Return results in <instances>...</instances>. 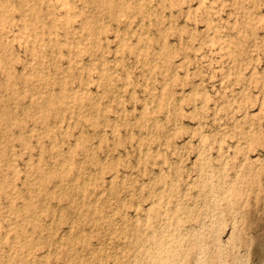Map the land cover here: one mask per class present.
<instances>
[{
	"label": "rangeland",
	"instance_id": "1",
	"mask_svg": "<svg viewBox=\"0 0 264 264\" xmlns=\"http://www.w3.org/2000/svg\"><path fill=\"white\" fill-rule=\"evenodd\" d=\"M16 1V2H15ZM26 1H28V2H25L24 0H20V2H19V0L17 1V0H9V2H10V4H11V8H12V6H13V8L9 11V13L7 14L8 16L6 17V19H4L2 22H3V25H1L0 26V32H1V30L3 31V33H1L0 34V42H2L3 41V43H0L2 46H0V48H2V49H0L1 51H0V64L1 63H3V64H1V66H3L2 67V69H1V67H0V81L3 79V80H5V81H7V82H5V81H1L0 82V90H1V92H0V107L2 108V107H4L3 109H7L8 108V110H9V113H8V111L6 110V112L5 111H2V113H1V108H0V116H2L3 115V118L2 117H0V118H2V120L0 119V124H2V125H0V127H2V128H0V150L2 151V152H5L4 154L0 151V157L2 158H0V161L2 162H0L1 163V168H0V177H1V179H0V206H3L4 204V206H3V208L1 207L0 208V217H2V218H0V239H2L3 240V238L5 239V240H3V241H1L0 240V245L3 243V248H2V245L0 246V251L4 254V257L2 258V253L0 252V263H2V264H14L15 262L17 263V264H23V261H24V264H26V262L28 261V263L30 264H67V262H68V264H74L75 262V264H87V263H85V262H88V264L91 262V264H105L106 262V264H111V262L113 263V264H127V260H128V264H136L137 262H135V261H138V263L137 264H150V263H148V262H150V259H151V261H152V263L151 264H163L164 263V261L167 263V264H171V263H173V264H177L178 262V264H181L180 262H181V260L179 259L181 256V259H182V262L185 260L184 258L186 257V259L188 258V260H185L184 262V264H193L194 262V264H214V262H215V264H227V263H229V264H232L233 262H234V264L235 263H237V264H264V64H262V63H264V7H263V2L264 1H262V0H255V2H254V0H244L243 2H242V0H241V2H238V0L237 1H235V0H232V2H233V4H231V0H185V3H184V0L182 1V0H179L180 2H177L178 0H172V2H170L169 0H162L163 2H164V5H163V2L160 0H155V1H153V0H124V2H123V0H105V1H103V0H100V1H96V0H91V2H92V4H90L91 2H90V0H79V2H78V0H46L45 2H44V0H41V1H39V0H26ZM38 1L40 2V4L38 3ZM50 1V2H49ZM58 1V2H57ZM74 1H76V2H74ZM83 1V2H82ZM89 1V2H88ZM118 1V2H117ZM145 1H147L146 3H145ZM149 1V2H148ZM177 2V3H174V2ZM182 1V2H181ZM189 1L191 2V3H189ZM240 1V0H239ZM250 1V2H249ZM257 1V2H256ZM17 2H18V4H17ZM31 4H30V3ZM34 2V3H33ZM51 2H52V4H51ZM99 2L101 3L100 5H99ZM104 2H106V3H104ZM143 4H142V3ZM151 2H153V3H151ZM155 2V3H154ZM162 2V3H161ZM167 2H169L172 6L174 5V8L173 7H171V5L169 4V3H167ZM208 3V4H206V3ZM220 2H221V4H220ZM224 2L226 3V4H224ZM236 2V3H235ZM238 2V3H237ZM253 2V3H252ZM24 5H23V4ZM26 3L28 4V5H26ZM43 3V4H42ZM48 3H50L48 6L46 5V4H48ZM58 3V4H57ZM84 3H86L85 5H83ZM96 3H97V5H96ZM118 3V4H117ZM151 3V4H150ZM182 3H184V4H181ZM188 3V4H187ZM213 3V4H212ZM235 3V4H234ZM252 3V4H251ZM261 3V4H260ZM19 4H22V5H20V7H21V9L23 10H20V11H18L19 9H20V7H18L17 5H19ZM29 4H30V7H29ZM33 4V5H32ZM56 4V5H55ZM60 4V6H58ZM78 4V5H77ZM113 5V7H112V5ZM149 6H148V5ZM176 4H179V5H181L180 7H178ZM193 4V5H192ZM201 4V5H200ZM203 4H206L205 5V9H203L204 7V5ZM210 4V5H209ZM218 4V5H217ZM228 4V5H227ZM232 6H231V5ZM241 4H243V6H240V7H242V9L239 7V5H241ZM251 4V5H250ZM256 4V5H255ZM36 5V6H35ZM40 5V6H39ZM41 5H42V10H45L46 11V9L45 8H47V11H46V13H45V11H42V10H40L41 9ZM90 5H91V7H90ZM92 5H96V6H92ZM106 7H105V6ZM116 7H115V6ZM167 6V8L166 7H164V6ZM200 5V6H199ZM216 7H215V6ZM219 5H220V9H219ZM223 5H225L224 7H223ZM262 5V6H261ZM26 6H28L27 8H26ZM45 6V7H44ZM63 6V7H62ZM64 6H66L65 8H64ZM70 6L71 7H73V8H70ZM74 6L75 7H77V8H74ZM109 6V7H108ZM140 6H141V8H140ZM168 6H169V9H168ZM228 6H231V7H228ZM234 6L236 7V6H238L237 7V9L239 8L240 9V11L239 10H237L236 8H234ZM259 6H260V8H259ZM32 7H33V9H32ZM36 7V8H35ZM51 7H53L52 9L53 10H51ZM84 7H85V9H86V11L84 10ZM94 7V8H93ZM97 7H99V9L97 8ZM102 7H104L103 8V11L106 9L107 11H104V13H102ZM243 7H244V9H243ZM246 7V8H245ZM19 8V9H18ZM25 8H26V10H25ZM35 8V9H34ZM40 8V9H39ZM58 8H60V9H58ZM89 8V9H88ZM92 10H91V9ZM97 8V9H96ZM108 8H115V10L114 9H111V10H109ZM157 8V9H156ZM161 10L162 8H166L165 10L164 9H162L161 11L159 10V9ZM172 8V9H171ZM176 8H178V9H176ZM179 8L183 11V12H185V10H186V8H188L186 11L187 12H185V14L182 12V11H180L179 10ZM228 8H229V10H228ZM258 8V9H257ZM263 8V9H262ZM16 9V10H15ZM56 9V10H55ZM129 11H128V10ZM133 9V10H132ZM135 9V10H134ZM144 9L146 10V12L144 11ZM154 9H156V10H154ZM212 9V10H211ZM215 9V10H214ZM223 9V10H222ZM225 9V10H224ZM235 9H236V12H235ZM14 10V11H13ZM30 10V12H28L27 13V11H29ZM36 10V11H35ZM49 10V11H48ZM70 10H72V11H70ZM74 10V11H73ZM78 10V11H77ZM80 10V11H79ZM81 10H82V12H81ZM91 10V11H90ZM97 10V11H96ZM100 10V11H99ZM139 10V11H141V12H137V11ZM171 10H173V11H171ZM198 10V11H197ZM210 10L212 11V13L210 14ZM213 10H214V12H213ZM228 10V11H227ZM245 10V11H244ZM252 10V11H251ZM32 11H34L35 12V16L36 15H38V17L36 16V18H35V16H34V12H32ZM40 11H42L43 13H45V14H42V13H40ZM57 11V12H56ZM75 11H77V12H75ZM83 11H84V13H83ZM88 11V12H87ZM94 11V12H93ZM111 11V12H110ZM113 11H115V13H113ZM133 11V12H132ZM157 11V12H156ZM179 11V12H178ZM219 11H220V13H219ZM21 12V13H20ZM38 12V13H37ZM58 12H59V14H58ZM61 12V13H60ZM107 12V13H106ZM111 13V14H115V17H112L113 15H111V14H109V13ZM158 12H161V13H159L158 14ZM167 12V13H166ZM197 12H199V13H197ZM202 12H205V13H202ZM206 12H208V14H206ZM224 12V13H223ZM227 12V13H226ZM228 12H229V14H228ZM232 12H233V14H232ZM13 13H15V14H13ZM20 13V14H19ZM32 14L31 16L33 17H31L30 16V14ZM98 14V15H100V17L98 16V15H96V14ZM101 13V14H100ZM131 13V14H130ZM169 13V14H168ZM200 13H201V15H200ZM216 13H217V16H216ZM11 14H12V16H11ZM18 14V15H17ZM41 14V15H40ZM54 14V15H53ZM55 14H56V17H55ZM84 14V15H83ZM90 14V15H89ZM104 14H108V16H106V15H104ZM117 14H118V18H117ZM146 14L148 15V16H146ZM152 14H154V15H152ZM179 14V15H178ZM204 14V15H203ZM206 14V15H205ZM210 14V15H209ZM222 14V15H221ZM228 16H227V15ZM231 14V15H230ZM243 14L246 16H243ZM14 15H16L15 17H14ZM23 15V16H22ZM46 15L49 17H46ZM52 15V16H51ZM92 15V16H91ZM111 15V16H110ZM157 15L159 16H161V17H159V20L157 19ZM189 15V16H188ZM195 15V16H194ZM198 15H200V16H202V17H199ZM208 15V16H207ZM227 17H226V16ZM230 15V16H229ZM232 15H233V19H232ZM238 15V16H237ZM239 15H241V16H239ZM252 15V16H251ZM40 16V17H39ZM81 16V17H80ZM85 16V17H84ZM110 16V17H109ZM169 18H168V17ZM172 16H173V19H174V21H173V19H172ZM182 16V17H181ZM185 16H187L188 18H190V19H187V18H185ZM205 16V17H204ZM216 17L215 19H213L214 17ZM243 16V17H242ZM26 17V18H25ZM27 17H28V19H27ZM30 17L32 18L31 20H30ZM58 17V18H57ZM76 17H78V18H76ZM84 19H83V18ZM90 17V18H89ZM94 17H96L97 18V20L94 18ZM105 17V18H104ZM120 17H122L121 18V22L122 23H120ZM156 17V18H155ZM166 17V18H165ZM178 19H177V18ZM183 17H184V19H183ZM213 17V18H212ZM230 19H229V18ZM242 19H240V18ZM9 18V19H8ZM11 18H12V20H11ZM40 20H39V19ZM46 18V19H45ZM48 18V19H47ZM51 18V19H50ZM56 18V19H55ZM64 18V19H63ZM93 18V19H92ZM109 20H108V19ZM112 18H114L116 21H114V20H112ZM164 20H162V19ZM179 18H181V19H179ZM222 18H223V20H225V21H223L222 22ZM239 18V19H238ZM8 19V20H7ZM17 19V20H16ZM38 19V20H37ZM62 19V20H61ZM76 20V22L75 21H73V20ZM83 19V20H82ZM89 19V20H88ZM90 19H92V20H90ZM96 20V24L94 23L95 22V20ZM119 19V20H118ZM125 19H127V20H125ZM137 19V20H136ZM138 19H140V20H138ZM148 19V20H147ZM156 19H157V21L159 22L160 21V23H156ZM161 19V20H160ZM186 19V20H185ZM204 19H205V21L206 22H204ZM221 19V20H220ZM230 21H229V20ZM244 19V20H243ZM25 20H27V22H29V24L25 21ZM37 20V23H35V21ZM46 22H45V21ZM49 20V21H48ZM50 20H51V22H50ZM52 20H53V23H52ZM58 20V21H57ZM60 20V21H59ZM79 22H78V21ZM118 20V21H117ZM167 20V21H166ZM179 20V21H178ZM191 20V21H190ZM199 20V21H198ZM226 20H227V22H229V24H227L226 23ZM246 20H248L247 21V23H246ZM254 20V21H253ZM257 20V21H256ZM41 21V22H40ZM63 21H64V23H63ZM65 21H66V26H65ZM71 21V22H70ZM110 21V22H109ZM154 21H155V23H154ZM167 22V24H166V22ZM169 21V22H168ZM176 21V22H175ZM185 21V22H184ZM194 21H195V23H194ZM204 23H203V22ZM217 21V22H216ZM238 21V22H237ZM253 21V22H252ZM259 21H260V23L262 24V25H260V23H259ZM11 22V23H10ZM30 22H32L31 23V25L33 24V29H31L32 27H31V25H30ZM39 22V23H38ZM90 22H91V26L90 25H87V24H90ZM98 22V23H97ZM100 22H103V23H100ZM151 22V23H150ZM156 25V26H158L157 28H156V26L153 24V23ZM173 22H175L176 23V25L174 26L173 24ZM189 22H190V24H189ZM200 22H202V23H200ZM212 22H214V23H212ZM240 22V23H239ZM245 22V23H244ZM258 22V23H257ZM7 23V24H6ZM10 23V26H8V24ZM13 23V24H12ZM15 23V24H14ZM22 23V24H21ZM41 23V24H40ZM60 23H62L61 25H60ZM113 23V24H112ZM118 23H120V24H118ZM127 23V24H126ZM184 23H185V25H184ZM232 24V26H231V24ZM236 23L238 24V26L236 25ZM242 23V24H241ZM243 23L244 24H246V26H244L243 25ZM255 23V24H254ZM5 24H6V26H5ZM51 24L53 25V26H51ZM72 25V27H71V25ZM78 26H77V25ZM115 24V25H114ZM140 24V25H139ZM169 24V25H168ZM183 24V25H182ZM195 24V25H194ZM204 24V25H203ZM206 24H207V26H208V28L210 27V29L212 30H210L209 29V31L207 30V26H206ZM220 24V25H219ZM223 24V25H222ZM241 24V25H240ZM247 24H249V26L247 25ZM257 24H258V27H257ZM11 25H13L12 27H11ZM21 25H22V27H21ZM43 25H44V28H43ZM62 26L63 25V28L62 27H60V26ZM79 25H80V27H79ZM86 25V26H85ZM93 25V26H92ZM110 25V26H109ZM123 25H125V26H123ZM127 25H128V27L129 28H127ZM134 25V26H133ZM194 25V26H193ZM225 25H229V26H225ZM250 25L251 26H254V28H250ZM255 25H256V28H255ZM26 26V27H25ZM46 26V27H45ZM59 26V27H58ZM67 26H68V28H67ZM74 26V27H73ZM120 26H121V28H120ZM152 26V27H151ZM171 26V27H170ZM180 26V27H179ZM206 26V27H205ZM231 26V27H230ZM234 26H236V27H234ZM5 27H6V29H5ZM13 27H14V29H13ZM64 27H65V29H64ZM83 27L85 28V29H83ZM111 27V30L113 31H111L110 29H107V28H110ZM186 27H187V29H186ZM228 27H229V30L232 28V29H234L233 31L232 30H228ZM237 27H240V28H237ZM247 27L249 28V29H247ZM10 28H12V29H10ZM30 28V29H29ZM39 28V29H38ZM40 28H41V31H40ZM52 30H51V29ZM72 28V29H71ZM140 28V30H138ZM167 28H169V29H167ZM177 29V30H175V29ZM191 28V29H190ZM196 28V29H195ZM201 28V29H200ZM204 28H206V29H204ZM216 29V31H215V29ZM221 28H223V29H221ZM236 28V29H235ZM36 29V30H35ZM38 29V30H37ZM70 29V30H69ZM130 29V30H129ZM204 29V30H203ZM253 29V30H252ZM4 30H7V31H5L4 32ZM10 30H12V31H10ZM17 30H18V35H17ZM46 32H45V31ZM50 30V31H49ZM54 30V31H53ZM57 30H58V32H57ZM66 30V31H65ZM69 30V31H68ZM77 30H79L78 32H77ZM84 30V31H83ZM99 30H101V31H99ZM102 30H104V32L102 31ZM105 30H107V31H105ZM109 30V31H108ZM129 30V31H128ZM143 30V31H142ZM153 30V31H152ZM175 32L174 34H173V32ZM186 31V32H183V31ZM196 30L198 31L197 33H196ZM202 30V31H201ZM228 30V31H227ZM247 30V31H246ZM250 30H252V31H250ZM255 30H257V31H255ZM22 31V32H21ZM26 31V32H25ZM27 31H28V33H27ZM34 31V32H33ZM39 31V32H38ZM61 31V32H60ZM64 31H65V33H64ZM71 31H72V33H73V35H72V33H71ZM82 31V32H81ZM134 31L136 32L134 35H131V34H133L134 33ZM169 31V32H168ZM189 31V32H188ZM194 31V32H193ZM201 31V32H200ZM208 31V32H207ZM223 31V32H222ZM235 31V32H234ZM256 33H254V32ZM10 34H9V33ZM12 32H14L13 33V35H12ZM20 32V33H19ZM41 32V33H40ZM47 32H48V37L46 36V34H47ZM75 32H77V33H75ZM84 32H85V34H84ZM95 32V33H94ZM101 32H102V34H101ZM107 32V33H106ZM112 32V33H111ZM118 32H120V33H118ZM122 32V33H121ZM161 33L160 35H161V37H163V38H161V37H159V36H156V35H159V33ZM167 32H168V37H167ZM177 32V33H176ZM193 32V33H192ZM204 32V33H203ZM220 32V33H219ZM226 32V33H225ZM231 32V33H230ZM233 32V33H232ZM247 34H246V33ZM259 32V33H258ZM261 32V33H260ZM24 33H26V35L24 34ZM32 33H34V34H32ZM44 33H46V34H44ZM61 33H63V34H61ZM67 33V34H66ZM75 33V34H74ZM81 33V34H80ZM104 33V34H103ZM113 33H114V36H113ZM131 33V34H130ZM170 33V34H169ZM173 35H172V34ZM179 33V34H178ZM189 35V37L187 36V34ZM201 34V35H198V36H196V35H194V34ZM207 33V34H206ZM217 33V34H216ZM236 33V34H235ZM242 33H244V34H242ZM41 34H44L43 36H45L46 37V40H45V37H43L42 38V35ZM66 34V35H65ZM107 34V35H106ZM120 34V35H119ZM155 34V35H154ZM176 34V35H175ZM182 34V35H181ZM206 34V35H205ZM223 34H224V36H223ZM240 34V35H239ZM252 34V35H251ZM253 34H254V36H253ZM6 35V36H5ZM15 35V36H14ZM28 35V36H27ZM33 35H34V37H33ZM37 35H40L41 37H39V36H37ZM56 35H59V37L58 36H56ZM61 35H63V36H61ZM83 37H82V36ZM124 35V36H123ZM142 35L144 36V37H142ZM145 35H146V39H144L145 38ZM175 35V36H174ZM184 35V36H183ZM250 35H251V37H250ZM3 36V37H2ZM4 36H5V38H4ZM9 36V37H8ZM13 36V37H12ZM19 36V37H18ZM54 38H53V37ZM70 37V38H68V37ZM75 37V39H74V37ZM77 36H81L80 38H82L81 40H80V38L79 37H77ZM92 36H94L95 38L93 39V37ZM97 36V37H96ZM109 36V37H108ZM112 36V37H111ZM131 36H133V37H131ZM154 36V37H153ZM156 36V37H155ZM182 37V39L184 40L185 39V41H182V39L180 40V38L179 37ZM194 38H193V37ZM202 36L203 37H205V38H203L202 39ZM237 36V37H236ZM240 36V37H239ZM248 36V37H247ZM253 36V37H252ZM260 36V37H259ZM30 39H28V38ZM36 37L38 38V39H36ZM52 37V38H51ZM57 37V38H56ZM74 39V42L72 41L73 39ZM77 37V38H76ZM92 37V38H91ZM108 37V38H107ZM135 37H137V38H135ZM160 39H159V38ZM178 37V38H177ZM187 37V38H186ZM207 37V38H206ZM239 37V38H238ZM243 37V38H242ZM248 38V39H246L245 40V38ZM1 38H3L2 40H1ZM16 38V39H15ZM49 40H48V39ZM55 38H56V40H55ZM66 39V41L64 40V39ZM78 38H79V40H78ZM84 38V39H83ZM114 38H116L115 40H114V42H112L111 40L112 39H114ZM132 40H131V39ZM154 38V40H152ZM191 39V41H193V42H191L190 41V39ZM196 38V39H195ZM262 38V39H261ZM6 39V40H5ZM19 39V40H18ZM35 39L37 40V41H35ZM91 39H93V40H95V43H94V41H91ZM97 39H99L98 41H97ZM102 39V40H101ZM111 39V40H110ZM117 39H118V41H117ZM134 39V40H133ZM136 39V40H135ZM165 39V40H164ZM199 39H200V41H199ZM214 39H216V42H215V40ZM233 39H235L237 42H235V40L233 41ZM9 40V41H8ZM21 40V41H20ZM68 40H69V43H68ZM71 40V41H70ZM75 40H76V42H75ZM83 40V41H82ZM149 42H148V41ZM160 41V43H159V41ZM166 40H167V42H166ZM179 40V41H178ZM195 40V41H194ZM223 41V43H222V41ZM239 40V41H238ZM241 40H242V43H241ZM244 40V41H243ZM248 40V41H247ZM262 40V41H261ZM7 41V42H6ZM14 41V42H13ZM23 41V42H22ZM31 43H30V42ZM47 41V42H46ZM53 41V42H52ZM86 41H87V43H86ZM89 41V42H88ZM132 41V42H131ZM155 41H157V42H155ZM161 41H162V43H161ZM180 41H181V43H180ZM188 41V42H187ZM202 41V42H201ZM9 42V43H8ZM10 42H11V44H10ZM19 42V43H18ZM37 42H39V46L37 45ZM41 42V43H40ZM50 42H51V44H50ZM91 42V43H90ZM93 42V43H92ZM100 42V43H99ZM107 42V43H106ZM129 42V43H128ZM142 42V43H141ZM152 42V43H151ZM184 44H183V43ZM191 42V43H190ZM201 42V43H200ZM210 42V43H209ZM244 42H245V44H244ZM259 42V43H258ZM260 42H262V44L260 43ZM5 43H8V44H6L7 46L8 45H11V47H12V45H13V50L15 51V53H13L12 52V49H11V47L9 48V50L6 48V45L4 46L3 44H5ZM15 43V44H14ZM21 43V44H20ZM24 43H26V44H24ZM46 43V44H45ZM56 43V44H55ZM58 43V44H57ZM85 43H86V45H85ZM104 43H106L105 45H104ZM110 43V44H109ZM138 43V44H137ZM151 43V44H150ZM175 43H176V45H175ZM179 43V44H178ZM190 43V44H189ZM193 43V45H191ZM204 43V45H202ZM220 43V44H219ZM233 45H235L236 47H237V49L235 50V46H233ZM250 43H251V45H250ZM21 46V47H19V45ZM30 44H31V46H30ZM35 44L38 46H35ZM73 44L77 47H74L73 46ZM98 44H99V46H98ZM115 44V45H114ZM140 44V45H139ZM153 44V45H152ZM159 44V45H158ZM161 44V45H160ZM189 44V45H188ZM206 44V45H205ZM209 44V45H208ZM210 44H211V46L212 47H209L210 46ZM216 44V45H215ZM239 44V45H238ZM49 45V46H48ZM54 45H56V47H54ZM62 45V46H61ZM66 45H67V47H66ZM70 45L72 46V47H70ZM88 45H89V47H91L90 45H93L92 47H91V49L88 47ZM95 45H97V47L95 46ZM133 45H135L136 47H134ZM139 45V46H138ZM156 45V46H155ZM168 45H169V47H168ZM184 45V48L182 47V46ZM192 47H191V46ZM223 45V46H222ZM241 45V47H239ZM244 45H248L247 47L246 46H244ZM25 46H27V47H25ZM84 46V47H83ZM87 46V48H85ZM106 46L109 48V51H108V48H107V50H106ZM114 46V47H113ZM128 46V48H127V50H125L124 49V47L126 48ZM157 46H159V47H157ZM186 46H187V48H186ZM189 46V47H188ZM200 46L202 47V50H201V48H200ZM231 46H233V47H231ZM260 46V47H259ZM261 46H262V52H261V50H259V48L261 49ZM40 47V48H39ZM53 47V48H52ZM57 47H58V49H57ZM63 47V48H62ZM81 47H82V49H81ZM160 47H161V49H160ZM170 47H171V50H170ZM175 47H176V49H175ZM181 47H182V49H181ZM197 47H198V49H197ZM244 47V48H243ZM251 47V48H250ZM256 47H257V50H256ZM18 48V49H17ZM19 48H20V50H22V51H20L19 50ZM24 48L26 49V50H24ZM29 48V51L31 52V55H30V53H29V51L27 50ZM31 48V49H30ZM39 50H37V49ZM43 48H47L46 50L48 51H46V50H44ZM72 50H71V49ZM76 48V49H75ZM85 48V49H84ZM94 48V49H93ZM99 48V49H98ZM165 48H166V51H165ZM167 48L169 49L168 51H167ZM179 50H178V49ZM205 48V49H204ZM206 48H208V49H206ZM209 48H210V50H209ZM213 48L215 49V50H213ZM218 48V49H217ZM240 48V49H239ZM247 48V49H246ZM254 50H253V49ZM7 49V50H6ZM16 49V50H15ZM50 49H52V50H50ZM75 49V50H74ZM96 49H98V50H96ZM105 49V50H104ZM135 49V50H134ZM151 49V50H150ZM174 49V50H173ZM183 49H190V50H183ZM193 49V50H192ZM204 49V50H203ZM224 49H226V50H224ZM239 49V50H238ZM244 49V50H243ZM246 49V50H245ZM4 50H5V52H4ZM55 50V51H54ZM68 50V51H67ZM89 50V53L87 52ZM91 50V51H90ZM94 50V51H93ZM114 50V51H113ZM151 51V53H150V51ZM155 50V51H154ZM165 52H164V51ZM173 50V51H172ZM175 50H178V51H175ZM182 50V51H181ZM192 50V51H191ZM220 50V51H219ZM250 50V51H249ZM255 50H256V52H255ZM259 50V51H258ZM9 51V52H8ZM21 53H20V52ZM25 51V52H24ZM27 51V52H26ZM44 51H46V52H44ZM55 53H54V52ZM64 52V54H63V52ZM68 52V53H66V52ZM98 51V52H97ZM119 51H121V53H119ZM133 52V51H135V52H133L132 54H130L129 53V55H128V52ZM159 51V52H158ZM170 51H171V55H173V57H171L170 56ZM191 52V53H187V52ZM194 51V52H193ZM204 51V52H203ZM212 51H214V52H212ZM216 51H218V52H216ZM223 51H227V53H223ZM242 52V53H240V52ZM247 51H248V53H247ZM2 52H3V54H2ZM7 52V53H6ZM10 52H12V53H10ZM17 52V53H16ZM24 52V53H23ZM35 52V53H34ZM92 52H93V54H92ZM113 53V55H112V53ZM125 52H127V54L125 53ZM140 52H141V54H140ZM144 52V53H143ZM145 52H147V54H148V52L150 53V54H148V56H147V54L145 53ZM174 52H176L175 53V55H174ZM178 52V53H177ZM183 54H182V53ZM185 52H186V54H185ZM200 54H199V53ZM204 53V55H203V53ZM206 52V53H205ZM212 52V53H211ZM216 52V53H215ZM222 52V53H221ZM250 52V53H249ZM253 52V53H252ZM6 53V54H5ZM9 53H10V55H9ZM27 53H28V55H27ZM51 53V54H50ZM54 53V54H53ZM86 53V54H85ZM95 53V54H94ZM97 53H98V55H97ZM110 53V54H109ZM114 53L116 54L115 56H114ZM120 55H119V54ZM153 53V54H152ZM155 53V54H154ZM165 53V54H164ZM169 55V57H167V54ZM194 53V54H193ZM251 54V56H246L247 54ZM255 53V54H254ZM12 54V55H11ZM14 54V55H13ZM18 54V55H17ZM22 54V55H21ZM37 54V56H35ZM38 54L41 56H38ZM49 55V57H48V55ZM52 54H53V56H52ZM70 54H72V56H70ZM88 54H89V56H88ZM126 54V55H125ZM136 56H135V55ZM140 54V55H139ZM144 54V55H143ZM160 54L162 55V56H160ZM212 54V55H211ZM216 54V55H215ZM227 55V54H229V56H231V58L229 57V56H227V58H226V56L225 55ZM3 57H2V56ZM47 55V56H46ZM55 55V56H54ZM62 55V57H59V56H61ZM87 55V56H86ZM97 55V57H99L98 59H96L97 57H95ZM106 55H108V57L106 56ZM110 55H111V57H110ZM150 55H155V56H150ZM177 55H179V56H177ZM188 57H187V56ZM193 55V56H192ZM210 55V56H209ZM215 55V56H214ZM238 55V56H237ZM243 55V56H242ZM5 56V57H4ZM59 58H58V57ZM64 56V57H63ZM74 56V57H73ZM75 56H78V57H75ZM113 56V57H112ZM119 56V57H118ZM150 56V57H149ZM160 56V57H159ZM167 58H166V57ZM181 56H183V57H181ZM205 56V57H204ZM209 58H208V57ZM222 56H223V59H220V58H222ZM237 56V57H236ZM6 57H9L8 58V60H6L7 58ZM18 58V59H16V58ZM31 57V58H30ZM40 57V58H39ZM47 57V58H46ZM68 57H69V59H68ZM71 57V58H70ZM86 57V58H85ZM89 57V58H88ZM95 57V58H94ZM118 57V58H117ZM137 57V58H136ZM140 57H142V58H139ZM144 57V58H143ZM154 57V58H153ZM165 57V58H164ZM191 57V58H190ZM193 57H194V59H193ZM202 57V58H201ZM213 57H214V59L215 60H213ZM217 57V58H216ZM262 57V58H261ZM4 58H6V59H4ZM13 58V59H12ZM15 58V59H14ZM23 58H24V60H23ZM29 58H30V60H29ZM39 60H38V59ZM48 58H52L51 60H49ZM61 58V59H60ZM75 58V59H74ZM136 60H135V59ZM160 58V59H159ZM195 58H197V59H195ZM200 58V59H199ZM203 58H205V59H203ZM206 58H207V60H206ZM230 58V59H229ZM239 58H241V59H239ZM254 58H256V60L254 59ZM26 59V60H25ZM37 59V60H36ZM43 59H44V61H43ZM58 59V60H57ZM64 59V60H63ZM110 61H109V60ZM135 61H134V60ZM142 59H143V61H142ZM147 59V60H146ZM159 59V60H158ZM168 60L169 62H167V64L166 63H164V61L165 60ZM174 59V61L172 62V60ZM178 59V60H177ZM184 59V60H183ZM187 59H189V61H187ZM195 60L194 62H192L191 63V61H193V60ZM201 59H202V61H201ZM218 59H220V61H218ZM10 60H13V62H14V65H16L17 67L19 66V68H17L16 66H14L13 64H11V63H13L12 61H11V63L9 64L8 63V61L10 62ZM56 60V61H55ZM60 60V61H59ZM62 60V61H61ZM133 60V62H131ZM141 60V61H140ZM166 60V61H167ZM184 62H183V61ZM206 60V61H205ZM224 62H222V61ZM254 60V61H253ZM259 60H261V61H259ZM4 61V62H3ZM6 61V62H5ZM17 61V62H16ZM21 61H24V62H21ZM37 61V62H36ZM39 61V62H38ZM45 61H46V63H45ZM52 61H55L54 63L52 62ZM72 61H74L73 62V64L71 65V63H72ZM96 61H99L98 63L96 62ZM127 61V62H126ZM145 61V62H144ZM162 61V62H161ZM165 61V62H166ZM252 61V62H251ZM257 61H259V62H257ZM32 62H33V64H32ZM110 62V63H109ZM113 62V63H112ZM123 62V63H122ZM140 62H141V65H143V66H141L140 65ZM158 62V63H157ZM171 62H172V64H171ZM197 62V63H196ZM198 62H199V64H198ZM200 62H202V63H200ZM226 62V63H225ZM248 62L250 63V64H248ZM262 62V63H261ZM19 63V64H18ZM24 63V64H23ZM27 63V64H26ZM42 63H43V66H41L42 65ZM59 64V66H58V64ZM60 63H61V67H60ZM64 63V64H63ZM77 63H79V64H77ZM97 63V64H96ZM118 63H119V65H118ZM139 63V64H138ZM177 63V64H176ZM178 63H180V65H178ZM184 63V64H183ZM196 63V64H195ZM205 63V64H204ZM217 63H218V65H217ZM244 63H245V65H244ZM257 63V64H256ZM260 63V64H259ZM6 64H7V68H6ZM32 64V65H31ZM35 64H36V66H35ZM46 64V65H45ZM56 64V65H55ZM70 64V65H69ZM76 64H77V66H78V68L76 67ZM106 64H107V66H106ZM110 66H109V65ZM128 64L130 65V66H128ZM132 64V65H131ZM136 65V67H135V65ZM161 64H162V66H161ZM166 64V65H165ZM181 64H183V66L181 65ZM190 64V65H189ZM194 64V65H193ZM198 64V65H197ZM204 64V65H203ZM217 65V67H216V65ZM221 64V65H220ZM225 64H228V65H226V66H224ZM230 64H231V66H230ZM262 64V65H261ZM9 65H12V67L11 66H9ZM26 65H27V67H26ZM34 65V66H33ZM39 65V66H38ZM75 65V66H74ZM80 65H81V67H80ZM97 65H98V67H97ZM100 65V66H99ZM114 65H116V66H114ZM117 65H118V67H117ZM120 65H122V66H120ZM148 65V66H147ZM149 65H151V66H149ZM159 65V66H158ZM163 65H164V67H163ZM173 65V67H170V66H172ZM191 65H193V66H191ZM200 65V68H198V66ZM208 65H209V67H208ZM211 65H213V66H211ZM240 65L242 66V68L240 67ZM252 65V66H251ZM258 65V66H257ZM14 66V67H13ZM22 66H23V68H22ZM41 66V67H40ZM92 66H93V68H92ZM166 66H168V67H166ZM248 68H247V67ZM6 69H5V68ZM31 67V68H30ZM49 67H50V69H49ZM53 67V68H52ZM54 67H56L57 69H55ZM72 67L73 68H75V69H72ZM121 67H123V68H121ZM132 67H134V69L132 68ZM143 67V68H142ZM159 67V68H158ZM185 67H186V70H185ZM191 67V68H190ZM205 67H207V68H205ZM246 67V68H245ZM258 67V68H257ZM12 68V69H11ZM22 68V69H21ZM33 68V69H32ZM39 68H41V69H39ZM44 68H45V70H44ZM69 68V69H68ZM100 68V69H99ZM121 68V69H120ZM136 68H137V70H136ZM139 68H141V70H139ZM144 68H147V69H144ZM171 68V69H170ZM184 68V69H183ZM197 68V69H196ZM213 68V69H212ZM215 68V69H214ZM228 68V69H227ZM237 68V69H236ZM244 68H245V71H244ZM260 68V69H259ZM27 69H28V71H27ZM35 69V70H34ZM39 69V70H38ZM59 69V70H58ZM72 69V71H70ZM78 69V70H77ZM93 69L94 70H96L95 72L93 71ZM125 69V70H124ZM157 71H156V70ZM161 69V71H159ZM169 69V70H168ZM179 69V70H178ZM182 69V70H181ZM205 69V70H204ZM225 69V70H224ZM6 70H11V71H14V72H12L11 73V71H10V74H9V76H11L12 74H16L17 75V77L16 76H12L13 78H11L10 79V77L8 76V73H9V71H4ZM16 70H18V71H16ZM20 70V71H19ZM24 70V71H23ZM58 70V71H57ZM66 70H68L69 72H68V74H67V71ZM74 70L76 71V74H75V72H74ZM84 70L86 71L87 70V73H84ZM92 70V71H91ZM122 70H124V71H122ZM131 70V71H130ZM139 70V71H138ZM148 70V71H147ZM196 70V73L194 72ZM206 70H208V71H206ZM214 70H216V71H214ZM223 70V71H222ZM247 70V71H246ZM262 70V71H261ZM34 71H36V74L34 75ZM37 71L39 72V73H37ZM46 71V72H45ZM57 71V72H56ZM60 71V72H59ZM61 71H62V73H61ZM78 71V72H77ZM112 71V72H111ZM137 71H138V73H137ZM141 71V72H140ZM198 71V72H197ZM220 71H222L221 73H220ZM239 71V72H238ZM244 71V72H243ZM18 72V73H17ZM21 72V74H20V76H23V77H25V78H23L22 79V77H21V79H19L20 77H19V73ZM44 72V73H43ZM51 72V73H50ZM111 72V73H110ZM131 72H133V73H131ZM154 72L157 74H155L154 75ZM161 72H163V75H162V73ZM168 72H169V74H168ZM179 72V73H178ZM184 72V73H183ZM194 72V73H193ZM225 72V73H224ZM242 72H243V74H242ZM4 73V74H3ZM22 73H24V74H22ZM47 73H49V74H47ZM53 73V74H52ZM55 73H57V74H55ZM92 73V74H91ZM95 73V74H94ZM102 73V74H101ZM105 73V74H104ZM106 73H108V75H106ZM121 73H123V74H121ZM198 73V74H197ZM203 73H204V75H203ZM216 75H215V74ZM3 74V75H2ZM30 75V77L28 76V75ZM37 74H38V76L39 77H37ZM42 74L43 75V81H42V75L40 76V75ZM54 74H55V76L57 77H55L54 78V80H53V77H54ZM61 74H62V81H60L61 80ZM82 74L85 76H82ZM88 74V76L86 77V75ZM98 74V75H97ZM120 74V75H119ZM171 74V75H170ZM191 74V75H190ZM194 76H193V75ZM197 74V75H196ZM206 74V75H205ZM208 74V75H207ZM210 74V75H209ZM240 74V75H239ZM255 74V75H254ZM256 74H259L260 76H261V78H260V76L259 75H256ZM6 75H7V78H9V79H5V77H6ZM25 75V76H24ZM44 75H46L48 78H49V76H51V78L50 79H47L46 78V76H44ZM49 75V76H48ZM52 75H53V77H52ZM72 77H74V76H78L77 78H72ZM93 75V76H92ZM96 75V76H95ZM151 75V76H150ZM201 75V76H200ZM218 75H220L221 77H218ZM245 77V79L243 78V76ZM254 76V79L255 80H253V77L252 76ZM5 76V77H4ZM26 76H28V79L27 80H29L28 81V83H27V81H26ZM34 76H35V78H34ZM80 76V77H79ZM115 76V77H114ZM117 76H118V79H116L117 78ZM121 76H122V78H121ZM136 76V77H135ZM141 76H142V78H141ZM145 76V77H144ZM150 76V77H149ZM163 76V77H162ZM168 76V77H167ZM181 76V77H180ZM184 76H186V77H184ZM187 76H189V79H185V78H188ZM199 76H200V78H199ZM208 76H209V79H208ZM237 76V77H236ZM241 76H242V78L243 79H241ZM256 76H258V78H256ZM16 77V78H15ZM32 77V78H31ZM40 80H37V78ZM90 77V78H89ZM110 78V81H109V78ZM134 77H135V80H134ZM140 78V80H139V78ZM162 77V78H161ZM167 77V78H166ZM183 77H184V79H183ZM193 77V78H192ZM213 77H214V80H213ZM240 77V78H239ZM250 77H251V79L252 80H250ZM15 78V79H14ZM31 78V79H30ZM59 78H60V80H59ZM64 78V79H63ZM92 78H93V80H92ZM104 78V80H102ZM138 78V79H137ZM149 78H150V80H149ZM161 78V79H160ZM170 78V79H169ZM173 78H174V81L175 80H178V81H176L177 83H175L174 81H173ZM182 78V80H180ZM205 78V79H204ZM212 80H211V79ZM221 78V79H220ZM225 78V79H224ZM260 78V79H259ZM20 81H19V80ZM47 79V80H46ZM55 79H57V80H55ZM67 79V80H66ZM75 81H73V80ZM76 79V80H75ZM78 79V80H77ZM115 79H116V81L120 84H118L116 81H115ZM121 79V80H120ZM122 79H123V82H122ZM142 79V80H141ZM163 79V80H162ZM191 79H193V80H191ZM204 79V80H203ZM208 79V80H207ZM241 79V80H240ZM256 79H257V81H256ZM10 80V81H9ZM16 80V81H15ZM32 82H31V81ZM34 80V81H33ZM52 80V81H51ZM63 80H64V83H63ZM71 80V82H69ZM82 80V81H81ZM106 80H107V82H106ZM131 80V81H130ZM149 80V81H148ZM162 80V81H161ZM170 80H171V82H170ZM190 80V81H189ZM208 82H207V81ZM218 80V81H217ZM233 80H234V82H233ZM239 80V81H238ZM245 80V81H244ZM250 80V81H249ZM259 80H262V81H259ZM37 81V82H36ZM38 81H39V88L38 87H36L37 85H38ZM55 81H57V82H55ZM86 81V82H85ZM88 81V82H87ZM93 81H95V82H93ZM105 81V82H104ZM161 81V82H160ZM181 83H180V82ZM185 81H187L186 82V84H185ZM189 81V82H188ZM192 81V83H190ZM201 81V84H202V86H201V84L199 83V85H198V82H200ZM217 82V84L215 83V82ZM226 82V84H225V82ZM241 81V82H240ZM253 81V82H252ZM254 81L256 82V83H254ZM8 82H11V83H9V85H7L6 83H8ZM15 82V83H14ZM18 82V83H17ZM36 82V83H35ZM53 82H54V84L55 85H53ZM67 82V83H66ZM78 82V83H77ZM81 82V83H80ZM84 82V83H83ZM92 82H93V85H92ZM136 82H137V85H136ZM140 82H142V83H140ZM160 82V83H159ZM169 82V83H168ZM172 82H174V83H172ZM179 82V83H178ZM208 84H207V83ZM219 82L221 83V84H219ZM236 82L237 83H239V84H236ZM34 85H33V84ZM41 83V84H40ZM46 83H47V85H46ZM50 84V86H49V84ZM59 83H60V85H59ZM69 84V85H66L65 87L63 86V84ZM101 83H102V85H101ZM105 83H106V85H105ZM114 83H116L117 84V86H116V84L114 85ZM121 83H122V86H121ZM171 83H172V85H171ZM227 83H228V85H227ZM231 83V84H230ZM234 83H235V85H234ZM252 83V84H251ZM259 83H261V85L259 84ZM6 84V85H5ZM10 84H11V87H12V90H11V87H10ZM16 84H17V86H16ZM20 84V85H19ZM22 84H23V86H22ZM26 86H25V85ZM37 84V85H36ZM57 84V85H56ZM62 84V85H61ZM76 84V85H75ZM101 86H100V85ZM110 84V85H109ZM132 84V85H131ZM134 84H135V86H134ZM152 84V85H151ZM174 84V85H173ZM184 84V85H183ZM190 84V85H189ZM223 84V85H222ZM241 84V85H240ZM258 84V85H257ZM1 85L2 86H4V87H1ZM29 85V86H28ZM36 85V86H35ZM44 85V86H43ZM79 85H80V87H79ZM83 85V86H82ZM114 85V86H113ZM130 85V86H129ZM138 85L140 86V88L138 87ZM157 85V86H156ZM181 85V86H180ZM186 85V86H185ZM188 85V86H187ZM221 85V86H220ZM240 85V86H239ZM256 86L255 88L253 87V86ZM6 86H7V88H6ZM10 88H9V87ZM13 86H14V89H13ZM31 86V87H30ZM34 86V88H32ZM46 86H47V88H46ZM68 86H70L69 88H67ZM74 86V87H73ZM81 86L83 87V88H81ZM86 86V87H85ZM90 86V87H89ZM95 86H97V87H95ZM107 88H106V87ZM108 86H110V88L108 87ZM121 86V87H120ZM129 86V87H128ZM132 86V87H131ZM142 86V87H141ZM156 86V87H155ZM166 86H168L169 87V89H167L166 88ZM174 86V87H173ZM176 86V87H175ZM185 86V87H184ZM191 86V87H190ZM199 86V87H198ZM226 86V87H225ZM228 86V87H227ZM259 86V87H258ZM17 87V88H16ZM20 87V88H19ZM28 87H29V91H31V92H29L27 89H28ZM41 87V88H40ZM54 87V88H53ZM62 87V88H61ZM102 87V88H101ZM113 87V88H112ZM114 87L116 88V90L114 89ZM122 87H123V90H122ZM125 87V88H124ZM145 88V92L147 93H145L144 92V88ZM155 87V88H154ZM170 87H171V89H172V87H173V92L172 91H170L171 89H170ZM180 87H183V88H180ZM200 89H198V88ZM213 89H212V88ZM3 88H6V90L4 91L3 90ZM36 88H38V90H36ZM42 88H46V89H42ZM50 88V89H49ZM59 88H61V89H59ZM90 88V89H89ZM96 88H98L97 90H96ZM109 88V89H108ZM118 88V89H117ZM129 88V89H128ZM131 88V89H130ZM158 88V89H157ZM187 88V89H186ZM203 88V89H202ZM216 88V89H215ZM221 88V89H220ZM256 88H258V89H256ZM17 89V90H16ZM24 89H26V90H24ZM33 89H35V90H33ZM41 89H42V91H41ZM48 89V90H47ZM67 91H66V90ZM95 89V90H94ZM110 89H112V90H110ZM125 89V90H124ZM138 89H139V91H138ZM166 89H167V91H168V95H166ZM220 89V91H218ZM252 89V90H251ZM257 91H256V90ZM262 89V90H261ZM3 90V91H2ZM46 91V92H43V91ZM49 90L52 92V93H54V96H56L58 99H56V97H54L55 98V100H57L58 101V103H57V101L55 102V100H54V98H53V94L51 93V92H49ZM53 90V91H52ZM59 90V91H58ZM61 90H64V92H66L65 94L63 93V91H61ZM77 90V91H76ZM102 92H101V91ZM109 90V91H108ZM113 90H115V91H113ZM127 90V91H126ZM148 90V91H147ZM211 90V91H210ZM11 91V92H10ZM18 93H17V92ZM20 91H21V93H20ZM24 91H27V92H24ZM33 91V92H32ZM38 91V92H37ZM108 91V92H107ZM122 91V92H121ZM156 91H157V93H156ZM160 92V95H159V92ZM170 91V92H169ZM256 91V92H255ZM7 92L9 93V94H7ZM35 92V93H34ZM48 92L50 93V94H48ZM55 92H56V94H55ZM59 92V93H58ZM69 92V93H68ZM71 92H72V94H71ZM109 93V94H107V93ZM112 92V93H111ZM124 92H125V95H124ZM165 92V93H164ZM172 92V93H171ZM176 92H177V94H176ZM215 92H217V93H215ZM231 92V93H230ZM237 92V93H236ZM239 92V93H238ZM243 92H244V94H243ZM263 92V93H262ZM1 93L3 94V95H1ZM15 93H16V95H15ZM20 93V94H19ZM27 93V94H26ZM38 93H40V94H38ZM44 93H46L45 95H48V96H50V98H52V100L50 101V99L48 98V96H46L45 97V95H44ZM61 93H63V95L61 94ZM67 93L69 94V95H67ZM76 93H78V94H76ZM84 93H86V95H84ZM95 93V95H93ZM105 93V94H104ZM116 93L118 94L117 96H116ZM139 93V94H138ZM143 93H145V94H143ZM151 95H150V94ZM182 94V95H179V94ZM219 93V94H218ZM241 93V94H240ZM249 93H251V94H249ZM23 94V95H22ZM44 95V97H43V95ZM58 94H60V96L58 95ZM88 94V95H87ZM90 94V95H89ZM100 94H102V95H105V96H103L102 97V95L100 96ZM108 96H107V95ZM113 94V95H112ZM126 94H127V96H126ZM136 94H137V96H139V97H137L136 98ZM152 94H154L153 96H152ZM166 95V97H165V95ZM215 94V95H214ZM252 94H255V95H253V96H255L254 98H253V96H252ZM259 94H262L261 96L259 95ZM24 96V97H26L25 99H22V98H24V97H22V96ZM37 95H38V97H37ZM73 95V97L71 98V96ZM76 95V96H75ZM92 95H93V97H92ZM99 95V96H98ZM109 95H110V97H109ZM111 95H112V97H111ZM151 96L150 98H148V96ZM157 95V96H156ZM169 95H170V97H169ZM189 95V96H188ZM193 96V97H191V96ZM197 95V96H196ZM199 95V96H198ZM208 95V96H207ZM221 95V96H220ZM241 95H242V97H241ZM245 95V96H244ZM4 96H6V97H8L9 99H7L6 97H4ZM15 98H14V97ZM18 96V97H17ZM22 98H21V97ZM31 96V97H30ZM63 96V97H62ZM85 96V97H84ZM130 96V97H129ZM143 96V97H142ZM156 96V97H155ZM162 96V97H161ZM174 96H175V98H174ZM201 96H202V98H201ZM215 96H217L218 97V99L216 100V98H215ZM247 96H248V99L250 98V100H248L247 99ZM259 96V97H258ZM16 97H17V99H16ZM34 97V98H33ZM37 99H36V98ZM43 98V100H46V102L47 103H45V101H43L42 100V98ZM61 97V98H60ZM66 97H68V98H66ZM77 97V98H76ZM89 97V98H88ZM115 97H117V98H115ZM135 97V98H134ZM163 97H164V99H163ZM187 99H189V100H187V104L186 103H183V102H186V98ZM227 97V98H226ZM231 97H232V99H231ZM2 98H3V100H2ZM11 98H13V100L11 99ZM35 99V100H37L36 102H34L33 101V99ZM45 98V99H44ZM101 98H103L102 100H101ZM106 98V99H105ZM126 98H127V100H126ZM128 98H130V99H128ZM139 98V99H138ZM155 98H156V100H155ZM185 98V99H184ZM197 98V99H196ZM201 98V99H200ZM226 98V99H225ZM6 99V100H5ZM20 99H22V100H20ZM28 99V100H27ZM30 99V100H29ZM41 99V100H40ZM62 99H65V100H63L62 101ZM73 99V100H72ZM77 99H79V101L77 100ZM83 99H84V101H83ZM86 99V100H85ZM115 101H114V100ZM140 100V101H138V100ZM147 99V100H146ZM169 99H171V100H173L172 102H171V100H169ZM192 99V100H191ZM197 100V102H195L196 100ZM198 99H199V101H198ZM209 99H211V101L209 100ZM239 99V100H238ZM256 99V100H255ZM4 100L6 101L5 102V104H4ZM25 100V101H24ZM32 100V101H31ZM60 100V101H59ZM68 100V101H67ZM75 100V101H74ZM82 100V102H80ZM87 100H88V102H87ZM89 100H90V102H89ZM93 100V101H92ZM95 100V101H94ZM105 100V101H104ZM107 100V101H106ZM117 100V101H116ZM136 100V101H135ZM149 100V101H148ZM215 100V102H213V101ZM225 100H227L226 102H225ZM242 100V101H241ZM244 100V101H243ZM246 100H248V101H246ZM11 104H9L8 102ZM16 101V102H15ZM27 101V102H26ZM40 101V102H39ZM50 101V102H49ZM53 101V102H52ZM65 101V102H64ZM74 101V102H73ZM101 101H102V104H101ZM104 101V102H103ZM132 101V102H131ZM155 101V102H154ZM165 103H164V102ZM174 101H175V103H176V105L174 104ZM209 101V102H208ZM233 101L235 102V103H233ZM252 103H251V102ZM260 101V102H259ZM13 102H15V103H18V104H15V103H13ZM22 102H24V103H22ZM31 102H33V104L34 103H36V105L34 106L33 104H30ZM42 102H43V104H42ZM59 102H61L62 104H60L61 105V109H59V107H60V105H59ZM64 102V103H63ZM76 102H78L77 104H75ZM88 104H87V103ZM116 102H118L117 103V105H119V106H117V105H115L116 104ZM130 102V103H129ZM193 102V103H192ZM218 102V103H217ZM242 102V103H241ZM249 102H250V105H249ZM3 103V104H2ZM13 103V104H12ZM21 103V104H20ZM49 103H50V106H49ZM51 103L55 106V104H56V106H59V107H55V108H52V110L50 109L51 107H54V106H51ZM68 103H71V104H69L68 105ZM84 103V104H83ZM100 103V104H99ZM106 103V104H105ZM132 103V104H131ZM143 103V104H142ZM163 103H164V107H162V105H163ZM168 103H170V104H168ZM183 103V104H182ZM188 103H190V105L188 104ZM212 103V104H211ZM242 104L243 105V103H244V107L242 106V105H238V104ZM247 103V104H246ZM254 103V104H253ZM9 104V107L7 106ZM39 104V105H38ZM42 104V105H41ZM44 104H46L47 106H45ZM64 104L67 106V108H66V106H64ZM72 104H74L75 106H73ZM112 104V105H111ZM122 105V107H121V105ZM186 104V105H185ZM207 104H208V107H207ZM227 104V105H226ZM251 104H253L252 106H251ZM15 105H17V106H15ZM34 107H33V106ZM77 105V106H76ZM94 106V109H93V107H90V106ZM97 105V106H96ZM100 105V106H99ZM115 105V106H114ZM127 105V106H126ZM130 105V106H129ZM141 105V106H140ZM160 105H161V107L162 108H165V109H162L161 110V108H160ZM167 105H169V106H167ZM175 105V106H174ZM182 105H184V106H182ZM199 105V106H198ZM217 105V106H216ZM225 105V106H224ZM235 105H237V107L235 106ZM7 106V107H6ZM12 106V107H11ZM14 106V107H13ZM21 106V107H20ZM23 106V107H22ZM36 106H38V107H36ZM44 107V108H40V107ZM95 106H96V108H95ZM99 106V107H98ZM101 106H102V109H101ZM114 106V107H113ZM140 106V107H139ZM226 106H228V107H226ZM240 106V107H239ZM255 106V107H254ZM16 107H17V109H16ZM24 107H25V110H24ZM65 109H64V108ZM86 109H85V108ZM98 107V108H97ZM118 107H120V108H118ZM148 107H150V108H148ZM156 107L158 108V109H160L158 112H156ZM169 107V108H168ZM212 107V108H211ZM238 107H239V109H238ZM246 107V108H245ZM252 107V108H251ZM12 108L14 109V110H12ZM31 109V111H30V109ZM51 110V111H48L49 109ZM69 108H71V109H69ZM85 109V111H84V109ZM100 108V109H99ZM113 108V109H112ZM117 108V109H116ZM138 108V109H137ZM152 108V109H151ZM172 108V109H171ZM191 108V109H190ZM205 108H206V110H205ZM214 108V109H213ZM225 110V111H223V109ZM228 108H229V110H228ZM232 108V109H231ZM242 108H244V109H242ZM249 108V109H248ZM256 108V109H255ZM11 109V110H10ZM19 109H20V111H19ZM28 109V110H27ZM43 109V110H42ZM58 110V111H54V110ZM76 111H75V110ZM110 109H112V111L110 110ZM220 109H221V112H220ZM227 109V110H226ZM236 109L238 110V111H236ZM258 109V110H257ZM24 111V115H23V111ZM41 110H42V112L43 113H41ZM60 110V111H59ZM67 110V111H66ZM68 110H69V114H68ZM73 110V111H72ZM88 110H89V112H88ZM90 110H91V112H92V114H90L91 112H90ZM94 110V111H93ZM98 112V110H100L99 111V115L97 114L96 116H95V113H97L96 111ZM102 110V111H101ZM104 110V111H103ZM106 110H108V111H106ZM110 110V111H109ZM131 110H134L135 111V113L133 112V111H131ZM141 110V111H140ZM173 110H174V112H175V115H172V114H174V112H173ZM179 110H181V111H179ZM183 110V111H182ZM202 110V111H201ZM203 110H204V112H205V114H204V112H203ZM211 110V111H210ZM216 110V111H215ZM240 110V111H239ZM242 110V111H241ZM10 111H12L11 113H10ZM14 111V112H13ZM18 111V112H17ZM29 111V112H28ZM48 111V112H47ZM53 111V113H51ZM79 111V112H78ZM115 111V112H114ZM139 111H140V113H139ZM162 111H166L165 113L164 112H161ZM178 111L179 112H181V115H182V117H181V115H180V113H178ZM229 111V112H228ZM230 111H231V113H230ZM4 112V113H3ZM17 112V113H16ZM19 112L21 113V114H19ZM32 114H31V113ZM34 112V113H33ZM36 112V113H35ZM57 112H59V116L57 115ZM89 113V116L91 117V119H93L92 120V122H91V119H90V117L88 116V114L87 113ZM103 112H104V115H103ZM108 112V113H107ZM114 112V113H113ZM121 112H123L124 114L122 115V117H121ZM126 112H128L130 115H126V114H128V113H126ZM133 114H132V113ZM150 112V113H149ZM160 112V113H159ZM173 112V113H172ZM184 112V113H183ZM211 112H212V114H211ZM241 113L242 115H240V114H238V113ZM243 112V113H242ZM7 113V115H5ZM14 115H13V114ZM28 113V114H27ZM31 115H30V114ZM41 113V115H43L44 116V118H43V116L41 117V115H38V114H40ZM45 113H46V115H45ZM56 113V114H55ZM73 113V114H72ZM100 113H101V115L103 116H101L100 115ZM136 113H138V114H136ZM154 115H153V114ZM156 113L158 114V115H156ZM190 115H189V114ZM195 113H196V115H195ZM226 113V114H225ZM228 113V114H227ZM10 114V115H9ZM12 114V115H11ZM17 114V115H16ZM18 114H19V116H20V118H21V120H22V122L20 121L19 122V116H18ZM48 114H50V115H48ZM52 114V115H51ZM64 114H66V115H64ZM77 114V115H76ZM83 114H84V116H83ZM86 114V115H85ZM109 114V115H108ZM119 114V115H118ZM131 114H132V116H131ZM152 114V115H151ZM169 114V115H168ZM178 114V115H177ZM185 114H186V116H185ZM192 114V115H191ZM230 114V115H229ZM231 114H233V116L231 117ZM246 114V115H245ZM257 114H258V116H257ZM29 115V116H28ZM36 116V118L34 119V118H32V116ZM57 116V119H55L56 118V116ZM72 115V116H71ZM82 115V117H80ZM105 115H108L107 117L105 116ZM117 117H116V116ZM134 115V116H133ZM139 115H141L142 116V120H140V117H139ZM146 115H149V116H151V117H153L154 116V118L152 119L151 117H149V116H146ZM187 115H189L188 117H187ZM226 115H228V117H229V119H228V117L226 116ZM263 115V116H262ZM5 116H6V119H5ZM9 116H10V118H9ZM11 116H13V117H11ZM23 116V117H22ZM26 116H28V117H26ZM31 116V117H30ZM33 116V117H34ZM37 116H39V117H37ZM47 116V117H46ZM53 116V117H52ZM55 116V117H54ZM61 116V117H60ZM64 116V117H63ZM73 116H74V118H73ZM92 116H94V117H92ZM99 116H100V118H99ZM119 116V117H118ZM126 117V121H125V119H123V117ZM163 116V117H162ZM176 116V117H175ZM177 116H179V117H181V118H178ZM191 116L195 119H193V118H191ZM199 116V117H198ZM225 116H226V118H225ZM246 116V117H245ZM248 116V117H247ZM251 116V117H250ZM8 117V118H7ZM15 117V118H14ZM19 119H18V118ZM65 117H67V119L65 118ZM71 117H72V119H71ZM76 117V118H75ZM77 117H78V120H77ZM87 117H88V120H87ZM96 117V119H94ZM161 118V120H160V118ZM216 117V118H215ZM234 117V118H233ZM263 117V118H262ZM25 118H26V120H25ZM27 118H28V120H27ZM40 120H39V119ZM44 120H43V119ZM48 118V119H47ZM54 118V119H53ZM61 118V119H60ZM63 118H65V119H63ZM86 118V121L84 120ZM99 118V121L97 120ZM102 118H103V120H102ZM106 118H107V120H106ZM129 118H131V119H129ZM170 118H173V120L172 119H170ZM182 118H183V120H182ZM208 120H207V119ZM209 118H210V120H209ZM215 118V119H214ZM241 118V119H240ZM245 118V119H244ZM258 118V119H257ZM18 119V121H16ZM36 119H37V121H36ZM49 119H50V121H49ZM100 119H101V121H100ZM168 120V122L166 121V120ZM180 119V120H179ZM225 119V120H224ZM231 119V120H230ZM235 119V120H234ZM244 119V120H243ZM248 120V122H247V120ZM254 119V120H253ZM6 120V121H5ZM25 122H24V121ZM33 120H35L36 122H33ZM54 120V121H53ZM64 120H65V123H64ZM70 120V121H69ZM79 120H82V121H80L79 122ZM95 120H97V123H96V121ZM121 120V121H120ZM128 120V121H127ZM136 120V121H135ZM148 120H150L149 122H148ZM151 120H153V122L151 121ZM188 122H187V121ZM194 120V121H193ZM205 120V121H204ZM218 120H220L219 121V124L217 123V121ZM229 120V121H228ZM233 120V121H232ZM251 120V121H250ZM257 120V122H255ZM262 120V121H261ZM6 123H5V122ZM11 121V122H10ZM13 121V122H12ZM27 121V122H26ZM39 121H40V123H39ZM43 121H47V123L45 122V123H43ZM76 121V122H75ZM109 123H108V122ZM112 121H113V123H112ZM174 122V124H173V122ZM197 121V122H196ZM222 121V122H221ZM235 121H237V122H235ZM260 121V122H259ZM8 122V123H7ZM54 122V123H53ZM63 122V123H62ZM75 122V123H74ZM83 122H84V124H83ZM105 122H107V123H105ZM119 122H121V124L119 123ZM144 122H146V124H144ZM151 122V123H150ZM162 122V123H161ZM167 124H166V123ZM172 122V123H171ZM194 122H195V124H194ZM215 122V123H214ZM245 122V123H244ZM247 122V123H246ZM261 122H263V123H261ZM5 123V125L3 126V124ZM17 123V124H16ZM26 123V125H28V128L30 129H28L24 124ZM29 123V124H28ZM35 125V126H32L33 124ZM44 124L45 125V128H44V125H41V124ZM49 123V124H48ZM78 123V124H77ZM88 123V124H87ZM135 123H138V124H135ZM140 123V124H139ZM149 123V124H148ZM210 123V124H209ZM212 123H214V124H212ZM227 123H229V124H227ZM242 123V124H241ZM244 123V124H243ZM6 124H8V125H6ZM54 124V125H53ZM66 124V125H65ZM69 124H71V125H69ZM74 126H73V125ZM76 124V125H75ZM92 124H94L95 126L93 127V125ZM100 124V125H99ZM102 124V125H101ZM109 124V126H107V125ZM124 124V125H123ZM134 124L136 125V126H134ZM144 125L143 127L141 126V125ZM148 124V125H147ZM156 124V125H155ZM160 124V125H159ZM169 124V125H168ZM203 124V125H202ZM217 124L219 125V126H217ZM231 124V125H230ZM259 126V127H257V125ZM14 125V126H13ZM18 125V127H15V126H17ZM23 127H21V126ZM29 125H31V126H29ZM59 125H60V127H59ZM79 125H80V127H79ZM112 126V128H110L111 126ZM122 125V126H121ZM129 125V126H128ZM131 125H132V127H131ZM137 125H139V126H137ZM167 125V126H166ZM8 127V128H11V130L10 129H8V128H4V127ZM20 126V127H19ZM41 126L43 127V128H41ZM47 126V127H46ZM58 126V127H57ZM63 126V127H62ZM65 126H66V129H69L70 131H71V127L73 126V128L72 129H74V130H72L71 131V134H70V131H66V129H65ZM90 126H92L93 128H90ZM97 126H98V128H97ZM119 126H121V128L119 127ZM124 126H125V130H126V132H125V130H124ZM147 127V128H144V127ZM153 126H155V128L153 127ZM162 126H163V129H162ZM185 128H184V127ZM187 126V127H186ZM191 126V127H190ZM198 126H199V128H198ZM203 126H207L206 128L204 127L203 128ZM210 126V127H209ZM229 126H230V128H229ZM243 126V127H242ZM25 127V128H24ZM55 128V129H53V131H50L49 130V128ZM69 127V128H68ZM77 127V128H76ZM83 127V128H82ZM86 127H88V128H86ZM101 127V128H100ZM103 127V128H102ZM137 127V128H136ZM139 127V128H138ZM165 127H166V131H165ZM193 127V128H192ZM221 127L223 128L222 130H221ZM232 127H234V128H232ZM240 127H241V129H243V131H241V129H240ZM247 127V128H246ZM4 128V129H3ZM18 128H20V131H19V129ZM34 128H36L35 130H34ZM39 128H41V129H39ZM63 130V132H65L67 135H65V133H63L61 130ZM79 128V129H78ZM85 128V129H84ZM100 128V129H99ZM119 128H120V130H119ZM128 128V129H127ZM144 128V129H143ZM226 128V129H225ZM229 128V129H228ZM236 128V129H235ZM6 129V130H5ZM9 131H8V130ZM18 129V130H17ZM22 129H24V130H22ZM25 129H26V132H25ZM39 129V130H38ZM43 129V130H42ZM83 129V130H82ZM90 129H92V131L90 130ZM95 129V130H94ZM110 129V130H109ZM111 129H112V131H113V133H112V131H111ZM137 129V130H136ZM141 129V130H140ZM149 129V130H148ZM158 129H159V131H158ZM203 129V130H202ZM206 129V130H205ZM224 129H225V131H224ZM1 130H4V131H1ZM13 130V131H12ZM16 130V131H15ZM41 130V131H40ZM47 130H48V132H47ZM59 130V131H58ZM78 130V131H77ZM94 130V131H93ZM97 130V131H96ZM100 130V131H99ZM129 130V131H128ZM134 130H136V131H134ZM148 130V131H147ZM182 130V131H181ZM185 130H189L188 131V133H187V131H186V133H184L185 132ZM192 130V131H191ZM247 130V131H246ZM25 132L24 134L22 133V132ZM29 131V132H28ZM32 131V132H31ZM35 131H38V133H36ZM40 131V132H39ZM42 131H44L45 132V134L42 132ZM95 131H96V133H95ZM117 131V132H116ZM155 131V132H154ZM162 131V132H161ZM178 131V133H176ZM179 131H180V133H179ZM196 131V133H194ZM197 131H199V132H197ZM241 132V133H239V132ZM2 132L4 133V134H2ZM21 132V133H20ZM46 132H47V135H49V137L51 138V140H50V138L48 137V136H46ZM52 132V133H51ZM74 132H75V134H74ZM78 132V133H77ZM83 132V133H82ZM98 132V133H97ZM142 132V133H141ZM145 132H148V134H146ZM154 132V133H153ZM157 132V133H156ZM160 132V133H159ZM174 132V133H173ZM183 132V133H182ZM218 132H220L219 134H218ZM232 132H233V134H232ZM13 133V134H12ZM32 133L34 134V135H32ZM41 133V134H40ZM91 133H94L93 135L91 134ZM102 133V134H101ZM115 133H116V136H115ZM119 133H121V135L119 134ZM127 133V134H126ZM165 133V134H164ZM198 133V134H197ZM7 135V137L9 136V137H12V138H14V139H10L9 137V139L6 137V135ZM38 136H37V135ZM53 136H52V135ZM59 134V135H58ZM72 134H73V137H75V139L74 138H72ZM81 134V135H80ZM83 134V135H82ZM85 134V135H84ZM92 135V136H90V135ZM108 134V135H107ZM125 134V135H124ZM150 134H152L151 136H150ZM159 134V135H158ZM162 134H164V137H162L163 135ZM183 134V135H182ZM194 134V135H193ZM209 134V135H208ZM216 134V135H215ZM255 134V137L253 136ZM260 136H259V135ZM263 134V136L261 137V135ZM3 135L5 136V138L3 137ZM12 135V136H11ZM14 135H17V138H16V136H14ZM29 135V136H28ZM44 135V136H43ZM51 135V136H50ZM70 135V136H69ZM79 135V136H78ZM86 135H88V136H86ZM94 135H95V137H94ZM103 135H105V137H104V141H102L103 140ZM124 135V136H123ZM145 135V136H144ZM155 135H156V137H157V139H156V141H155ZM162 135V136H161ZM176 135H178V137L176 136ZM193 137H192V136ZM199 135V136H198ZM208 135V136H207ZM228 135V136H227ZM14 136V137H13ZM24 136V137H23ZM27 136V138H25ZM38 138H37V137ZM62 136H64V139H62L63 137ZM68 136V137H67ZM85 136V137H84ZM97 136H98V140H96V138H97ZM110 136H112L111 138H110ZM118 136V140H117V137ZM119 136H120V138H119ZM137 136V137H136ZM150 136V137H149ZM183 136V137H182ZM196 136V137H195ZM233 136L234 137H236V139L235 138H233ZM241 136H243V139L242 138H240ZM256 136H258L257 137V139H256ZM20 137H21V139H20ZM34 137V138H33ZM43 137V139H41ZM44 137H46V138H44ZM48 137V138H47ZM53 137V138H52ZM91 137V138H90ZM123 137V138H122ZM125 137V138H124ZM128 137V138H127ZM141 137V138H140ZM143 137V138H142ZM148 137V138H147ZM159 137V138H158ZM174 137V138H173ZM185 137V138H184ZM245 137V138H244ZM253 137V138H252ZM260 137V138H259ZM6 138H7V140H6ZM32 139V141L30 140V139ZM59 138H61V140L59 139ZM81 138V139H80ZM93 138V139H92ZM105 138H107V140L105 139ZM133 138V139H132ZM137 138H139V139H136ZM147 138V139H146ZM151 138H152V140H151ZM160 138L162 139V141L160 140ZM183 138V139H182ZM198 138L200 139V141L198 140ZM210 138H211V140H210ZM259 138V139H258ZM3 139H5V140H3ZM16 139V140H15ZM26 139V140H25ZM36 139V140H35ZM49 139V140H48ZM68 139V141H66ZM71 139V140H70ZM78 139H80L81 141H79ZM87 139V140H86ZM91 139V140H90ZM110 139V140H109ZM123 139H125V140H123ZM135 139V140H134ZM148 139H150V140H148ZM164 139V140H163ZM173 139V140H172ZM182 139V141H180ZM206 139V140H205ZM228 139V140H227ZM234 141L233 143H232V140ZM3 140V141H2ZM20 140V141H19ZM29 140H30V142H29ZM34 140V141H33ZM37 140H38V144H37ZM85 140V141H84ZM88 140H90V141H88ZM93 140V141H92ZM122 142V143H125V144H122V143H120L119 144V142L120 141ZM128 140H130V141H128ZM158 140H159V142H160V144H159V142H158ZM167 140V141H166ZM256 140H259V141H256ZM8 141V142H7ZM22 141V143H20ZM36 141V142H35ZM40 141H41V143H40ZM48 141V142H47ZM50 141V142H49ZM56 141H58V143L60 142V141H62L61 142V144H60V146H59V144L56 142ZM65 143H64V142ZM88 143H87V142ZM110 143H109V142ZM113 141V142H112ZM118 141V142H117ZM125 141V142H124ZM128 141V142H127ZM144 141H146V142H144ZM150 141H152V142H150ZM169 141V142H168ZM172 141H173V143H172ZM180 143H179V142ZM209 141V142H208ZM213 141V142H212ZM239 141V142H238ZM257 143H256V142ZM260 141H262V142H260ZM10 142V143H9ZM12 142H13V144H12ZM26 142V143H25ZM54 142H55V144H54ZM67 142V143H66ZM78 142H79V144H78ZM80 142H86L85 143V145L86 146H84L83 145V143H81L80 144ZM94 142V143H93ZM132 142V143H131ZM142 142H144V143H142ZM154 142V143H153ZM187 142V143H186ZM200 142V143H199ZM205 142V143H204ZM14 143H17V144H14ZM18 143H19V145H22V144H24V147H25V149L24 150H22L24 147L23 146H18ZM29 143V145L27 146V144ZM30 143H32L33 145H31ZM49 143V144H48ZM62 143H63V145H62ZM89 143H90V145H89ZM99 143H101V147H100V145H99ZM115 143L117 144V146H118V149L116 148V147H114V145H115ZM151 143V144H150ZM154 145H153V144ZM195 143H197V144H195ZM208 143V144H207ZM214 143V144H213ZM223 143H224V145H223ZM226 143V144H225ZM256 143V144H255ZM258 143L261 145H259L258 146ZM1 144H2V146H1ZM4 144H8L9 146H10V148H9V146H7V148H8V151L6 150L7 148H6V145H4ZM35 144V145H34ZM40 144H41V146H40ZM78 144V145H77ZM98 144V147H99V149H98V147H96V148H94L96 145ZM106 144H107V147H106ZM110 144V145H109ZM142 144H145V146L143 147V146H141ZM207 146H206V145ZM213 144V145H212ZM13 145V146H12ZM45 145V146H44ZM50 145V146H49ZM51 145H53V146H51ZM61 145L64 147H61ZM82 146V147H79L78 148V146ZM90 146V148H88V146ZM105 147H104V146ZM123 145H125V146H123ZM157 145V146H156ZM162 145V146H161ZM163 145H165L164 147H163ZM171 145V146H170ZM178 145V146H177ZM190 147H188V146ZM223 145V146H222ZM255 145L256 146H258V147H255ZM26 146L28 147V149L26 148ZM43 146V147H42ZM55 146H56V148H55ZM58 146H59V148H58ZM116 146V145H115ZM123 146V147H122ZM155 146V147H154ZM184 146V147H183ZM193 146H197L195 149H193L192 147ZM200 146V147H199ZM214 146V147H213ZM216 146V147H215ZM224 146H226V147H224ZM5 147V148H4ZM14 147V148H13ZM47 147V148H46ZM52 147V148H51ZM112 147H114V148H112ZM132 147V148H131ZM139 149H138V148ZM146 147V148H145ZM154 147V148H153ZM159 147H161V149L159 148ZM186 147V148H185ZM218 147V148H217ZM221 147H223L222 149H221ZM249 147H250V151H249ZM32 148H34V149H32ZM44 148H45V151H43L44 150ZM52 150H51V149ZM53 148H55V149H53ZM61 148V149H60ZM68 148V149H67ZM77 148V149H76ZM84 148V149H83ZM102 148H103V150H102ZM107 148V149H106ZM124 148H126V149H124ZM153 148V149H152ZM188 148H189V150H188ZM215 148V149H214ZM239 148V149H238ZM252 148V149H251ZM254 148H255V150H254ZM263 148V149H262ZM43 149V150H42ZM50 149V151H47V150H49ZM59 149V151H57ZM67 149V150H66ZM74 149H76L75 151H74ZM106 151H105V150ZM133 149H134V151H133ZM137 149V150H136ZM144 151H143V150ZM167 149V150H166ZM168 149H170V150H168ZM172 149V150H171ZM191 149V150H190ZM217 149V150H216ZM230 149V150H229ZM235 149V150H234ZM238 149V150H237ZM11 150V152H9ZM15 150V151H14ZM21 151L20 153L22 154L23 153V155H21L20 153H18V151ZM29 150V151H28ZM39 150V151H38ZM63 151L64 150V152L63 153H61V151ZM78 150V151H77ZM82 150H84V151H82ZM90 150V151H89ZM101 150H102V153H104V155L101 153ZM116 152H115V151ZM130 150V151H129ZM139 150V151H138ZM156 150H157V153H156ZM176 150V151H175ZM197 152H196V151ZM218 150H219V152H222L223 150H225V151H223L222 153H219L218 152ZM222 150V151H221ZM237 150V151H236ZM248 151V152H246V151ZM253 150H254V152H253ZM12 151H13V154H12ZM28 151V152H27ZM36 151V152H35ZM42 151V152H41ZM54 151L57 153V154H55L54 153ZM69 151V154L67 153ZM82 151V152H81ZM86 151V152H85ZM99 151V152H98ZM112 151V152H111ZM114 151V152H113ZM135 151H137L138 153H135ZM151 151V152H150ZM154 151V152H153ZM163 151V152H162ZM171 151V152H170ZM178 152L177 154H175V152ZM190 151V152H189ZM17 152V153H16ZM30 152V153H29ZM39 152V153H38ZM43 152H45L44 154H43ZM46 152H47V154H46ZM54 154V156H53V154ZM59 152V153H58ZM75 152V153H74ZM87 153V155L85 154V153ZM126 152V153H125ZM143 154V156H142V154ZM162 152V153H161ZM167 152H169V154L167 155ZM219 154H218V153ZM227 152V153H226ZM231 152H232V154H231ZM238 152V153H237ZM240 152H244V153H240ZM250 152V153H249ZM7 153V154H6ZM9 153H10V156H9ZM24 153H26L25 155H24ZM31 155V157L30 156H28L29 154ZM35 153V154H34ZM36 153H37V155H36ZM62 155H61V154ZM65 153V154H64ZM72 153V154H71ZM74 153V154H73ZM78 153V154H77ZM79 153H81V154H79ZM83 153V154H82ZM91 153V154H90ZM96 154V156H95V154ZM115 155H114V154ZM125 153V154H124ZM133 153V154H132ZM147 153H148V156H147ZM150 153V154H149ZM153 153V154H152ZM155 153H156V156H155ZM173 155H172V154ZM186 153V154H185ZM198 153V154H197ZM12 154V155H11ZM21 155V156H18V155ZM41 154H43V155H41ZM66 154L68 155V156H66ZM71 154V156H69ZM77 154V155H76ZM152 154V155H151ZM159 154L160 155H162L163 157H161V156H159ZM184 154V155H183ZM188 154V155H187ZM205 154V155H204ZM225 154H227V155H225ZM237 154H239V157H238V155ZM241 154H243V155H241ZM259 154V155H258ZM2 155H4V156H2ZM49 155V156H48ZM63 155H65V156H63ZM73 155H74V157H73ZM80 157H79V156ZM93 155L95 156V158H96V161H95V158L93 157ZM98 155V156H97ZM99 155H101V156H99ZM110 155H111V158H110ZM133 155H134V157H133ZM157 155H158V159H156L157 158ZM177 155V156H176ZM191 155V156H190ZM237 157H236V156ZM253 155V156H252ZM7 156V157H6ZM38 157V158H36V157ZM39 156H40V158H39ZM52 156V157H51ZM56 156H58L57 158H56ZM82 156H83V158H82ZM86 156H87V159H86ZM91 156H92V160H93V162L91 161ZM112 156H114L113 158H112ZM129 156V157H128ZM150 156H152V158L150 157ZM173 156H174V158H173ZM205 158H204V157ZM222 156V157H221ZM249 156V157H248ZM6 159H5V158ZM19 159H17V158ZM27 157V158H26ZM34 157V158H33ZM56 159H55V158ZM62 157H63V159H62ZM79 157V158H78ZM90 157V158H89ZM100 157V158H99ZM102 157V158H101ZM122 157H126L125 159L124 158H122ZM132 159H131V158ZM142 157H143V160H142ZM148 157V158H147ZM169 157H171V160H170V158ZM185 157V158H184ZM187 157V158H186ZM213 159H212V158ZM224 157V160L223 159H221V161H220V158H223ZM242 157H243V159H242ZM12 159V162L13 161H15L14 162V164L17 162V164H15V166H14V164L11 162V159ZM42 158V159H41ZM52 158V159H51ZM61 158V160H58V159H60ZM74 158V159H73ZM76 158V159H75ZM118 158L119 159H121V160H118ZM137 158V159H136ZM149 158H151V159H149ZM167 158V159H166ZM175 158H176V160H175ZM189 158V159H188ZM217 158V161L215 160ZM235 158H237V159H235ZM262 158V159H261ZM4 159V160H3ZM7 159L9 160V162L7 161ZM34 160L32 163H30V161L31 160ZM38 159H40L41 160V163H40V165L38 164V162H40ZM44 159V160H43ZM72 159H73V161H72ZM86 159V160H85ZM98 159V160H97ZM107 159V160H106ZM109 159L111 160V165H109V164H106L105 163V161L106 162H110L109 161ZM129 161H128V160ZM152 159H153V161H152ZM163 159H164V161H163ZM169 159V160H168ZM183 159V160H182ZM185 159V160H184ZM193 159V161H191ZM195 159L197 160L196 162H198L199 164H197L196 162H195ZM211 159H212V161H211ZM233 159H235L234 160V162L235 163H232L233 162ZM240 161H239V160ZM252 159H253V161H252ZM7 161V163L9 164V167H7L8 166V164L6 163V161ZM18 160V161H17ZM26 160H29V161H26ZM49 160H50V162H49ZM57 160V164H58V166L60 167V169L58 170V168H57V164H53V163H56L55 161ZM75 160H76V162H75ZM115 160H117V162H115V164H117L116 166L114 165V161ZM136 160V161H135ZM157 162H156V161ZM162 160V161H161ZM190 160V161H189ZM199 160V161H198ZM230 160H232V161H230ZM250 160V161H249ZM42 161H44V163L42 162ZM54 161V162H53ZM70 161L72 162V163H70ZM91 163H90V162ZM99 161V162H98ZM118 161H120V164L118 163ZM135 161V163H133ZM140 161H141V163H140ZM150 161V162H149ZM177 161V162H176ZM186 161V162H185ZM210 161V162H209ZM229 161V162H228ZM258 161H259V163H258ZM4 162V163H3ZM51 163V164H49V163ZM88 162V163H87ZM95 162H97V165L99 164V166H100V168H99V166H96V164H95ZM137 162V163H136ZM154 162H155V165H154ZM173 162V163H172ZM183 164H182V163ZM185 162V163H184ZM190 162V163H189ZM207 162H208V164H207ZM216 163V164H213V163ZM244 162H246L245 164H247L248 163V165H246L247 167H245V164H244ZM6 163V164H5ZM12 165H11V164ZM23 163H24V165H23ZM26 163V164H25ZM43 163V164H42ZM46 163H48L47 165H46ZM77 163V164H76ZM85 163H86V165H85ZM122 163V164H121ZM125 163V164H124ZM129 164V165H127V164ZM182 165H181V164ZM189 163V164H188ZM218 163V164H217ZM229 163L230 164H232V167H231V165H229ZM237 163H238V165H237ZM2 164H3V166H2ZM28 164L30 165V166H32V165H34V166H32V167H28ZM74 164H76V166L74 165ZM80 164V166L78 167V165ZM81 164H82V166H81ZM88 164V165H87ZM106 164V165H105ZM145 164H148V166L147 165H145ZM23 165V166H22ZM37 165H39L38 166V168H37ZM54 165V166H53ZM64 165H67V166H64ZM72 165H73V167H72ZM83 165H85V166H83ZM94 165V166H93ZM103 165H105L106 166V168H105V166H103ZM110 167H109V166ZM113 165V166H112ZM118 165H119V167H118ZM127 165V166H126ZM137 165V166H136ZM154 167H153V166ZM208 165V166H207ZM213 165V166H212ZM227 167H226V166ZM236 165L238 166V167H236ZM250 165V166H249ZM24 166H25V168H24ZM50 166V167H49ZM98 168H96V167ZM108 166V167H107ZM124 167L125 168V166L127 167V168H122V167ZM132 166V167H131ZM141 166V167H140ZM157 166V167H156ZM159 166V167H158ZM168 168H167V167ZM174 166V167H173ZM199 168H198V167ZM229 166V167H228ZM242 166H243V168H242ZM7 167V168H6ZM12 167H14V168H12ZM20 167V168H19ZM22 167L24 168V170L22 169ZM40 167V168H39ZM56 168V169H54V168ZM61 167H62V169H61ZM68 167L70 168H73L72 170H70L69 171V169H68ZM95 167V168H94ZM105 169H104V168ZM130 167V168H129ZM171 167V168H170ZM176 167V168H175ZM197 167V168H196ZM205 167V168H204ZM215 169H214V168ZM250 167V168H249ZM3 168L5 169V170H3ZM34 170V172L32 173V170ZM45 168V169H44ZM47 168V169H46ZM76 168V169H75ZM84 168V169H83ZM92 168V169H91ZM111 168V169H110ZM133 168V169H132ZM134 168H136V169H134ZM143 168H144V170H143ZM149 168H151V169H149ZM154 168H157V169H154ZM174 168L176 169V171L177 172H175V170H174ZM210 168V169H209ZM228 168V169H227ZM239 168H240V170H239ZM2 169V170H1ZM9 169H10V171H9ZM27 169H29L28 171H27ZM36 169V170H35ZM44 169V170H43ZM67 169H68V171H67ZM78 169H81V170H78ZM109 169V170H108ZM112 169H114V171H112ZM131 171H130V170ZM139 171H138V170ZM158 169H159V172H158ZM185 169V170H184ZM197 169H198V171H197ZM206 169V170H205ZM229 169H230V171H229ZM233 169V170H232ZM245 170V171H242V170ZM247 169V170H246ZM254 169H255V171H254ZM6 170H8V172H7V175L8 176H6V173H4ZM39 170L41 171L40 172V174H39ZM43 170V171H42ZM49 170V171H48ZM52 172H54V173H52ZM54 170H56V171H60L59 172V175L60 176H56V174H58V172L56 173V171H54ZM64 170H65V172H64ZM83 170H85V171H83ZM95 170V171H94ZM105 170V171H104ZM111 173H107L108 171ZM116 170V171H115ZM126 172H125V171ZM137 170V171H136ZM170 170H172L171 172H170ZM180 170H181V172H180ZM193 170H196L197 172H195V171H193ZM216 170V171H215ZM222 170V171H221ZM225 170V171H224ZM235 170V171H234ZM248 170H250L249 172H247ZM2 171H4V172H2ZM26 171V172H25ZM31 171V172H30ZM36 171V172H35ZM47 171V172H46ZM62 171V172H61ZM66 171H67V173H66ZM73 171V172H72ZM81 171H83V172H81ZM121 171H122V174H121ZM133 171H135V172H133ZM147 171V172H146ZM227 171H229L228 173H227ZM241 171H242V173H241ZM11 172H12V174H13V177H12V174H11ZM43 172V173H42ZM44 172H46V173H44ZM68 172H70V174L68 173ZM76 172V173H75ZM79 172V173H78ZM87 172H89V174H87ZM118 172H120V173H118ZM131 172V173H130ZM148 172H150V174L148 173ZM220 172H222V173H220ZM240 172V173H239ZM251 172V173H250ZM6 176V177H8V179H11V178H9V177H12V179L11 180H9L8 181V179L3 175V174ZM30 173V174H29ZM35 173L37 174V176L35 175ZM51 173V174H50ZM62 173V174H61ZM65 173V177L63 176V174ZM73 173H75V174H73ZM81 173V174H80ZM104 173V174H103ZM142 173V175H140ZM153 173V174H152ZM171 173V174H170ZM175 173V174H174ZM184 173V174H183ZM186 173V174H185ZM187 173H189V174H187ZM194 173V174H193ZM204 173V174H203ZM209 173V174H208ZM232 173V174H231ZM233 173H235L234 175H233ZM239 173V174H238ZM17 174H18V176L20 175V176H22V177H20V179H19V177L17 176ZM41 175L42 177H44V179L42 178V177H40L39 175ZM43 174H44V176H43ZM50 174V175H49ZM73 174V175H72ZM84 174L86 175V176H84ZM101 174H102V176H101ZM117 174V175H116ZM139 174V175H138ZM146 174L147 175H149V176H146ZM155 174V175H154ZM159 174V175H158ZM219 174H221V175H219ZM228 174V175H227ZM245 174H247V175H245ZM2 175V176H1ZM24 175V176H23ZM27 175V176H26ZM28 175H30V176H28ZM33 175H35V176H33ZM46 175H48V176H50V177H47ZM67 175V176H66ZM76 175V176H75ZM88 175V176H87ZM90 175V176H89ZM93 175V177H91ZM103 175H105V176H103ZM128 175H129V177H128ZM132 175H134L135 177H131ZM153 175V176H152ZM157 175L159 176V178L157 177ZM183 175V176H182ZM186 175V176H185ZM240 175V176H239ZM249 175V176H248ZM63 176V178H61ZM69 176V177H68ZM73 176V177H72ZM77 176H78V178H77ZM81 176H82V178H83V176H84V178L82 179L81 178ZM97 176H100V178L98 177L97 178ZM121 176V177H120ZM140 176V177H139ZM145 176H146V178H145ZM156 176V177H155ZM183 177V178H180V177ZM190 176V178L188 179V177ZM204 176H206V177H204ZM231 176V177H230ZM5 177V179H7L6 181H5V179H3ZM15 177H16V180H14L15 179ZM26 177V178H25ZM27 177H28V179H27ZM34 177V178H33ZM53 179H52V178ZM56 177V178H55ZM58 177H60L61 178V181H60V178H58ZM67 177V178H66ZM73 178V179H71V178ZM82 179H80V178ZM86 177V178H85ZM92 179L93 180V182H92V180H91V182H90V179ZM106 177V178H105ZM128 177V178H127ZM169 177V178H168ZM222 177V178H221ZM228 177V178H227ZM230 177V178H229ZM234 177H235V179H234ZM237 177H238V179H237ZM240 177H242V178H240ZM25 178V179H24ZM37 178V179H36ZM47 178V179H46ZM51 178V179H50ZM55 178V179H54ZM66 178V179H65ZM144 178V179H143ZM154 178L156 179V181L153 183V181H154ZM166 178H167V180L168 181H166ZM184 178H186V179H184ZM199 178V179H198ZM218 178V179H217ZM3 179V180H2ZM19 179V180H18ZM31 179H33V181H35V182H37V184L35 183H33V181L31 180ZM38 179L40 180L39 182H38ZM69 181H68V180ZM102 179V180H101ZM106 180V183L104 182L105 180ZM118 179V180H117ZM121 180V182H120V180ZM132 179V180H131ZM134 179V180H133ZM137 179H140V180H137ZM182 179V180H181ZM200 179H201V181H200ZM214 179V180H213ZM220 179V180H219ZM222 179V180H221ZM225 179H227V180H225ZM230 181H229V180ZM21 180V181H20ZM25 181V184H24V181ZM31 180V181H30ZM53 180V181H52ZM55 180H56V182H55ZM60 181V182H58V181ZM62 180H63V183H61L62 182ZM68 182V183H66V181ZM99 180V181H98ZM125 180V181H124ZM136 180H137V183H136ZM162 180V181H161ZM217 180V181H216ZM236 180H237V182H236ZM239 180V181H238ZM240 180H241V182H240ZM243 180V181H242ZM4 181V182H3ZM15 181H16V183H15ZM44 181V182H43ZM48 181H50L49 183H48ZM53 183H52V182ZM77 183V185H76V183ZM79 181H81L82 183H81V185H79L80 184V182ZM98 181V182H97ZM103 182V184H102V182ZM117 181V182H116ZM123 181L124 182H128V183H123ZM133 181V182H132ZM196 183H195V182ZM198 181V182H197ZM209 181V182H208ZM228 181V182H227ZM246 181V182H245ZM1 182H3V183H1ZM9 182H11V184L9 183ZM19 184H18V183ZM40 182H43V183H40ZM65 182V183H64ZM70 182V183H69ZM74 182V183H73ZM78 182H79V184H78ZM89 182V183H88ZM95 182H97L98 184H96ZM101 182V183H100ZM116 182V183H115ZM130 182H132V183H130ZM139 182V183H138ZM163 183V185L161 184V186H160V184L159 183ZM166 182V183H165ZM170 182V183H169ZM180 182H181V184H183V185H181L180 184ZM206 182V183H205ZM220 182V183H219ZM222 182V183H221ZM233 182H234V185H235V187H234V185H233ZM6 183H8L7 184V186H6ZM23 185H22V184ZM27 183V184H26ZM32 183V184H31ZM45 183H47V185L46 186H48V187H46L45 185H43V184H45ZM59 183H61V185L59 184ZM95 183V184H94ZM122 183V186L120 185ZM197 183H198V186H197ZM5 184V185H4ZM21 184V185H20ZM30 184V185H29ZM34 184V185H33ZM59 184V185H58ZM65 186L64 188H61V187H63V185ZM67 184H68V188H66L67 187ZM70 184V185H69ZM105 184V185H104ZM108 186H107V185ZM124 184H125V186H124ZM133 184V185H132ZM140 184V185H139ZM146 184H148V185H146ZM155 184V185H154ZM199 184H201L200 186H199ZM206 184L208 185V186H210V188L208 187V186H206ZM221 184V185H220ZM248 184H249V186H248ZM43 185V186H42ZM54 185V186H53ZM89 185V186H88ZM94 185V186H93ZM101 185V186H100ZM110 185H112V187L110 186ZM119 185V186H118ZM129 185H131V186H129ZM156 185H157V187H156ZM191 185V186H190ZM196 187V189H195V187ZM221 187H220V186ZM3 186H4V188L6 189L7 188V190H3L4 188H3ZM6 186V187H5ZM26 186H27V188H26ZM73 186H75V188L73 187ZM77 186V187H76ZM80 186V187H79ZM92 186H93V188H92ZM97 186L99 187L98 189H97ZM126 186H128L127 188H124V187H126ZM133 186V188H131ZM136 186H138V189L136 188ZM148 187V190H147V187ZM155 188H154V187ZM160 186V187H159ZM166 186H167V189H166ZM213 186H214V188H213ZM225 186V187H224ZM239 187V189H236V188H238ZM11 187V188H10ZM18 188V190H20L19 192H18V190H17V188ZM19 187H21V188H19ZM31 187V188H30ZM36 189H35V188ZM42 187V188H41ZM43 187H45L46 189H44ZM59 188V190L57 189V188ZM72 187V189H69V188H71ZM87 187V188H86ZM101 187H103V188H101ZM108 187H109V189H108ZM121 187H122V189L124 190L125 189V192L122 190V192L120 191L119 192V190L121 189ZM130 187V188H129ZM134 187H135V190H134ZM139 187L140 188H144V190H141V192L139 191L140 189H139ZM146 187V188H145ZM159 187V188H158ZM164 187H165V189H164ZM173 187V188H172ZM181 187H183V188H181ZM193 187H194V189H193ZM201 187V188H200ZM206 187H208V188H206ZM217 187V188H216ZM218 187H219V189H218ZM17 190H15V189ZM48 188V189H47ZM50 188V189H49ZM90 188V189H89ZM95 188H96V190H95ZM114 188V189H113ZM142 188V189H143ZM154 188V189H153ZM221 188H224V189H222L221 190ZM234 188L236 189V192H235V190H234ZM10 189V190H9ZM26 189V190H25ZM30 189V190H29ZM56 189V191H54ZM61 189H62V191L63 190H65V191H61ZM77 189V190H76ZM79 189V190H78ZM80 189H81V191H80ZM92 189V190H91ZM101 189V190H100ZM107 189H108V193L106 192L107 191ZM111 189V190H110ZM117 189V190H116ZM119 189V190H118ZM127 189H129L128 191V193H129V195H128V193H127ZM132 189V190H131ZM181 189V190H180ZM191 189H193V190H191ZM201 189V190H200ZM206 189H208V191H205ZM226 189V190H225ZM28 190V191H27ZM33 190H34V192H33ZM37 190H39V192L40 193H42V194H40ZM42 190H44V191H42ZM51 191V193L49 194V192ZM67 190V191H66ZM73 190V191H72ZM88 192H87V191ZM95 190V191H94ZM114 190V191H113ZM151 190H152V192H151ZM153 190H154V192H153ZM171 190H176V192H174V191H171ZM182 190H183V192H182ZM232 190V191H231ZM6 191V192H5ZM27 191V193H29L31 196H28V194L27 193H25ZM49 191V192H48ZM72 191V192H71ZM99 191V192H98ZM103 191H105V192H103ZM143 191H144V195L143 194H141V193H143ZM148 191V192H147ZM165 191V192H164ZM179 191V192H178ZM186 191V192H185ZM187 191H189V192H187ZM192 191V192H191ZM209 191H211V192H209ZM215 191V192H214ZM218 191H220V192H218ZM225 191V192H224ZM240 191V192H239ZM22 192H24V193H22ZM36 192V193H35ZM46 192V193H45ZM70 194H69V193ZM76 192H77V194H76ZM80 192V193H79ZM94 192V193H93ZM95 192H98V194L97 193H95ZM139 192H140V194H141V196H140V194H139ZM147 192V193H146ZM156 192V193H155ZM173 192V193H172ZM181 192V193H180ZM190 192H191V194H190ZM203 192V194H201ZM207 192V193H206ZM228 192V193H227ZM233 192V193H232ZM5 195H7L8 196V198L9 199H7V196H5ZM7 193V194H6ZM17 193H18V195H17ZM21 193H22V196H20L21 195ZM38 193H39V195H38ZM59 193V194H58ZM64 194V196H63V194ZM72 193H73V195H72ZM113 193H115L114 195H113ZM116 193H117V195H116ZM119 193V194H118ZM121 193V194H120ZM153 193V194H152ZM158 193V194H157ZM179 193H180V195H179ZM188 193V194H187ZM200 195H199V194ZM206 193V194H205ZM226 193L228 194V196L226 195ZM230 193L232 194L231 195V198H230ZM238 193H240V195H242V197H240L239 195H238ZM23 194H24V196H23ZM26 194V195H25ZM36 196H35V195ZM51 194H58V195H52L51 196ZM93 194V195H92ZM100 194V195H99ZM148 194V195H147ZM149 194H150V196L151 195H153V197H150L149 196ZM174 194V195H173ZM175 194H176V196H175ZM178 194V195H177ZM206 196H205V195ZM218 194V195H217ZM234 194H235V196H238L237 198L234 196ZM237 194V195H236ZM15 197H14V196ZM69 195V196H68ZM78 195H80V196H78ZM95 195V196H94ZM102 195H103V197H102ZM139 195V196H138ZM146 195H147V197H146ZM157 195V196H156ZM211 195V196H210ZM217 195V196H216ZM10 196V197H9ZM17 196V197H16ZM21 198H20V197ZM47 196L49 197L50 196V198H47ZM61 196H63V198H64V200H63V198H62V200H61V198L59 199V197H61ZM66 196H67V199L71 196L72 197V199H71V197L67 200L66 199ZM73 196H75V197H73ZM87 198H86V197ZM105 196H107V197H105ZM113 196V197H112ZM132 196H134L135 198L137 197V200H135V198L133 197L132 198ZM149 196V197H148ZM183 196H185V197H183ZM188 196H190V197H188ZM204 197V199L202 200V198ZM36 197H38L37 198V200H35V198ZM77 197V198H76ZM79 197V198H78ZM82 197V198H81ZM85 197V198H84ZM91 197V198H90ZM102 197V198H101ZM105 197V198H104ZM139 197H141L140 199H139ZM142 197H144V198H146V200L145 201H142V200H144V198H142ZM173 197V198H172ZM193 198V200H191V199H189V198ZM214 197L216 198V199H214ZM225 197V200L223 199ZM240 197V198H239ZM5 198V199H4ZM18 199V202H17V199ZM30 198V199H29ZM42 198V199H41ZM53 198V199H52ZM55 198H57L58 200H61V201H59V202H57V199H55ZM81 198V199H80ZM84 198V199H83ZM109 198V199H108ZM127 198H130V199H127ZM150 198V199H149ZM163 198H164V200H163ZM170 198H172L171 199V201H169V199ZM175 198V199H174ZM185 198V199H184ZM200 200H199V199ZM209 198V199H208ZM4 199V200H3ZM14 199H16V201L14 200ZM23 200V202H22V200ZM39 199V200H38ZM51 201H50V200ZM65 199H66V201H65ZM73 199H76V200H74L73 201ZM89 199V200H88ZM104 199V200H103ZM112 199V200H111ZM132 199H133V201L135 202H133L132 201ZM148 199V200H147ZM174 199V200H173ZM188 199V200H187ZM206 199V200H205ZM230 199V200H229ZM235 199H238V200H235ZM3 200V201H2ZM5 200L7 201L6 203H5ZM9 200V201H8ZM26 200H27V202H26ZM28 200L30 201L29 203H28ZM55 200V201H54ZM85 200V201H84ZM98 200H99V204H98ZM103 200V201H102ZM125 200H127V201H125ZM130 200H131V202H130ZM138 200H141V202L140 201H138ZM150 200V201H149ZM172 200H173V202H172ZM187 200V201H186ZM191 200V201H190ZM223 200H224V204H223ZM233 200H235V201H233ZM239 200H241V202L239 201ZM242 200H243V203H242ZM41 201V203L42 202H45V203H42V204H40L39 202ZM67 201H69V203H70V205H69V203L67 202ZM78 201H80V202H77ZM87 201V202H86ZM153 201V202H152ZM166 201H168V202H166ZM175 201V202H174ZM198 201V202H197ZM200 201H205V202H201L200 203ZM206 201H208V202H206ZM211 201V202H210ZM222 201V202H221ZM227 203H226V202ZM232 201V202H231ZM240 203H239V202ZM2 202V203H1ZM16 202V203H15ZM32 202V203H31ZM36 202H38V204H40V205H37V203ZM48 202H49V206H48ZM56 202H57V204H56ZM73 202V203H72ZM82 202V203H81ZM84 202V203H83ZM116 204H115V203ZM134 203V205H133V203ZM210 202V203H209ZM15 205H14V204ZM24 203V204H23ZM37 206H35L34 204ZM54 203V204H53ZM131 203V204H130ZM143 204V205H141V204ZM149 203V204H148ZM182 203V204H181ZM213 203V204H212ZM217 203V204H216ZM228 203L231 205V207H230V205H229V207H228ZM234 203V204H233ZM235 203H236V205H235ZM238 203V204H237ZM242 203V204H241ZM9 204H11L12 205V207H11V205H9ZM18 204H19V207H18ZM21 204V205H20ZM32 206H31V205ZM45 204V205H44ZM72 204V205H71ZM74 204V205H73ZM77 204V205H76ZM78 204H80V205H78ZM83 204V205H82ZM91 204V205H90ZM146 204V205H145ZM169 206H168V205ZM174 204V205H173ZM198 204H200V206L198 205ZM201 204H203V205H201ZM211 204H212V208H211ZM41 205H43V206H41ZM64 205V206H63ZM68 207H67V206ZM85 205V206H84ZM98 205V206H97ZM105 205V206H104ZM110 206V209H109V206ZM129 205V206H128ZM165 205V206H164ZM181 205V206H180ZM206 205V206H205ZM238 206L237 207V209H235L234 208V206ZM8 206V207H7ZM18 208H17V207ZM23 206H25V207H27L26 208V210H25V208H23ZM28 206H31L30 208L31 209H29V207ZM33 206H35L34 208H33ZM65 206H66V208H65ZM70 206H72V208L70 207ZM77 206H79L78 208H75V207H77ZM83 206V207H82ZM87 206H88V213H87ZM101 206L103 207V208H101ZM111 206H112V211H111ZM124 206H126V207H124ZM131 206V207H130ZM138 206H139V208H138ZM140 206L142 207V209H140ZM157 206V207H156ZM160 206V207H159ZM173 206V207H172ZM184 206H185V208H184ZM193 206V207H192ZM199 206V207H198ZM222 206H224V208L222 207ZM227 206V207H226ZM240 206H242L241 208H240ZM6 207L7 208H9L8 210L6 209ZM10 207H11V209H10ZM21 207L23 208V209H21ZM39 207V208H38ZM49 207V208H48ZM52 207V208H51ZM57 209H56V208ZM59 207V208H58ZM90 207V208H89ZM92 207V208H91ZM94 207V208H93ZM101 208V209H99V208ZM122 207V208H121ZM134 207V208H133ZM206 207V208H205ZM215 207V208H214ZM221 207V208H220ZM13 208H16V209H14V211L12 210ZM32 208H33V210H32ZM40 208H41V211H40ZM51 208V209H50ZM69 208V209H68ZM83 210H82V209ZM98 208V209H97ZM106 208V209H105ZM119 208V209H118ZM130 208V209H129ZM138 208V209H137ZM145 208V209H144ZM157 208V209H156ZM165 210H164V209ZM170 208V209H169ZM180 208H181V210H180ZM188 208V209H187ZM197 208V209H196ZM199 208V209H198ZM226 208H228V209H226ZM4 211H3V210ZM36 209H37V211H36ZM47 209H49V210H47ZM77 209V210H76ZM91 209H92V212H91ZM108 209V210H107ZM121 209V210H120ZM126 209V210H125ZM134 209H136L135 211H134ZM192 209H193V211H192ZM218 209H219V211H218ZM233 209V210H232ZM22 212H20V211ZM24 210V211H23ZM50 210H51V212L53 213H51L50 212ZM55 210H56V212H57V210H59L57 213L55 212ZM72 210V211H71ZM76 210V211H75ZM79 210V211H78ZM96 210H98V211H96ZM105 210H107V211H105ZM129 210V211H128ZM154 210H155V212H154ZM160 210V211H159ZM162 210V211H161ZM185 210H187V211H185ZM188 210H190V212L188 211ZM198 210V211H197ZM201 210H203V211H201ZM227 210V211H226ZM239 210V211H238ZM241 210V211H240ZM3 211V212H2ZM13 211V212H12ZM25 211H32L31 212V215L29 214L28 215V212L26 213ZM49 212V213H51V214H49V216L47 215V214H45L44 212ZM68 211V212H67ZM80 211H81V213H80ZM94 211V212H93ZM103 211V212H102ZM121 211V212H120ZM142 211V212H141ZM145 211V212H144ZM151 211V212H150ZM215 211H217V212H215ZM236 213H235V212ZM2 212V213H1ZM19 212V213H18ZM34 212V213H33ZM40 212H41V214H40ZM46 212V213H47ZM62 212H64V215H65V218H67L68 216L70 217H68L67 218V220L65 219L64 220V216L63 215H61V214H63ZM66 212V213H65ZM86 212V213H85ZM98 212V213H97ZM112 212V213H111ZM117 213V215H116V213ZM130 212V213H129ZM169 212H170V215H169ZM193 212H196V213H193ZM228 212H230V213H228ZM233 212V213H232ZM239 212V213H238ZM8 215V216H6V214ZM13 213V214H12ZM19 215H18V214ZM26 213V214H25ZM30 213V212H29ZM35 214V215H33V214ZM44 213V214H43ZM57 214V216H56V214ZM68 213H70V214H68ZM74 213V214H73ZM75 213H76V216H75ZM78 213H80V214H78ZM84 213L85 214H87V215H84ZM95 213V214H94ZM102 213V214H101ZM112 215H111V214ZM127 213V214H126ZM133 213H135V215L133 214ZM141 215H140V214ZM143 213V214H142ZM153 213V214H152ZM176 213V214H175ZM189 215H188V214ZM190 213H191V215H190ZM211 213V214H210ZM229 214V216L227 215V214ZM241 213H243V215L241 214ZM10 214V215H9ZM22 214V215H21ZM37 214H39V216H37ZM71 214H73V216H70ZM99 214V215H98ZM102 215V217H101V215ZM119 214H120V216L123 218V217H125L124 219H122L121 217H119ZM145 214V215H144ZM155 214V215H154ZM164 216H163V215ZM173 214L176 216V217H174L173 216ZM193 214H195V215H193ZM197 214V215H196ZM234 214H236V215H234ZM239 214H241V215H239ZM32 215L34 216V217H32ZM47 215V217H44V216H46ZM52 215V216H51ZM92 215H93V219L95 220V221H93L92 220ZM96 215V216H95ZM127 215H128V217H131L130 219L127 217ZM153 215V216H152ZM156 215H157V218H156ZM159 215H161L160 217L162 218H160L161 219V221H160V219H159ZM168 215V216H167ZM181 215V216H180ZM188 215V216H187ZM199 215L201 216V217H199ZM231 215V216H230ZM238 215H239V217H238ZM10 216V217H9ZM13 216H15V218H13ZM22 216V219L20 218V217ZM30 216V217H29ZM36 216V217H35ZM55 216V217H54ZM59 216V217H58ZM62 216H63V218H62ZM78 216H79V218L81 219L80 220V222L78 223V222H76L75 220H77V221H79V218H78ZM91 217L90 219H89V221H88V219L86 218V220H83V218L84 217ZM95 216V217H94ZM99 216V217H98ZM155 216V217H154ZM203 216V217H202ZM216 216H218V217H216ZM226 216V217H225ZM244 216V217H243ZM7 217V218H6ZM13 219H12V218ZM50 217V218H49ZM53 217H54V219H53ZM56 217H57V219H56ZM77 217V218H76ZM82 217V218H81ZM101 217V218H100ZM110 217V218H109ZM111 217L113 218L112 220H111ZM118 217V218H117ZM142 217V218H141ZM173 217H174V222H173ZM181 217H183V218H181ZM185 217V218H184ZM192 217H193V219H195V217H196V221L195 220H193L192 219ZM199 217V218H198ZM220 217V218H219ZM221 217H223V218H221ZM228 217H229V219L231 220V219H233V220H228ZM232 217V218H231ZM238 217V219H236ZM5 218H6V220H5ZM12 219V221H11V219ZM18 218V220L15 222V220ZM24 218V219H23ZM29 218V219H28ZM49 218V219H48ZM61 218V220L64 222V223H62V221L61 220H59ZM100 218V219H99ZM116 218V219H115ZM155 218V219H154ZM165 218V219H164ZM200 218H201V220H200ZM213 218H214V220H215V222H213L212 220H213ZM239 218H240V220H239ZM2 219V220H1ZM27 219V220H26ZM32 219H33V221H32ZM38 219V222L36 221ZM41 219H44V220H41ZM70 219V220H69ZM106 219V221L104 222V220ZM110 219V220H109ZM118 219V220H117ZM120 219V220H119ZM134 219V220H133ZM142 219H143V221H142ZM152 219V220H151ZM187 219V220H186ZM189 219H190V224L191 225H189ZM209 219V220H208ZM222 219V220H221ZM5 220V221H4ZM26 222H25V221ZM31 220V221H30ZM48 220V221H47ZM54 222H53V221ZM101 220L103 221V223L101 224ZM124 220V221H123ZM127 220V221H126ZM130 220V221H129ZM132 220V221H131ZM167 220H168V222L169 223H167L166 224V222H167ZM176 220V221H175ZM186 220V221H185ZM199 220V221H198ZM204 220H205V222H204ZM219 220V222L217 223V221ZM239 220V221H241V222H237V221ZM242 220H243V223H242ZM4 221V222H3ZM7 221L9 222V223H7ZM23 222V223H21V224H19V222ZM34 221H36V223L34 222ZM41 221H43V222H45V223H43V222H41ZM60 221H61V224H60ZM69 223H68V222ZM82 221H84V222H82ZM94 223L95 222V224H93L92 225V222ZM98 221H100V222H98ZM117 221V222H116ZM134 221V222H133ZM141 221H142V223H141ZM155 221L159 224L158 226H157V224L155 223ZM195 221V222H194ZM211 221V222H210ZM27 222H28V224H27ZM34 222V223H33ZM40 222H41V225H39L40 224ZM50 222V223H49ZM58 222V223H57ZM67 222V223H66ZM87 222L89 223L88 225H87ZM109 222H110V224H111V226L112 227H114V228H112L111 226H110V224H109ZM114 222H116V224L114 223ZM119 222H121L120 224H119ZM128 222H129V224H128ZM135 222H136V224H135ZM143 222H144V224H143ZM188 222V223H187ZM208 222V223H207ZM210 222V223H209ZM221 222H223V223H221ZM230 222V223H229ZM236 222V223H235ZM6 223V224H5ZM16 223H17V225H16ZM30 223V224H29ZM31 223H32V225H31ZM38 223V224H37ZM48 223V224H47ZM55 223H57V224H59L60 225V229H56L57 228V226L59 227V225H57V224H55ZM66 223V224H65ZM81 223H85L86 224V226L83 224V227L82 226H78V225H81ZM100 223V224H99ZM123 223V224H122ZM127 223V224H126ZM130 223L133 225V227H135V229H134V231H133V227H132V225H130ZM150 223V224H149ZM182 223V224H181ZM183 223H185L184 225H183ZM186 223H187V225L188 226H186ZM206 223V224H205ZM213 223V225H211ZM216 225H215V224ZM220 223V224H219ZM227 223H228V225H227ZM241 223V224H240ZM36 224H37V226H41L40 228L39 227H37L36 226ZM45 224L47 225V227H45ZM52 224V225H51ZM64 224V225H63ZM74 224V225H73ZM77 224V225H76ZM97 224V225H96ZM114 226H113V225ZM119 224V225H118ZM140 224V225H139ZM142 224V225H141ZM155 224V225H154ZM176 224H178V226L176 227ZM231 224V225H230ZM233 224V225H232ZM234 224H236L235 226H234ZM11 225H13L12 227H11ZM24 225V226H23ZM32 226V230L30 229L31 228V226ZM33 225H34V227H33ZM44 225V226H43ZM109 225V226H108ZM122 225V226H121ZM164 225V226H163ZM199 225V226H198ZM210 225V226H209ZM214 225H215V227L217 228V226L219 227V229L217 228H215L214 227ZM222 225V227H220ZM225 225H226V227H225ZM238 225V226H237ZM244 225V226H243ZM16 226V227H15ZM17 226H18V229L20 228V230H17ZM26 226H28V227H26ZM43 226V227H42ZM51 227L50 229L48 228V227ZM53 226H55V228L53 227ZM78 227V229H77V227ZM97 226V227H96ZM100 228H99V227ZM105 226H107V227H105ZM116 226V227H115ZM119 226H120V228H119ZM129 228H128V227ZM140 226V227H139ZM142 226V227H141ZM148 226H149V229H148ZM151 226V227H150ZM155 226H157V228L155 227ZM169 226H172V227H169ZM181 226V227H180ZM201 226H202V228H201ZM207 226H208V229H210V231L211 230H213V229H215V232H214V230L213 231H211V233H210V231L207 229ZM229 226V227H228ZM233 226V227H232ZM243 228H242V227ZM10 227V230H12V232H13V234L12 233H10L11 231L10 230H8V228ZM24 229L25 228V230H26V232H27V234H26V232H24L25 230H23L22 228ZM35 227H37V228H35ZM64 227V228H63ZM66 227V228H65ZM69 227V228H68ZM74 227V228H73ZM85 227H86V229H85ZM89 227V228H88ZM93 227V228H92ZM105 227V228H104ZM118 227V228H117ZM137 227H139L138 229H137ZM162 227V228H161ZM182 227H184L183 229H182ZM210 227V228H209ZM213 227V229H211ZM223 227L224 228H226V230H224L223 229ZM231 227V228H230ZM236 227V228H235ZM16 228V229H15ZM28 228V229H27ZM40 229V232H42V233H40L39 232V229ZM84 228V229H83ZM88 228V229H87ZM103 228V229H102ZM130 228H131V230H130ZM204 228H206V229H204ZM228 228H229V230H228ZM239 228V229H238ZM242 228V229H241ZM3 229H5V230H3ZM7 229V230H6ZM36 231H35V230ZM42 229V230H41ZM44 229V230H43ZM45 229H46V231H45ZM47 229H49V230H47ZM66 229H68V230H66ZM79 229H80V231H79ZM93 229V230H92ZM102 229V230H101ZM106 229V230H105ZM126 229H128L127 231H126ZM143 229H144V231H143ZM152 229V230H151ZM160 229V231L158 232V230ZM201 229V230H200ZM234 229H236V231L234 230ZM241 229V230H240ZM246 229V230H245ZM16 230V231H15ZM21 230H23V232L21 231ZM51 230H53V232L51 231ZM72 230V231H71ZM76 232H75V231ZM91 230V231H90ZM115 230V231H114ZM117 230V231H116ZM140 230V231H139ZM157 230V231H156ZM168 230V231H167ZM192 230H193V232H192ZM202 230H203V232H202ZM234 230V231H233ZM34 231V232H33ZM38 231V232H37ZM47 231H48V233H47ZM49 231H51V233L49 232ZM55 231V232H54ZM60 231V232H59ZM65 231V232H64ZM66 231H67V233H66ZM87 231V232H86ZM93 231V232H92ZM97 231H99V232H97ZM100 231H101V234H100ZM109 231V232H108ZM146 231H147V233H146ZM156 231V232H155ZM180 231V232H179ZM200 231H201V233H200ZM207 233H206V232ZM209 231V232H208ZM218 231V232H217ZM220 231V232H219ZM223 231V232H222ZM225 231V232H224ZM230 233H229V232ZM240 231H242V234H241V232ZM246 231V232H245ZM19 232H22L21 234H19ZM73 232V233H72ZM81 232V233H80ZM105 232H106V234H105ZM115 232H116V234H115ZM119 232V233H118ZM123 232V233H122ZM130 232H132L131 234H129ZM139 232V233H138ZM191 232V233H190ZM196 232V233H195ZM199 232V233H198ZM235 232V233H234ZM238 232V233H237ZM3 233V234H2ZM31 235H30V234ZM47 233V234H46ZM58 235H57V234ZM70 233V234H69ZM76 233V234H75ZM82 233H83V235H82ZM88 233H90V234H92V235H89ZM94 233V234H93ZM103 233V234H102ZM109 235H108V234ZM117 233H118V238H117ZM135 233V234H134ZM137 233V234H136ZM209 233V234H208ZM214 233V235H215V237H213L214 235H211V234H213ZM216 233V234H215ZM228 233V234H227ZM240 233V234H239ZM247 233V234H246ZM14 234H15V237H14ZM23 234H25V235H23ZM42 234H43V236H42ZM54 234V235H53ZM60 234V235H59ZM67 234V235H66ZM78 234H80V235H78ZM85 234V235H84ZM87 234V235H86ZM95 234H96V236L98 237L97 239H95L96 238V236H95ZM114 236H113V235ZM139 234V235H138ZM148 234V235H147ZM189 234H191V235H189ZM199 235V237H198V235ZM202 234V238L200 237V235ZM204 234V235H203ZM207 234L209 235V238L207 237ZM220 234H222V235H220ZM245 234V235H244ZM3 235V236H2ZM9 235L11 236V238L9 239L8 237H9ZM22 235H23V238H20V240H19V237L21 236L22 237ZM44 235H48L47 237L46 236H44ZM54 237H53V236ZM56 235V236H55ZM71 237H70V236ZM103 235H104V237H103ZM119 235H121V236H119ZM134 235H136V236H134ZM146 235V236H145ZM189 235V236H188ZM217 235H219V236H217ZM236 235V236H235ZM239 235V237L238 238H236L237 236ZM241 235V236H240ZM243 235H244V238H243ZM13 236V237H12ZM50 236H52V237H50ZM73 236H75V237H73ZM78 236V237H77ZM79 236H80V238H79ZM83 236V237H82ZM90 236V237H89ZM100 236H102L101 238H100ZM123 236H125V237H123ZM128 236V237H127ZM138 236V237H137ZM143 236H145L146 238H142ZM153 236H154V240H152L153 239ZM193 236H195L196 237V239H195V237H193ZM205 237V239H204V237ZM217 236V237H216ZM228 236V237H227ZM232 236V238H231V240H230V237ZM234 236V237H233ZM246 236V237H245ZM44 237H46V238H44ZM51 238V240H50V238ZM60 237V238H59ZM68 239H67V238ZM84 237H86V238H84ZM87 237H89L88 239H87ZM108 237V239L106 240V238ZM109 237H111V239L109 238ZM114 237H116V238H114ZM133 237L135 238V239H133ZM163 237H165V238H163ZM198 237V238H197ZM223 237V238H222ZM225 237H226V239H225ZM16 239V241H14L15 239ZM26 240H25V239ZM49 238V239H48ZM56 239V238H58V239H61L60 241L58 240V239H56V240H54V239ZM64 238V239H63ZM66 238V239H65ZM73 238V239H72ZM82 238V239H81ZM120 238V239H119ZM123 238L125 239V240H123ZM130 238V241L128 240ZM149 238V239H148ZM152 238V239H151ZM163 238V239H162ZM170 238V239H169ZM192 238H194V239H192ZM208 238V239H207ZM214 238H217V239H214ZM237 240H235V239ZM9 240V241H7V240ZM11 239H12V241H11ZM14 239V240H13ZM22 239H24V240H22ZM44 239V240H43ZM53 239V240H52ZM71 239V240H70ZM75 239V240H74ZM79 239H81V240H79ZM86 239L88 240V241H92V242H89L88 243V241L86 242ZM100 239L102 240V239H105L104 241L102 240V241H100ZM118 239V240H117ZM122 239V240H121ZM132 239V240H131ZM146 239V240H145ZM155 239H156V241H155ZM180 239V240H179ZM198 239H199V241H201V243H199V242H197L198 241ZM212 241H211V240ZM214 239V240H213ZM222 239V240H221ZM229 239V240H228ZM241 239V240H240ZM38 240H40V242H38ZM68 240V241H67ZM112 240V241H111ZM137 240V241H136ZM144 240V241H143ZM151 240V242H149ZM178 240L180 241L179 243H178ZM196 240V241H195ZM206 240H209V243H208V241H206ZM226 240V241H225ZM11 241V242H10ZM25 243H24V242ZM52 241H54V242H52ZM64 243H63V242ZM66 241H67V243H66ZM70 241V243H72V246L70 245V243L68 244V242ZM116 243V245H115V243ZM117 241V242H116ZM120 241V242H119ZM156 243H155V242ZM189 241V242H188ZM217 244V245H215V243ZM217 241H219V243H220V245H219V243L217 242ZM231 241V242H230ZM242 241V242H241ZM4 242H5V244H4ZM28 242V243H27ZM32 242H34V243H32ZM60 242V243H59ZM75 242V243H74ZM80 242V243H79ZM83 242H84V244H83ZM94 242L96 243L95 245H94ZM102 242V243H101ZM107 242V243H106ZM109 242V243H108ZM112 244H114V246L113 245H111V243ZM126 242H127V244L129 245H126ZM135 242V243H134ZM139 242V243H138ZM152 242H154L153 243V245H152ZM184 243V245L182 244V243ZM190 242H192V243H190ZM199 243L198 244V246L195 244V243ZM206 242V243H205ZM210 242H212V244H214L213 246H212V244L210 245ZM230 242V243H229ZM237 244H236V243ZM240 242V243H239ZM12 243V244H11ZM16 243V244H15ZM32 243V245H34V247L32 246V245H30ZM42 243H44V245H42ZM48 243V244H47ZM52 243H54V244H52ZM85 243H87L86 244V247H84V245H85ZM133 244V248H132V244ZM142 243V244H141ZM160 243H164L163 245L162 244H160ZM169 243V244H168ZM171 243H173L174 244V246H173V244H171ZM177 243H178V246H177ZM183 245L182 247H181V244ZM232 243V244H231ZM8 244L10 245V246H8ZM14 244L16 245V246H14ZM37 244V245H36ZM48 246H46V245ZM68 244V247L66 246ZM75 244V245H74ZM76 244H78V245H76ZM102 244H104V246L102 245ZM136 245V247H135V245ZM157 244V245H156ZM176 244V245H175ZM180 244V245H179ZM186 244V245H185ZM194 244H195V246H194ZM204 245V248H203V245ZM227 244V245H226ZM229 244V245H228ZM234 244V245H233ZM240 246H239V245ZM11 245L13 246V248L15 249V250H17V251H13L14 249L11 247ZM27 247H26V246ZM40 245V247H38ZM83 245V246H82ZM92 247H91V246ZM99 246V249H98V246ZM111 245V246H110ZM125 245V246H124ZM142 245H144V247H142ZM154 245H155V247H154ZM158 245H160V246H158ZM165 245V246H164ZM170 245H171V247H170ZM189 245H191V246H194L195 248H193L192 247V249H191V246H190V248H189ZM202 245V246H201ZM207 245H209L210 247H208V249L206 250L205 248L207 247ZM222 245V246H221ZM224 245H225V247H224ZM233 247H232V246ZM6 246H7V249H6ZM18 246H20V247H18ZM23 246H25L26 247V251H24L25 250V247L23 248ZM30 246V247H29ZM43 246H44V249H43ZM50 246H51V249H50ZM62 246V247H61ZM66 246V247H65ZM74 246V247H73ZM82 248H81V247ZM96 248H95V247ZM108 246H110V247H108ZM123 246V248H121ZM156 246H158V248L156 247ZM180 246V248L182 249V251H183V253H182V251L180 250V252H178L179 250H178V247ZM217 246V247H216ZM221 246V247H220ZM228 246H229V248H228ZM231 246V247H230ZM32 247V248H31ZM54 247V248H53ZM67 249L68 248V250H66L65 251V248ZM75 247H76V249H77V251H76V249H75ZM88 247H91V248H88ZM94 247V248H93ZM103 249H102V248ZM152 247H154V248H152ZM161 247V248H160ZM169 247V248H168ZM185 247H188L187 249H185ZM196 247H198V248H196ZM201 247V248H200ZM220 248V249H216V248ZM235 247V248H234ZM237 247V248H236ZM41 248V249H40ZM94 250H93V249ZM104 248L106 249V253L105 252H103V251H105L104 250ZM113 248V249H112ZM132 248V249H131ZM139 248H141V252L143 253V254H140L141 252L139 251ZM151 248V249H150ZM157 248V249H156ZM172 250H171V249ZM179 248V249H180ZM210 248V249H209ZM221 248H224V249H221ZM231 248H233L232 250L233 251H231ZM6 249V250H5ZM12 249V250H11ZM20 249V250H19ZM39 249V250H38ZM58 249V250H57ZM62 249V250H61ZM82 249V250H81ZM83 249H84V251H83ZM88 249V250H87ZM90 249V250H89ZM96 249V250H95ZM100 249H102L101 251L103 252H101L100 251ZM117 249V251H115ZM127 249H128V251H127ZM132 251H131V250ZM190 249V250H189ZM200 249V250H199ZM213 251H212V250ZM229 249V250H228ZM23 250V251H22ZM46 250V251H45ZM50 250H51V253L49 254V252H50ZM60 250V251H59ZM73 250V251H72ZM75 250V251H74ZM79 250H81V252H83V253H81ZM86 250V251H85ZM112 252H111V251ZM126 250V251H125ZM202 250V252H200ZM205 250V251H204ZM208 250H210V251H208ZM228 251V253L226 252V251ZM236 250V251H235ZM238 250H240V251H238ZM12 252V254H11V252ZM45 251V252H44ZM65 253L66 252V254H64L63 252ZM69 251H70V253H69ZM92 251V252H91ZM97 251V252H96ZM98 251L100 252V254H98ZM110 251V253H108V252ZM139 252V254H138V252ZM153 251H155L154 253H153ZM187 251L189 252L188 254L189 255H187ZM193 253H192V252ZM198 251V252H197ZM207 251H208V254H210V253H212L211 255L213 256V258H212V256H209L208 254H207ZM212 251V252H211ZM215 251V252H214ZM218 251V252H217ZM223 251V252H222ZM231 251V252H230ZM5 252V253H4ZM6 252H8V254L9 255H5V254H7ZM17 254H16V253ZM24 252V253H23ZM25 252H27V254H26V257H24L25 256ZM33 252H35V253H33ZM39 252H40V254H39ZM42 252V253H41ZM54 252V253H53ZM74 252H75V254L78 252L80 255H78V253H77V255H75L74 254ZM87 252V253H86ZM121 252V253H120ZM128 252V253H127ZM132 254H131V253ZM134 252V253H133ZM136 252H137V254H136ZM165 254H164V253ZM169 252V253H168ZM185 252V253H184ZM195 252H197L198 254H197V256L199 257H197L196 256V253ZM15 253V254H14ZM20 253V254H19ZM32 253H33V255H32ZM56 253V254H55ZM60 253H63L65 256L64 257H66V258H64V260H63V258H62V254H60ZM71 253H73V254H71ZM124 253H127V256H126V254L124 255ZM130 253V254H129ZM155 253H156V256H155ZM162 253V254H161ZM170 253H171V256H169L170 255ZM227 255H226V254ZM240 253H241V255H240ZM24 256H23V255ZM29 254L30 255H32V258H31V256H29ZM44 254V255H43ZM55 254V255H54ZM68 254H70V255H68ZM84 254H86V256L84 255ZM94 254H96V255H94ZM98 254V255H97ZM105 254V255H104ZM107 254H111L110 255V257H109V255L107 256ZM113 254V255H112ZM128 254H129V257H128ZM144 254H146V255H144ZM151 254V255H150ZM174 254H176V255H174ZM181 254V255H180ZM184 254H185V257H184ZM202 254V255H201ZM203 254H204V256H203ZM207 256H206V255ZM216 254V255H215ZM219 254L222 256V257H218L219 256ZM230 254V255H229ZM234 254V255H233ZM237 254V255H236ZM12 255H14L13 257H12ZM17 257H16V256ZM18 255H20V257L22 258H19V256ZM22 255V256H21ZM56 255H57V257H56ZM72 255H73V257H72ZM93 255V256H92ZM103 255V256H102ZM118 255H122L121 257H119ZM134 255V256H133ZM137 255V256H136ZM158 255H161L160 257L158 256ZM180 256L179 258L178 257H175V256ZM201 257H200V256ZM232 255V256H231ZM235 255H236V257H235ZM11 256V257H10ZM29 256V257H28ZM49 256H51V258H52V260L50 259V257ZM61 256V258H60V260L58 259L59 257ZM71 256V257H70ZM75 256V257H74ZM84 256V257H83ZM88 256V257H87ZM90 256V257H89ZM98 258H97V257ZM113 256H114V258L115 259H109V258H113ZM169 256V257H168ZM174 256V258H172ZM209 256V257H208ZM226 256H228V258L226 257ZM230 256V257H229ZM5 257L6 258H8V257H10L11 259L10 260H12V262L9 260V258H8V260H6L5 259ZM48 257H49V259L51 260H49L48 259ZM53 257L55 258V259H53ZM77 257H78V259H77ZM87 257V259H85ZM101 257H102V259H101ZM117 257V258H116ZM126 257V258H125ZM151 257V258H150ZM193 257H194V259H196V260H194L193 259ZM204 257H206V258H204ZM218 257V258H217ZM232 257H234L235 259H233ZM238 257V258H237ZM239 257H240V259H239ZM19 258V259H18ZM24 258H26V259H28V260H26V259H24ZM30 258L31 259H34V260H30ZM35 258H38V260L37 259H35ZM40 258V259H39ZM43 258V259H42ZM47 258V259H46ZM69 258V259H68ZM119 258V260H117ZM147 258H148V260H147ZM154 258V259H153ZM168 258H169V260H168ZM176 258V259H175ZM191 258H192V260H191ZM200 258L201 259H204V261L203 260H200ZM212 258V259H211ZM216 260H215V259ZM221 258H222V260H221ZM230 258V259H229ZM233 260H232V259ZM2 259H3V262H1L2 261ZM15 259V260H14ZM56 259L58 260V261H56ZM63 261H62V260ZM66 259V260H65ZM74 259H76L75 261H73ZM90 259V260H89ZM106 259H108V261L106 260ZM120 259H122V260H120ZM130 259V260H129ZM157 259V260H156ZM172 259H173V261H172ZM198 259V260H197ZM210 260L211 259V263H208V260ZM218 259H219V261H218ZM227 259V260H226ZM21 260H23L22 262H21ZM68 260V261H67ZM70 260H71V262H70ZM77 260H78V262H77ZM85 260V261H84ZM92 260V261H91ZM94 260H96L97 262H95ZM116 260V261H115ZM125 260V261H124ZM132 260V261H131ZM144 260V261H143ZM160 261L161 260V262H159V263H157L156 261ZM168 260V261H167ZM175 260V261H174ZM194 260V261H193ZM213 260V261H212ZM215 260V261H214ZM228 260H230V261H228ZM33 261H34V263H33ZM45 261V262H44ZM48 261H50L49 263H48ZM60 261V262H59ZM65 261V262H64ZM84 261V262H83ZM94 261V263H92ZM119 261V262H118ZM146 261H147V263H146ZM188 261V262H187ZM189 261H191L190 263H189ZM204 262V263H202V262ZM217 261V262H216ZM236 261V262H235ZM239 261V262H238ZM5 262V263H4ZM55 262V263H54ZM59 262V263H58ZM63 262V263H62ZM103 262V263H102ZM198 262V263H197ZM206 262V263H205ZM210 262V261H209ZM213 262V263H212ZM232 262V263H231ZM15 263V264H16ZM165 264V263H164ZM183 264V263H182Z\"/></svg>",
	"mask_w": 264,
	"mask_h": 264
},
{
	"label": "bare ground",
	"instance_id": "2",
	"mask_svg": "<svg viewBox=\"0 0 264 264\" xmlns=\"http://www.w3.org/2000/svg\"><path fill=\"white\" fill-rule=\"evenodd\" d=\"M10 1H11V0H10ZM17 1H18V0H17ZM24 1H25V2H28V1H26V0H24ZM32 1H33V0H32ZM34 1H35V0H34ZM36 1H37V0H36ZM39 1H41V0H39ZM39 1H38V3L40 4ZM45 1H46V0H44V2H45ZM55 1H56V0H55ZM80 1H81V0H80ZM93 1H94V0H93ZM93 1H92V2H93ZM96 1H97V0H96ZM98 1H100V0H98ZM103 1H105V0H103ZM113 1H114V0H113ZM118 1H119V0H118ZM118 1H117V2H118ZM142 1H143V0H142ZM153 1H155V0H153ZM159 1H160V0H159ZM161 1H162V0H161ZM165 1H166V0H165ZM169 1H170V0H169ZM173 1H174V0H173ZM182 1H183V0H182ZM182 1H181V2H182ZM190 1H191V0H190ZM190 1H189V3H191ZM194 1H195V0H194ZM235 1H237V0H235ZM243 1H244V0H242V2H243ZM247 1H248V0H247ZM251 1H252V0H251ZM258 1H259V0H258ZM262 1H264V0H262ZM15 2H16V1H15ZM19 2H20V0H19ZM49 2H50V1H49ZM57 2H58V1H57ZM74 2H76V1H74ZM78 2H79V0H78ZM82 2H83V1H82ZM88 2H89V1H88ZM90 2H91V0H90ZM92 2H91L90 4H92ZM94 2H95V1H94ZM94 2H93V3H94ZM123 2H124V0H123ZM143 2H144V1H143ZM146 2H147V1H145V3H146ZM148 2H149V1H148ZM162 2H163V1H162ZM162 2H161V3H162ZM170 2H172V0H171ZM177 2H180V1L178 0ZM177 2L175 1L174 3H177ZM233 2H234V1H233ZM233 2H232V0H231V4H233ZM238 2H241V0H240V1L238 0ZM238 2H237V3H238ZM249 2H250V1H249ZM254 2H255V0H254ZM256 2H257V1H256ZM29 3H30V2H29ZM33 3H34V2H33ZM45 3H46V2H45ZM79 3H80V2H79ZM104 3H106V2H104ZM141 3H142V2H141ZM151 3H153V2H151ZM151 3H150V4H151ZM154 3H155V2H154ZM167 3H169V2H167ZM172 3H173V2H172ZM184 3H185V0H184ZM184 3H182V4H184ZM205 3H206V2H205ZM235 3H236V2H235ZM235 3H234V4H235ZM252 3H253V2H252ZM252 3H251V4H252ZM17 4H18V2H17ZM22 4H23V3H22ZM22 4H19V5H17V6L20 7V5H22ZM30 4H31V3H30ZM30 4H29V7H30ZM42 4H43V3H42ZM49 4H50V3H48V4H46V5L48 6ZM51 4H52V2H51ZM57 4H58V3H57ZM85 4H86V3H84L83 5H85ZM100 4H101V3L99 2V5H100ZM117 4H118V3H117ZM142 4H143V3H142ZM169 4H170V3H169ZM180 4H181V3H180ZM182 4H181V5H182ZM187 4H188V3H187ZM206 4H208V3H206ZM206 4H203V5H204V6H203V7H204L203 9H205V5H206ZM212 4H213V3H212ZM220 4H221V2H220ZM224 4H226V3L224 2ZM231 4H230V5H231ZM251 4H250V5H251ZM260 4H261V3H260ZM23 5H24V4H23ZM26 5H28V4L26 3ZM32 5H33V4H32ZM55 5H56V4H55ZM77 5H78V4H77ZM96 5H97V3H96ZM96 5H92V6H96ZM111 5H112V4H111ZM147 5H148V4H147ZM163 5H164V2H163ZM170 5H171V4H170ZM176 5H177L178 7L181 6V5H179V4H176ZM192 5H193V4H192ZM200 5H201V4H200ZM200 5H199V6H200ZM209 5H210V4H209ZM217 5H218V4H217ZM227 5H228V4H227ZM255 5H256V4H255ZM35 6H36V5H35ZM39 6H40V5H39ZM58 6H60V4H59ZM104 6H105V5H104ZM114 6H115V5H114ZM148 6H149V5H148ZM214 6H215V5H214ZM224 6H225V5H223V7H224ZM231 6H232V5H231ZM231 6H228V7H231ZM240 6H243V4L239 5V7H240ZM261 6H262V5H261ZM27 7H28V6H26V8H27ZM44 7H45V6H44ZM62 7H63V6H62ZM65 7H66V6H64V8H65ZM77 7H78V6H77ZM77 7L74 6V8H77ZM90 7H91V5H90ZM105 7H106V6H105ZM108 7H109V6H108ZM112 7H113V5H112ZM115 7H116V6H115ZM164 7L167 8L166 5H165ZM171 7L174 8V5H173V6L171 5ZM181 7H182V6H181ZM181 7H180V8H181ZM215 7H216V6H215ZM237 7H238V6H236V7L234 6V8H236V9H237ZM263 7H264V2H263ZM12 8H13V6H12ZM12 8H11V4H10L9 0H0V26L3 25V22H2V21H3L4 19H6V17L8 16L7 14L9 13V11H10ZM23 8H24V7H23ZM23 8H22V9H23ZM26 8H25V10H26ZM35 8H36V7H35ZM35 8H34V9H35ZM52 8H53V7H51V10H53ZM70 8H73V7L70 6ZM93 8H94V7H93ZM97 8L99 9V7H97ZM97 8H96V9H97ZM103 8H104V7L101 8V9H102V10H101L102 13H104V11H107L106 9L103 11ZM140 8H141V6H140ZM166 8H165V9H166ZM180 8H179V10L182 11ZM240 8L242 9V7H240ZM245 8H246V7H245ZM259 8H260V6H259ZM18 9H19V8H18ZM22 9H21V7H20V9H19L18 11H20V10H22ZM27 9H28V8H27ZM32 9H33V7H32ZM39 9H40V8H39ZM45 9H46V11H47V8H45ZM58 9H60V8H58ZM88 9H89V8H88ZM90 9H91V8H90ZM108 9H109V10H111V9H114V10H115V8H111V9L108 8ZM156 9H157V8H156ZM156 9H154V10H156ZM158 9H159V8H158ZM162 9H164V8H162ZM162 9H161V10H162ZM165 9H164V10H165ZM168 9H169V6H168ZM171 9H172V8H171ZM176 9H178V8H176ZM187 9H188V8H186V10H187ZM219 9H220V5H219ZM236 9H235V12H236ZM243 9H244V7H243ZM257 9H258V8H257ZM262 9H263V8H262ZM15 10H16V9H15ZM40 10H42V5H41V9H40ZM55 10H56V9H55ZM84 10L86 11L85 7H84ZM91 10H92V9H91ZM91 10H90V11H91ZM127 10H128V9H127ZM132 10H133V9H132ZM134 10H135V9H134ZM159 10H160V9H159ZM161 10H160V11H161ZM186 10H185V12L188 11V10H187V11H186ZM211 10H212V9H211ZM211 10H210V14L212 13ZM214 10H215V9H214ZM214 10H213V12H214ZM222 10H223V9H222ZM224 10H225V9H224ZM228 10H229V8H228ZM228 10H227V11H228ZM237 10L240 11L239 8H238ZM13 11H14V10H13ZM22 11H23V10H22ZM35 11H36V10H35ZM42 11H45V10H42ZM42 11H40V13H42V14H45V13H46V11H45V13H43ZM48 11H49V10H48ZM70 11H72V10H70ZM73 11H74V10H73ZM77 11H78V10H77ZM77 11H75V12H77ZM79 11H80V10H79ZM96 11H97V10H96ZM99 11H100V10H99ZM128 11H129V10H128ZM136 11H137V10H136ZM144 11L146 12L145 9H144ZM171 11H173V10H171ZM197 11H198V10H197ZM244 11H245V10H244ZM251 11H252V10H251ZM10 12H11V11H10ZM28 12H30V10L27 11V13H28ZM32 12H34V11H32ZM56 12H57V11H56ZM81 12H82V10H81ZM87 12H88V11H87ZM93 12H94V11H93ZM110 12H111V11H110ZM132 12H133V11H132ZM137 12H141V11L138 10ZM156 12H157V11H156ZM178 12H179V11H178ZM182 12H183V11H182ZM185 12H183V13L185 14ZM20 13H21V12H20ZM20 13H19V14H20ZM37 13H38V12H37ZM60 13H61V12H60ZM83 13H84V11H83ZM106 13H107V12H106ZM108 13H109V12H108ZM113 13H115V11H113ZM159 13H161V12H158V14H159ZM166 13H167V12H166ZM197 13H199V12H197ZM202 13H205V12H202ZM219 13H220V11H219ZM223 13H224V12H223ZM226 13H227V12H226ZM13 14H15V13H13ZM29 14H30V13H29ZM32 14H33V13H32ZM32 14H30V16H31ZM58 14H59V12H58ZM84 14H85V13H84ZM84 14H83V15H84ZM95 14H96V13H95ZM100 14H101V13H100ZM109 14H111V13H109ZM130 14H131V13H130ZM168 14H169V13H168ZM206 14H208V12H206ZM206 14H205V15H206ZM210 14H209V15H210ZM228 14H229V12H228ZM232 14H233V12H232ZM17 15H18V14H17ZM38 15H39V14H38ZM38 15H36V16L38 17ZM40 15H41V14H40ZM53 15H54V14H53ZM89 15H90V14H89ZM96 15H98V14H96ZM104 15H106V14H104ZM111 15H113V14H111ZM111 15H110V16H111ZM152 15H154V14H152ZM178 15H179V14H178ZM200 15H201V13H200ZM200 15H198V16H199V17H202V16H200ZM203 15H204V14H203ZM221 15H222V14H221ZM226 15H227V14H226ZM226 15H225V16H226ZM230 15H231V14H230ZM230 15H229V16H230ZM11 16H12V14H11ZM15 16H16V15H14V17H15ZM22 16H23V15H22ZM34 16H35V12H34ZM36 16H35V18H36ZM51 16H52V15H51ZM91 16H92V15H91ZM98 16L100 17V15H98ZM106 16H108V14H107ZM110 16H109V17H110ZM146 16H148V15L146 14ZM188 16H189V15H188ZM194 16H195V15H194ZM207 16H208V15H207ZM216 16H217V13H216ZM227 16H228V15H227ZM227 16H226V17H227ZM237 16H238V15H237ZM239 16H241V15H239ZM243 16H245V15L243 14ZM243 16H242V17H243ZM246 16H247V15H246ZM246 16H245V17H246ZM251 16H252V15H251ZM31 17H32V16H31ZM31 17H30V20L33 18V17H32V18H31ZM39 17H40V16H39ZM46 17H48V16L46 15ZM49 17H50V16H49ZM49 17H48V18H49ZM55 17H56V14H55ZM80 17H81V16H80ZM84 17H85V16H84ZM112 17H115V14H114ZM159 17H161V16H160V15H159V16L157 15V19H158V20H159ZM167 17H168V16H167ZM181 17H182V16H181ZM204 17H205V16H204ZM213 17H214V16H213ZM213 17H212V18H213ZM25 18H26V17H25ZM48 18H47V19H48ZM57 18H58V17H57ZM76 18H78V17H76ZM82 18H83V17H82ZM89 18H90V17H89ZM94 18L97 20L96 17H94ZM104 18H105V17H104ZM117 18H118V14H117ZM121 18H122V17H120V23H122L121 21L123 20V19L121 20ZM155 18H156V17H155ZM165 18H166V17H165ZM168 18H169V17H168ZM176 18H177V17H176ZM185 18L190 19V18H188L187 16H185ZM215 18H216V17H214L213 19H215ZM228 18H229V17H228ZM239 18H240V17H239ZM239 18H238V19H239ZM8 19H9V18H8ZM8 19H7V20H8ZM27 19H28V17H27ZM38 19H39V18H38ZM38 19H37V20H38ZM45 19H46V18H45ZM50 19H51V18H50ZM55 19H56V18H55ZM63 19H64V18H63ZM83 19H84V18H83ZM83 19H82V20H83ZM92 19H93V18H92ZM92 19H90V20H92ZM95 19H94V20H95ZM107 19H108V18H107ZM109 19H110V18H109ZM109 19H108V20H109ZM157 19H156V23L158 22ZM161 19H162V18H161ZM161 19H160V20H161ZM172 19H173V16H172ZM177 19H178V18H177ZM179 19H181V18H179ZM183 19H184V17H183ZM229 19H230V18H229ZM229 19H228V20H229ZM232 19H233V15H232ZM240 19H241V18H240ZM11 20H12V18H11ZM16 20H17V19H16ZM28 20H29V19H28ZM37 20L35 21V23H37ZM39 20H40V19H39ZM61 20H62V19H61ZM88 20H89V19H88ZM96 20H95V22H94L95 24H96ZM112 20L116 21L114 18H112ZM118 20H119V19H118ZM118 20H117V21H118ZM125 20H127V19H125ZM136 20H137V19H136ZM138 20H140V19H138ZM147 20H148V19H147ZM162 20H163V19H162ZM185 20H186V19H185ZM220 20H221V19H220ZM241 20H242V19H241ZM243 20H244V19H243ZM25 21L27 22V20H25ZM44 21H45V20H44ZM48 21H49V20H48ZM57 21H58V20H57ZM59 21H60V20H59ZM73 21L76 22L75 19H74ZM77 21H78V20H77ZM163 21H164V20H163ZM166 21H167V20H166ZM166 21H165V22H166ZM173 21H174V19H173ZM178 21H179V20H178ZM190 21H191V20H190ZM198 21H199V20H198ZM223 21H225V20H223V18H222V22H223ZM229 21H230V20H229ZM247 21H248V20H246V23H247ZM253 21H254V20H253ZM253 21H252V22H253ZM256 21H257V20H256ZM40 22H41V21H40ZM45 22H46V21H45ZM50 22H51V20H50ZM70 22H71V21H70ZM78 22H79V21H78ZM109 22H110V21H109ZM168 22H169V21H168ZM175 22H176V21H175ZM175 22H173V23H174V24H173L174 26L176 25ZM184 22H185V21H184ZM202 22H203V21H202ZM202 22H200V23H202ZM204 22H206L205 19H204ZM204 22H203V23H204ZM216 22H217V21H216ZM237 22H238V21H237ZM10 23H11V22H10ZM10 23L8 24V26H10ZM27 23L29 24V22H27ZM31 23H32V22H30V25H31ZM38 23H39V22H38ZM52 23H53V20H52ZM63 23H64V21H63ZM97 23H98V22H97ZM100 23H103V22H100ZM120 23H118V24H120ZM150 23H151V22H150ZM152 23H153V22H152ZM154 23H155V21H154ZM154 23H153V24H154ZM158 23H160V21H159ZM158 23H157V24H158ZM194 23H195V21H194ZM212 23H214V22H212ZM223 23H224V22H223ZM226 23L229 24V22H227V20H226ZM239 23H240V22H239ZM244 23H245V22H244ZM244 23H243V25L246 26V24H244ZM257 23H258V22H257ZM259 23H260V21H259ZM263 23H264V22H263ZM6 24H7V23H6ZM6 24H5V26H6ZM12 24H13V23H12ZM14 24H15V23H14ZM21 24H22V23H21ZM40 24H41V23H40ZM61 24H62V23H60V25H61ZM112 24H113V23H112ZM126 24H127V23H126ZM166 24H167V22H166ZM189 24H190V22H189ZM195 24H196V23H195ZM195 24H194V25H195ZM230 24H231V23H230ZM232 24H233V23H232ZM232 24H231V26H232ZM241 24H242V23H241ZM241 24H240V25H241ZM254 24H255V23H254ZM60 25H59V26H60ZM70 25H71V24H70ZM76 25H77V24H76ZM87 25H90V26H91V22H90V24H87ZM114 25H115V24H114ZM139 25H140V24H139ZM154 25H155V24H154ZM158 25H159V24H158ZM168 25H169V24H168ZM182 25H183V24H182ZM184 25H185V23H184ZM194 25H193V26H194ZM203 25H204V24H203ZM219 25H220V24H219ZM222 25H223V24H222ZM236 25L238 26L237 23H236ZM247 25L249 26V24H247ZM260 25H262V24L260 23ZM12 26H13V25H11V27H12ZM51 26H53V25L51 24ZM59 26H58V27H59ZM65 26H66V21H65ZM77 26H78V25H77ZM85 26H86V25H85ZM92 26H93V25H92ZM109 26H110V25H109ZM123 26H125V25H123ZM133 26H134V25H133ZM155 26H156V25H155ZM206 26H207V24H206ZM206 26H205V27H206ZM225 26L227 27V26H229V25H225ZM231 26H230V27H231ZM21 27H22V25H21ZM25 27H26V26H25ZM31 27H32L31 29H33V24L31 25ZM45 27H46V26H45ZM60 27L63 28V25L60 26ZM71 27H72V25H71ZM73 27H74V26H73ZM79 27H80V25H79ZM151 27H152V26H151ZM157 27H158V26H156V28H157ZM170 27H171V26H170ZM179 27H180V26H179ZM210 27H211V26H210ZM210 27L208 28V26H207V30H208V31H209ZM234 27H236V26H234ZM251 27L254 28V26H251V25H250V28H251ZM257 27H258V24H257ZM43 28H44V25H43ZM67 28H68V26H67ZM120 28H121V26H120ZM127 28H129L128 25H127ZM158 28H159V27H158ZM232 28H233V27H232ZM232 28H231L230 30L233 31L234 29H232ZM237 28H240V27H237ZM255 28H256V25H255ZM5 29H6V27H5ZM10 29H12V28H10ZM13 29H14V27H13ZM29 29H30V28H29ZM38 29H39V28H38ZM38 29H37V30H38ZM50 29H51V28H50ZM64 29H65V27H64ZM71 29H72V28H71ZM83 29H85V28L83 27ZM107 29H110V30H111V27H110V28H107ZM167 29H169V28H167ZM174 29H175V28H174ZM186 29H187V27H186ZM190 29H191V28H190ZM195 29H196V28H195ZM200 29H201V28H200ZM204 29H206V28H204ZM204 29H203V30H204ZM214 29H215V28H214ZM221 29H223V28H221ZM235 29H236V28H235ZM247 29H249V28L247 27ZM2 30H3V29H2ZM2 30H1L0 34L3 33ZM35 30H36V29H35ZM51 30H52V29H51ZM69 30H70V29H69ZM69 30H68V31H69ZM129 30H130V29H129ZM129 30H128V31H129ZM138 30H140V28H139ZM175 30H177V29H175ZM210 30H211V29H210ZM228 30H229V27H228ZM228 30H227V31H228ZM230 30H229V31H230ZM252 30H253V29H252ZM252 30H250V31H252ZM5 31H7V30H4V32H5ZM10 31H12V30H10ZM40 31H41V28H40ZM44 31H45V30H44ZM49 31H50V30H49ZM53 31H54V30H53ZM65 31H66V30H65ZM65 31H64V33H65ZM78 31H79V30H77V32H78ZM83 31H84V30H83ZM99 31H101V30H99ZM102 31L104 32V30H102ZM105 31H107V30H105ZM108 31H109V30H108ZM111 31H112V30H111ZM140 31H141V30H140ZM142 31H143V30H142ZM152 31H153V30H152ZM171 31H172V30H171ZM186 31H187V30H186ZM186 31L184 30L183 32H186ZM201 31H202V30H201ZM201 31H200V32H201ZM208 31H207V32H208ZM211 31H212V30H211ZM215 31H216V29H215ZM246 31H247V30H246ZM255 31H257V30H255ZM21 32H22V31H21ZM25 32H26V31H25ZM33 32H34V31H33ZM38 32H39V31H38ZM41 32H42V31H41ZM41 32H40V33H41ZM45 32H46V31H45ZM57 32H58V30H57ZM60 32H61V31H60ZM77 32H75V33H77ZM81 32H82V31H81ZM112 32H113V31H112ZM112 32H111V33H112ZM168 32H169V31H168ZM168 32H167V37H168ZM172 32H173V31H172ZM188 32H189V31H188ZM193 32H194V31H193ZM193 32H192V33H193ZM197 32H198V31L196 30V33H197ZM222 32H223V31H222ZM234 32H235V31H234ZM253 32H254V31H253ZM263 32H264V31H263ZM8 33H9V32H8ZM13 33H14V32H12V35H13ZM16 33H17V35H18V30H17ZM19 33H20V32H19ZM27 33H28V31H27ZM71 33H72V31H71ZM75 33H74V34H75ZM78 33H79V32H78ZM94 33H95V32H94ZM106 33H107V32H106ZM118 33H120V32H118ZM121 33H122V32H121ZM135 33H136V32L134 31L133 34H131V33H130V34H131V35H134ZM158 33H159V32H158ZM174 33H175V32H173V34H174ZM176 33H177V32H176ZM203 33H204V32H203ZM219 33H220V32H219ZM225 33H226V32H225ZM230 33H231V32H230ZM232 33H233V32H232ZM245 33H246V32H245ZM254 33H255V32H254ZM258 33H259V32H258ZM260 33H261V32H260ZM9 34H10V33H9ZM24 34L26 35V33H24ZM32 34H34V33H32ZM44 34H46V33H44ZM44 34H41V35H42V38L45 37V36H43ZM61 34H63V33H61ZM66 34H67V33H66ZM66 34H65V35H66ZM80 34H81V33H80ZM84 34H85V32H84ZM101 34H102V32H101ZM103 34H104V33H103ZM160 34H161V33H159V35H156V36L161 37ZM169 34H170V33H169ZM171 34H172V33H171ZM173 34H172V35H173ZM178 34H179V33H178ZM186 34H187V33H186ZM206 34H207V33H206ZM206 34H205V35H206ZM216 34H217V33H216ZM235 34H236V33H235ZM242 34H244V33H242ZM246 34H247V33H246ZM255 34H256V33H255ZM1 35H2V34H1ZM47 35H48V32H47L46 36H47ZM72 35H73V33H72ZM106 35H107V34H106ZM119 35H120V34H119ZM135 35H136V34H135ZM154 35H155V34H154ZM175 35H176V34H175ZM175 35H174V36H175ZM181 35H182V34H181ZM194 35L198 36V35H201V34L198 33V34H194ZM239 35H240V34H239ZM251 35H252V34H251ZM251 35H250V37H251ZM5 36H6V35H5ZM5 36H4V38H5ZM14 36H15V35H14ZM27 36H28V35H27ZM37 36L41 37L40 35H37ZM48 36H49V35H48ZM48 36H47V37H48ZM56 36L59 37V35H56ZM61 36H63V35H61ZM81 36H82V35H81ZM81 36H80V37H81ZM113 36H114V33H113ZM123 36H124V35H123ZM156 36H155V37H156ZM183 36H184V35H183ZM187 36L189 37L188 34H187ZM223 36H224V34H223ZM253 36H254V34H253ZM253 36H252V37H253ZM2 37H3V36H2ZM8 37H9V36H8ZM12 37H13V36H12ZM18 37H19V36H18ZM33 37H34V35H33ZM39 37H38V38H39ZM52 37H53V36H52ZM52 37H51V38H52ZM67 37H68V36H67ZM73 37H74V36H73ZM77 37H79V36H77ZM77 37H76V38H77ZM80 37H79V38H80ZM82 37H83V36H82ZM92 37H93V39L95 38L94 36H92ZM92 37H91V38H92ZM96 37H97V36H96ZM108 37H109V36H108ZM108 37H107V38H108ZM111 37H112V36H111ZM131 37H133V36H131ZM142 37H144V36L142 35ZM153 37H154V36H153ZM159 37H158V38H159ZM178 37H179V36H178ZM178 37H177V38H178ZM192 37H193V36H192ZM236 37H237V36H236ZM239 37H240V36H239ZM239 37H238V38H239ZM247 37H248V36H247ZM259 37H260V36H259ZM27 38H28V37H27ZM29 38H30V37H29ZM29 38H28V39H29ZM38 38L36 37V39H38ZM53 38H54V37H53ZM56 38H57V37H56ZM56 38H55V40H56ZM59 38H60V37H59ZM68 38H70V37H68ZM71 38H72V37H71ZM79 38H78V40H79ZM135 38H137V37H135ZM161 38H163V37H161ZM179 38H180V40L182 39V37H179ZM186 38H187V37H186ZM193 38H194V37H193ZM203 38H205V37L202 36V39H203ZM206 38H207V37H206ZM242 38H243V37H242ZM244 38H245V37H244ZM2 39H3V38H1V40H2ZM15 39H16V38H15ZM36 39H35V41H37ZM47 39H48V38H47ZM63 39H64V38H63ZM72 39H73V38H72ZM74 39H75V37H74ZM74 39L72 40L73 42H74ZM81 39H82V38H80V40H81ZM83 39H84V38H83ZM93 39H91V41H94V43H95V40H93ZM115 39H116V38H114V39H112V40L110 39V40H111L112 42H114ZM130 39H131V38H130ZM144 39H146V35H145V38H144ZM159 39H160V38H159ZM189 39H190V38H189ZM195 39H196V38H195ZM246 39H248V38H245V40H246ZM261 39H262V38H261ZM3 40H4V39H3ZM5 40H6V39H5ZM18 40H19V39H18ZM29 40H30V39H29ZM45 40H46V37H45ZM48 40H49V39H48ZM64 40L66 41V39H64ZM98 40H99V39H97V41H98ZM101 40H102V39H101ZM131 40H132V39H131ZM133 40H134V39H133ZM135 40H136V39H135ZM152 40H154V38H153ZM164 40H165V39H164ZM203 40H204V39H203ZM214 40H215V42H216V39H214ZM234 40H235V39H233V41H234ZM8 41H9V40H8ZM20 41H21V40H20ZM56 41H57V40H56ZM70 41H71V40H70ZM82 41H83V40H82ZM117 41H118V39H117ZM147 41H148V40H147ZM149 41H150V40H149ZM149 41H148V42H149ZM158 41H159V40H158ZM178 41H179V40H178ZM182 41H185V39H184V40L182 39ZM190 41H191V39H190ZM194 41H195V40H194ZM199 41H200V39H199ZM221 41H222V40H221ZM238 41H239V40H238ZM243 41H244V40H243ZM247 41H248V40H247ZM261 41H262V40H261ZM6 42H7V41H6ZM13 42H14V41H13ZM22 42H23V41H22ZM29 42H30V41H29ZM46 42H47V41H46ZM52 42H53V41H52ZM75 42H76V40H75ZM88 42H89V41H88ZM131 42H132V41H131ZM155 42H157V41H155ZM166 42H167V40H166ZM187 42H188V41H187ZM191 42H193V41H191ZM191 42H190V43H191ZM201 42H202V41H201ZM201 42H200V43H201ZM235 42H237V41L235 40ZM0 43H3V41L0 42ZM8 43H9V42H8ZM8 43H5V44H3V45L5 46V45L8 44ZM18 43H19V42H18ZM30 43H31V42H30ZM40 43H41V42H40ZM68 43H69V40H68ZM86 43H87V41H86ZM86 43H85V45H86ZM90 43H91V42H90ZM92 43H93V42H92ZM99 43H100V42H99ZM106 43H107V42H106ZM106 43H104V45H105ZM128 43H129V42H128ZM141 43H142V42H141ZM151 43H152V42H151ZM151 43H150V44H151ZM159 43H160V41H159ZM161 43H162V41H161ZM180 43H181V41H180ZM182 43H183V42H182ZM190 43H189V44H190ZM209 43H210V42H209ZM222 43H223V41H222ZM241 43H242V40H241ZM258 43H259V42H258ZM260 43L262 44V42H260ZM10 44H11V42H10ZM14 44H15V43H14ZM20 44H21V43H20ZM24 44H26V43H24ZM38 44H39V42H37V45H38ZM45 44H46V43H45ZM50 44H51V42H50ZM55 44H56V43H55ZM57 44H58V43H57ZM95 44H96V43H95ZM109 44H110V43H109ZM137 44H138V43H137ZM178 44H179V43H178ZM183 44H184V43H183ZM189 44H188V45H189ZM219 44H220V43H219ZM223 44H224V43H223ZM231 44H232V43H231ZM244 44H245V42H244ZM18 45H19V44H18ZM37 45L35 44V46H37ZM51 45H52V44H51ZM114 45H115V44H114ZM139 45H140V44H139ZM139 45H138V46H139ZM152 45H153V44H152ZM158 45H159V44H158ZM160 45H161V44H160ZM175 45H176V43H175ZM191 45H193V43H192ZM191 45H190V46H191ZM202 45H204V43H203ZM205 45H206V44H205ZM208 45H209V44H208ZM215 45H216V44H215ZM232 45H233V44H232ZM238 45H239V44H238ZM250 45H251V43H250ZM0 46H2V45L0 44ZM8 46H9V47H8ZM8 46L6 45V48L8 47L7 49L9 50V48L11 47V45H8ZM30 46H31V44H30ZM38 46H39V45H38ZM38 46H37V47H38ZM48 46H49V45H48ZM61 46H62V45H61ZM73 46L76 47L74 44H73ZM90 46L92 47L93 45H90ZM95 46L97 47V45H95ZM98 46H99V44H98ZM133 46L136 47L135 45H133ZM155 46H156V45H155ZM181 46H182V45H181ZM212 46H213V45H212ZM212 46H211V44H210L209 47H212ZM222 46H223V45H222ZM233 46H235V45H233ZM233 46H231V47H233ZM244 46H246V45H244ZM247 46H248V45H247ZM247 46H246V47H247ZM2 47H3V46H2ZM12 47H13V45H12ZM12 47H11V49H12V52H13V51H14V50H13L14 47H13V48H12ZM19 47H21V46L19 45ZM25 47H27V46H25ZM54 47H56V45H54ZM66 47H67V45H66ZM70 47H72V46L70 45ZM83 47H84V46H83ZM88 47H89V45H88ZM91 47H89V48L91 49ZM113 47H114V46H113ZM157 47H159V46H157ZM168 47H169V45H168ZM182 47L184 48V45H183ZM182 47H181V49H182ZM188 47H189V46H188ZM191 47H192V46H191ZM235 47H236V46H235ZM239 47H241V45H240ZM259 47H260V46H259ZM3 48H4V47H3ZM39 48H40V47H39ZM52 48H53V47H52ZM62 48H63V47H62ZM76 48H77V47H76ZM76 48H75V49H76ZM85 48H87V46H86ZM85 48H84V49H85ZM107 48H108V47L106 46V50H107ZM109 48H110V47H109ZM109 48H108V51H109ZM127 48H128V46H127L126 48L124 47L125 50H127ZM186 48H187V46H186ZM200 48H201V50H202V47H201V46H200ZM243 48H244V47H243ZM250 48H251V47H250ZM0 49H2V48H0ZM7 49H6V50H7ZM17 49H18V48H17ZM30 49H31V48H30ZM36 49H37V48H36ZM43 49L46 50L47 48H46V49L43 48ZM57 49H58V47H57ZM70 49H71V48H70ZM75 49H74V50H75ZM81 49H82V47H81ZM93 49H94V48H93ZM98 49H99V48H98ZM98 49H96V50H98ZM110 49H111V48H110ZM160 49H161V47H160ZM175 49H176V47H175ZM177 49H178V48H177ZM197 49H198V47H197ZM204 49H205V48H204ZM204 49H203V50H204ZM206 49H208V48H206ZM217 49H218V48H217ZM236 49H237V47L235 48V50H236ZM239 49H240V48H239ZM239 49H238V50H239ZM246 49H247V48H246ZM246 49H245V50H246ZM252 49H253V48H252ZM2 50H3V49H2ZM15 50H16V49H15ZM19 50H20V48H19ZM24 50H26V49L24 48ZM27 50L29 51V48H28ZM37 50H38V49H37ZM47 50H48V49H47ZM47 50H46V51H47ZM50 50H52V49H50ZM58 50H59V49H58ZM71 50H72V49H71ZM104 50H105V49H104ZM134 50H135V49H134ZM150 50H151V49H150ZM150 50H149V51H150ZM168 50H169V49L167 48V51H168ZM170 50H171V47H170ZM173 50H174V49H173ZM173 50H172V51H173ZM178 50H179V49H178ZM178 50H175V51H178ZM183 50L185 51V50H190V49H183ZM192 50H193V49H192ZM192 50H191V51H192ZM209 50H210V48H209ZM211 50H212V49H211ZM211 50H210V51H211ZM213 50H215V49L213 48ZM224 50H226V49H224ZM243 50H244V49H243ZM253 50H254V49H253ZM256 50H257V47H256ZM256 50H255V52H256ZM259 50H261V52H262V46H261V49L259 48ZM259 50H258V51H259ZM0 51H1V50H0ZM20 51H22V50H20ZM20 51H19V52H20ZM38 51H39V50H38ZM46 51H44V52H46ZM54 51H55V50H54ZM54 51H53V52H54ZM67 51H68V50H67ZM90 51H91V50H90ZM93 51H94V50H93ZM113 51H114V50H113ZM127 51H128V50H127ZM154 51H155V50H154ZM163 51H164V50H163ZM165 51H166V48H165ZM165 51H164V52H165ZM181 51H182V50H181ZM219 51H220V50H219ZM249 51H250V50H249ZM263 51H264V50H263ZM4 52H5V50H4ZM8 52H9V51H8ZM12 52H10V53H12ZM24 52H25V51H24ZM24 52H23V53H24ZM26 52H27V51H26ZM47 52H48V51H47ZM47 52H46V53H47ZM62 52H63V51H62ZM65 52H66V51H65ZM87 52L89 53V50H88ZM97 52H98V51H97ZM133 52H135V51H133ZM133 52H130V51H129V52H128V55H129V53L132 54ZM158 52H159V51H158ZM168 52H169V51H168ZM193 52H194V51H193ZM203 52H204V51H203ZM203 52H202V53H203ZM212 52H214V51H212ZM212 52H211V53H212ZM216 52H218V51H216ZM216 52H215V53H216ZM224 52H225V51H223V53H224ZM239 52H240V51H239ZM6 53H7V52H6ZM6 53H5V54H6ZM10 53H9V55H10ZM13 53H15V51H14ZM16 53H17V52H16ZM20 53H21V52H20ZM29 53H30V55H31V52H30V51H29ZM34 53H35V52H34ZM54 53H55V52H54ZM54 53H53V54H54ZM66 53H68V52H66ZM111 53H112V52H111ZM119 53H121V51H119ZM119 53H118V54H119ZM125 53L127 54V52H125ZM143 53H144V52H143ZM145 53L147 54V52H145ZM150 53H151V51H150ZM150 53L148 52V54H150ZM175 53H176V52H174V55H175ZM177 53H178V52H177ZM181 53H182V52H181ZM187 53H191V52L189 51V52H187ZM198 53H199V52H198ZM205 53H206V52H205ZM218 53H219V52H218ZM221 53H222V52H221ZM225 53H227V51H226ZM240 53H242V52H240ZM247 53H248V51H247ZM247 53H246V54H247ZM249 53H250V52H249ZM252 53H253V52H252ZM0 54H1V53H0ZM2 54H3V52H2ZM50 54H51V53H50ZM53 54H52V56H53ZM63 54H64V52H63ZM85 54H86V53H85ZM92 54H93V52H92ZM94 54H95V53H94ZM109 54H110V53H109ZM126 54H125V55H126ZM140 54H141V52H140ZM140 54H139V55H140ZM148 54H147V56H148ZM152 54H153V53H152ZM154 54H155V53H154ZM164 54H165V53H164ZM166 54H167V53H166ZM182 54H183V53H182ZM185 54H186V52H185ZM193 54H194V53H193ZM199 54H200V53H199ZM254 54H255V53H254ZM11 55H12V54H11ZM13 55H14V54H13ZM17 55H18V54H17ZM21 55H22V54H21ZM27 55H28V53H27ZM40 55H41V54H40ZM40 55L38 54V56H40ZM47 55H48V54H47ZM47 55H46V56H47ZM97 55H98V53H97ZM97 55H96L95 57H97ZM112 55H113V53H112ZM115 55H116V54L114 53V56H115ZM119 55H120V54H119ZM134 55H135V54H134ZM141 55H142V54H141ZM143 55H144V54H143ZM162 55H163V54H162ZM162 55L160 54V56H162ZM203 55H204V53H203ZM211 55H212V54H211ZM215 55H216V54H215ZM215 55H214V56H215ZM224 55H225V54H224ZM248 55H249V54H247L246 56H248ZM1 56H2V55H1ZM35 56H37V54H36ZM54 56H55V55H54ZM70 56H72V54H70ZM86 56H87V55H86ZM88 56H89V54H88ZM106 56L108 57V55H106ZM135 56H136V55H135ZM150 56H155V55H150ZM150 56H149V57H150ZM160 56H159V57H160ZM163 56H164V55H163ZM170 56L173 57V55H171V51H170ZM177 56H179V55H177ZM186 56H187V55H186ZM192 56H193V55H192ZM209 56H210V55H209ZM225 56H226V58H227V56H229V54H227V55H225ZM231 56H232V55H231ZM231 56H229V57L231 58ZM237 56H238V55H237ZM237 56H236V57H237ZM242 56H243V55H242ZM249 56H251V54H250ZM2 57H3V56H2ZM4 57H5V56H4ZM40 57H41V56H40ZM40 57H39V58H40ZM48 57H49V55H48ZM57 57H58V56H57ZM59 57H62V55L59 56ZM59 57H58V58H59ZM63 57H64V56H63ZM73 57H74V56H73ZM75 57H78V56H75ZM95 57H94V58H95ZM110 57H111V55H110ZM112 57H113V56H112ZM118 57H119V56H118ZM118 57H117V58H118ZM165 57H166V56H165ZM165 57H164V58H165ZM167 57H169L168 54H167ZM167 57H166V58H167ZM181 57H183V56H181ZM187 57H188V56H187ZM204 57H205V56H204ZM207 57H208V56H207ZM6 58H7V59H6ZM6 58H4V59L8 60L9 57H6ZM15 58H16V57H15ZM15 58H14V59H15ZM18 58H19V57H18ZM18 58H16V59H18ZM30 58H31V57H30ZM30 58H29V60H30ZM46 58H47V57H46ZM70 58H71V57H70ZM85 58H86V57H85ZM88 58H89V57H88ZM98 58H99V57H97L96 59H98ZM136 58H137V57H136ZM138 58H139V57H138ZM140 58H142V57H140ZM140 58H139V59H140ZM143 58H144V57H143ZM153 58H154V57H153ZM173 58H174V57H173ZM190 58H191V57H190ZM201 58H202V57H201ZM208 58H209V57H208ZM216 58H217V57H216ZM230 58H229V59H230ZM261 58H262V57H261ZM12 59H13V58H12ZM37 59H38V58H37ZM37 59H36V60H37ZM48 59L51 60L52 58H48ZM60 59H61V58H60ZM68 59H69V57H68ZM74 59H75V58H74ZM134 59H135V58H134ZM134 59H133V60H134ZM159 59H160V58H159ZM159 59H158V60H159ZM193 59H194V57H193ZM193 59H192V60H193ZM195 59H197V58H195ZM199 59H200V58H199ZM203 59H205V58H203ZM220 59H223V56H222V58H220ZM220 59H218V61H220ZM239 59H241V58H239ZM254 59L256 60V58H254ZM23 60H24V58H23ZM25 60H26V59H25ZM38 60H39V59H38ZM52 60H53V59H52ZM57 60H58V59H57ZM63 60H64V59H63ZM98 60H99V59H98ZM108 60H109V59H108ZM133 60H132L131 62H133ZM135 60H136V59H135ZM135 60H134V61H135ZM146 60H147V59H146ZM166 60H167V59H166ZM166 60H165V61H166ZM177 60H178V59H177ZM183 60H184V59H183ZM183 60H182V61H183ZM206 60H207V58H206ZM206 60H205V61H206ZM213 60H215L214 57H213ZM11 61L13 62V60H10V62L8 61V63L10 64ZM43 61H44V59H43ZM55 61H56V60H55ZM55 61H52V62L54 63ZM59 61H60V60H59ZM61 61H62V60H61ZM109 61H110V60H109ZM140 61H141V60H140ZM142 61H143V59H142ZM165 61H164V63H166V64H167V62H169L168 60H167L166 62H165ZM173 61H174V59L172 60V62H173ZM187 61H189V59H187ZM194 61H195V60L191 61V63L194 62ZM201 61H202V59H201ZM207 61H208V60H207ZM221 61H222V60H221ZM223 61H224V60H223ZM223 61H222V62H223ZM253 61H254V60H253ZM259 61H261V60H259ZM259 61H257V62H259ZM3 62H4V61H3ZM5 62H6V61H5ZM16 62H17V61H16ZM21 62H24V61H21ZM36 62H37V61H36ZM38 62H39V61H38ZM73 62H74V61H72L71 65L73 64ZM96 62L98 63L99 61H96ZM126 62H127V61H126ZM144 62H145V61H144ZM161 62H162V61H161ZM172 62H171V64H172ZM183 62H184V61H183ZM251 62H252V61H251ZM251 62H250V63H251ZM24 63H25V62H24ZM24 63H23V64H24ZM45 63H46V61H45ZM74 63H75V62H74ZM97 63H96V64H97ZM109 63H110V62H109ZM112 63H113V62H112ZM122 63H123V62H122ZM133 63H134V62H133ZM157 63H158V62H157ZM196 63H197V62H196ZM196 63H195V64H196ZM200 63H202V62H200ZM223 63H224V62H223ZM225 63H226V62H225ZM250 63L248 62V64H250ZM261 63H262V62H261ZM1 64H3V63H1ZM1 64H0V67H1V69H2L3 66H1ZM11 64L14 65V62L11 63ZM18 64H19V63H18ZM26 64H27V63H26ZM32 64H33V62H32ZM32 64H31V65H32ZM57 64H58V63H57ZM63 64H64V63H63ZM77 64H79V63H77ZM77 64H76V67L78 68ZM98 64H99V63H98ZM138 64H139V63H138ZM166 64H165V65H166ZM168 64H169V63H168ZM168 64H167V65H168ZM176 64H177V63H176ZM183 64H184V63H183ZM183 64H181V65L183 66ZM198 64H199V62H198ZM198 64H197V65H198ZM204 64H205V63H204ZM204 64H203V65H204ZM256 64H257V63H256ZM259 64H260V63H259ZM262 64H264V63H262ZM262 64H261V65H262ZM3 65H4V64H3ZM45 65H46V64H45ZM55 65H56V64H55ZM69 65H70V64H69ZM108 65H109V64H108ZM118 65H119V63H118ZM118 65H117V67H118ZM131 65H132V64H131ZM134 65H135V64H134ZM140 65H141V62H140ZM169 65H170V64H169ZM178 65H180V63H178ZM189 65H190V64H189ZM193 65H194V64H193ZM193 65H191V66H193ZM215 65H216V64H215ZM217 65H218V63H217ZM217 65H216V67H217ZM220 65H221V64H220ZM223 65H224V64H223ZM226 65H228V64H225L224 66H226ZM244 65H245V63H244ZM9 66L12 67V65H9ZM14 66H16V65H14ZM14 66H13V67H14ZM33 66H34V65H33ZM35 66H36V64H35ZM38 66H39V65H38ZM41 66H43V63H42ZM41 66H40V67H41ZM58 66H59V64H58ZM74 66H75V65H74ZM99 66H100V65H99ZM106 66H107V64H106ZM109 66H110V65H109ZM114 66H116V65H114ZM120 66H122V65H120ZM128 66H130V65L128 64ZM141 66H143V65H141ZM147 66H148V65H147ZM149 66H151V65H149ZM158 66H159V65H158ZM161 66H162V64H161ZM211 66H213V65H211ZM230 66H231V64H230ZM251 66H252V65H251ZM257 66H258V65H257ZM16 67H17V66H16ZM26 67H27V65H26ZM60 67H61V63H60ZM76 67H75V68H76ZM80 67H81V65H80ZM97 67H98V65H97ZM135 67H136V65H135ZM163 67H164V65H163ZM166 67H168V66H166ZM170 67H173V65L170 66ZM208 67H209V65H208ZM240 67L242 68L241 65H240ZM246 67H247V66H246ZM246 67H245V68H246ZM4 68H5V67H4ZM6 68H7V64H6ZM6 68H5V69H6ZM17 68H19V66H18ZM22 68H23V66H22ZM22 68H21V69H22ZM30 68H31V67H30ZM52 68H53V67H52ZM54 68L57 69L56 67H54ZM75 68L72 67V69H75ZM92 68H93V66H92ZM118 68H119V67H118ZM121 68H123V67H121ZM121 68H120V69H121ZM132 68L134 69V67H132ZM142 68H143V67H142ZM158 68H159V67H158ZM190 68H191V67H190ZM198 68H200V65L198 66ZM205 68H207V67H205ZM245 68H244V71H245ZM247 68H248V67H247ZM257 68H258V67H257ZM11 69H12V68H11ZM32 69H33V68H32ZM39 69H41V68H39ZM39 69H38V70H39ZM49 69H50V67H49ZM68 69H69V68H68ZM72 69H71L70 71H72ZM99 69H100V68H99ZM144 69H147V68H144ZM170 69H171V68H170ZM183 69H184V68H183ZM196 69H197V68H196ZM207 69H208V68H207ZM212 69H213V68H212ZM214 69H215V68H214ZM227 69H228V68H227ZM236 69H237V68H236ZM259 69H260V68H259ZM34 70H35V69H34ZM44 70H45V68H44ZM58 70H59V69H58ZM58 70H57V71H58ZM77 70H78V69H77ZM124 70H125V69H124ZM124 70H122V71H124ZM136 70H137V68H136ZM139 70H141V68H139ZM139 70H138V71H139ZM155 70H156V69H155ZM168 70H169V69H168ZM178 70H179V69H178ZM181 70H182V69H181ZM185 70H186V67H185ZM204 70H205V69H204ZM208 70H209V69H208ZM208 70H206V71H208ZM224 70H225V69H224ZM3 71H4V70H3ZM5 71H6V70H5ZM5 71H4V72H5ZM7 71H9V70H7ZM7 71H6V72H7ZM10 71H11V70H10ZM10 71H9V73H8V76H9V74H10ZM16 71H18V70H16ZM19 71H20V70H19ZM23 71H24V70H23ZM27 71H28V69H27ZM57 71H56V72H57ZM66 71H67V74H68L69 71H68V70H66ZM91 71H92V70H91ZM93 71L95 72L96 70L93 69ZM130 71H131V70H130ZM138 71H137V73H138ZM147 71H148V70H147ZM156 71H157V70H156ZM159 71H161V69H160ZM214 71H216V70H214ZM222 71H223V70H222ZM222 71H220V73H221ZM244 71H243V72H244ZM246 71H247V70H246ZM261 71H262V70H261ZM12 72H14V71H11V73H12ZM45 72H46V71H45ZM59 72H60V71H59ZM74 72H75V74H76V71H75V70H74ZM77 72H78V71H77ZM96 72H97V71H96ZM111 72H112V71H111ZM111 72H110V73H111ZM124 72H125V71H124ZM140 72H141V71H140ZM194 72L196 73V70H195ZM194 72H193V73H194ZM197 72H198V71H197ZM238 72H239V71H238ZM243 72H242V74H243ZM17 73H18V72H17ZM37 73H39V72L37 71ZM43 73H44V72H43ZM50 73H51V72H50ZM61 73H62V71H61ZM69 73H70V72H69ZM84 73H87V70H86V71L84 70ZM131 73H133V72H131ZM156 73H157V72H156ZM156 73L154 72V75H155ZM161 73H162V75H163V72H161ZM178 73H179V72H178ZM183 73H184V72H183ZM222 73H223V72H222ZM222 73H221V74H222ZM224 73H225V72H224ZM0 74H1V73H0ZM3 74H4V73H3ZM3 74H2V75H3ZM20 74H21V72L18 74L19 77H20L19 79H21V77H22V79L25 78V77H23V76H20ZM22 74H24V73H22ZM35 74H36V71H34V75H35ZM47 74H49V73H47ZM52 74H53V73H52ZM55 74H57V73H55ZM55 74H54V77H53V75H52L53 80H54V78L56 77ZM91 74H92V73H91ZM94 74H95V73H94ZM101 74H102V73H101ZM104 74H105V73H104ZM121 74H123V73H121ZM168 74H169V72H168ZM197 74H198V73H197ZM197 74H196V75H197ZM214 74H215V73H214ZM13 75H14V74H12L11 76H9L10 79L13 78V77H12ZM27 75H28V74H27ZM39 75H40V74H39ZM41 75H42V74H41ZM41 75H40V76H41ZM85 75H86V74H85ZM97 75H98V74H97ZM106 75H108V73H106ZM119 75H120V74H119ZM156 75H157V74H156ZM170 75H171V74H170ZM190 75H191V74H190ZM192 75H193V74H192ZM203 75H204V73H203ZM205 75H206V74H205ZM207 75H208V74H207ZM209 75H210V74H209ZM215 75H216V74H215ZM239 75H240V74H239ZM254 75H255V74H254ZM256 75H259V74H256ZM14 76L17 77L16 74H15ZM24 76H25V75H24ZM28 76L30 77V75H28ZM28 76H26V77H27V78H26L27 83H28V81H29V80H27V79H28ZM44 76H46V75H44ZM48 76H49V75H48ZM70 76H71V75H70ZM82 76H84V75L82 74ZM87 76H88V74L86 75V77H87ZM92 76H93V75H92ZM95 76H96V75H95ZM150 76H151V75H150ZM150 76H149V77H150ZM193 76H194V75H193ZM200 76H201V75H200ZM200 76H199V78H200ZM242 76H243V75H242ZM242 76H241V79H243V78L245 79V77L243 76V78H242ZM251 76H252V75H251ZM259 76H260V75H259ZM4 77H5V76H4ZM16 77H15V78H16ZM37 77H39L38 74H37ZM37 77H36V78H37ZM60 77H61V80H60V78H59V80L62 81V74H61ZM71 77H72V76H71ZM77 77H78V76H77ZM77 77L74 76V77H72V78H77ZM79 77H80V76H79ZM84 77H85V76H84ZM114 77H115V76H114ZM135 77H136V76H135ZM135 77H134V80H135ZM144 77H145V76H144ZM162 77H163V76H162ZM162 77H161V78H162ZM167 77H168V76H167ZM167 77H166V78H167ZM180 77H181V76H180ZM184 77H186V76H184ZM184 77H183V79H184ZM187 77H188V78H185V79H189V76H187ZM218 77H221V76L218 75ZM236 77H237V76H236ZM252 77H253V80H255V79H254V76H252ZM6 78H7V75H6L5 79H6ZM15 78H14V79H15ZM17 78H18V77H17ZM31 78H32V77H31ZM31 78H30V79H31ZM34 78H35V76H34ZM46 78H47V79H50L51 76H49V78L46 76ZM56 78H57V77H56ZM89 78H90V77H89ZM108 78H109V77H108ZM121 78H122V76H121ZM138 78H139V77H138ZM138 78H137V79H138ZM141 78H142V76H141ZM161 78H160V79H161ZM192 78H193V77H192ZM239 78H240V77H239ZM256 78H258V76H256ZM260 78H261V76H260ZM260 78H259V79H260ZM7 79H9V78H7ZM19 79H18V80H19ZM39 79H40V78H39ZM39 79L37 78V80H39ZM41 79H42V81H43V75H42V78H41ZM41 79H40V80H41ZM47 79H46V80H47ZM63 79H64V78H63ZM116 79H118V76H117ZM116 79H115V81H116ZM169 79H170V78H169ZM204 79H205V78H204ZM204 79H203V80H204ZM208 79H209V76H208ZM208 79H207V80H208ZM210 79H211V78H210ZM220 79H221V78H220ZM224 79H225V78H224ZM241 79H240V80H241ZM2 80H3V79H2ZM2 80H1V81H2ZM40 80H39V81H40ZM55 80H57V79H55ZM66 80H67V79H66ZM72 80H73V79H72ZM75 80H76V79H75ZM77 80H78V79H77ZM92 80H93V78H92ZM102 80H104V78H103ZM120 80H121V79H120ZM139 80H140V78H139ZM141 80H142V79H141ZM149 80H150V78H149ZM149 80H148V81H149ZM162 80H163V79H162ZM162 80H161V81H162ZM180 80H182V78H181ZM191 80H193V79H191ZM207 80H206V81H207ZM211 80H212V79H211ZM213 80H214V77H213ZM250 80H252L251 77H250ZM250 80H249V81H250ZM1 81H0V82H1ZM3 81H5V80H3ZM9 81H10V80H9ZM15 81H16V80H15ZM19 81H20V80H19ZM30 81H31V80H30ZM33 81H34V80H33ZM39 81H38V85H37V84H36L37 86L35 85L36 87L39 86ZM51 81H52V80H51ZM73 81H74V80H73ZM81 81H82V80H81ZM109 81H110V78H109ZM117 81H118V80H117ZM117 81H116V82H117ZM130 81H131V80H130ZM135 81H136V80H135ZM161 81H160V82H161ZM173 81H174V78H173ZM176 81H178V80H175L174 82L177 83ZM189 81H190V80H189ZM189 81H188V82H189ZM217 81H218V80H217ZM238 81H239V80H238ZM244 81H245V80H244ZM256 81H257V79H256ZM259 81H262V80H259ZM5 82H7V81H5ZM31 82H32V81H31ZM36 82H37V81H36ZM36 82H35V83H36ZM55 82H57V81H55ZM69 82H71V80H70ZM74 82H75V81H74ZM85 82H86V81H85ZM87 82H88V81H87ZM93 82H95V81H93ZM93 82H92V85H93ZM104 82H105V81H104ZM106 82H107V80H106ZM122 82H123V79H122ZM160 82H159V83H160ZM170 82H171V80H170ZM174 82H172V83H174ZM179 82H180V81H179ZM179 82H178V83H179ZM186 82H187V81H185V84H186ZM207 82H208V81H207ZM207 82H206V83H207ZM214 82H215V81H214ZM224 82H225V81H224ZM226 82H227V81H226ZM226 82H225V84H226ZM233 82H234V80H233ZM240 82H241V81H240ZM252 82H253V81H252ZM257 82H258V81H257ZM1 83H2V82H1ZM9 83H11V82H8V83H6V84L9 85ZM14 83H15V82H14ZM17 83H18V82H17ZM57 83H58V82H57ZM63 83H64V80H63ZM63 83H62V84H63ZM66 83H67V82H66ZM66 83H65V84H66ZM77 83H78V82H77ZM80 83H81V82H80ZM83 83H84V82H83ZM117 83H118V82H117ZM140 83H142V82H140ZM168 83H169V82H168ZM172 83H171V85H172ZM180 83H181V82H180ZM190 83H192V81H191ZM199 83L201 84V81L198 82V85H199ZM215 83L217 84V82H215ZM254 83H256V82L254 81ZM2 84H3V83H2ZM6 84H5V85H6ZM11 84H12V83H11ZM11 84H10V87H11ZM32 84H33V83H32ZM40 84H41V83H40ZM48 84H49V83H48ZM62 84H61V85H62ZM65 84H63L64 87H65L66 85H69V84H66V85H65ZM115 84H116V83H114V85H115ZM118 84H119V83H118ZM207 84H208V83H207ZM219 84H221V83L219 82ZM230 84H231V83H230ZM236 84H239V83L236 82ZM251 84H252V83H251ZM259 84L261 85V83H259ZM3 85H4V84H3ZM19 85H20V84H19ZM24 85H25V84H24ZM33 85H34V84H33ZM46 85H47V83H46ZM53 85H55L54 82H53ZM56 85H57V84H56ZM59 85H60V83H59ZM75 85H76V84H75ZM99 85H100V84H99ZM101 85H102V83H101ZM101 85H100V86H101ZM105 85H106V83H105ZM109 85H110V84H109ZM114 85H113V86H114ZM119 85H120V84H119ZM131 85H132V84H131ZM136 85H137V82H136ZM151 85H152V84H151ZM173 85H174V84H173ZM183 85H184V84H183ZM189 85H190V84H189ZM217 85H218V84H217ZM222 85H223V84H222ZM227 85H228V83H227ZM234 85H235V83H234ZM240 85H241V84H240ZM240 85H239V86H240ZM257 85H258V84H257ZM16 86H17V84H16ZM22 86H23V84H22ZM25 86H26V85H25ZM28 86H29V85H28ZM43 86H44V85H43ZM49 86H50V84H49ZM82 86H83V85H82ZM82 86H81V88H83ZM116 86H117V84H116ZM121 86H122V83H121ZM121 86H120V87H121ZM129 86H130V85H129ZM129 86H128V87H129ZM134 86H135V84H134ZM156 86H157V85H156ZM156 86H155V87H156ZM180 86H181V85H180ZM185 86H186V85H185ZM185 86H184V87H185ZM187 86H188V85H187ZM201 86H202V84H201ZM220 86H221V85H220ZM1 87H4V86L1 85ZM8 87H9V86H8ZM10 87H9V88H10ZM30 87H31V86H30ZM50 87H51V86H50ZM69 87H70V86H68L67 88H69ZM73 87H74V86H73ZM79 87H80V85H79ZM85 87H86V86H85ZM89 87H90V86H89ZM95 87H97V86H95ZM105 87H106V86H105ZM108 87L110 88V86H108ZM131 87H132V86H131ZM135 87H136V86H135ZM138 87L140 88L139 85H138ZM141 87H142V86H141ZM155 87H154V88H155ZM167 87H168V86H166V88H167ZM173 87H174V86H173ZM173 87H172V89H171V87H170V89H171L170 91L173 90ZM175 87H176V86H175ZM190 87H191V86H190ZM198 87H199V86H198ZM198 87H197V88H198ZM225 87H226V86H225ZM227 87H228V86H227ZM253 87L255 88L256 86L254 85ZM258 87H259V86H258ZM263 87H264V86H263ZM6 88H7V86H6ZM6 88H3V90H4V89L6 90ZM16 88H17V87H16ZM19 88H20V87H19ZM32 88H34V86H33ZM38 88H39V87H38ZM38 88H36V90H38ZM40 88H41V87H40ZM46 88H47V86H46ZM46 88H42V89H46ZM53 88H54V87H53ZM61 88H62V87H61ZM61 88H59V89H61ZM101 88H102V87H101ZM106 88H107V87H106ZM109 88H108V89H109ZM112 88H113V87H112ZM124 88H125V87H124ZM143 88H144V87H143ZM180 88H183V87H180ZM211 88H212V87H211ZM13 89H14V86H13ZM42 89H41V91H42ZM49 89H50V88H49ZM89 89H90V88H89ZM97 89H98V88H96V90H97ZM114 89L116 90L115 87H114ZM117 89H118V88H117ZM128 89H129V88H128ZM130 89H131V88H130ZM157 89H158V88H157ZM167 89H169V87H168ZM167 89H166V95L169 94L168 91H167ZM186 89H187V88H186ZM198 89H199V88H198ZM200 89H201V88H200ZM200 89H199V90H200ZM202 89H203V88H202ZM212 89H213V88H212ZM215 89H216V88H215ZM220 89H221V88H220ZM220 89H219L218 91H220ZM256 89H258V88H256ZM256 89H255V90H256ZM3 90H2V91H3ZM5 90H4V91H5ZM11 90H12V87H11ZM16 90H17V89H16ZM24 90H26V89H24ZM27 90L29 91V87H28ZM33 90H35V89H33ZM47 90H48V89H47ZM65 90H66V89H65ZM94 90H95V89H94ZM110 90H112V89H110ZM115 90H113V91H115ZM122 90H123V87H122ZM124 90H125V89H124ZM251 90H252V89H251ZM261 90H262V89H261ZM38 91H39V90H38ZM38 91H37V92H38ZM52 91H53V90H52ZM58 91H59V90H58ZM61 91H63L64 94L66 93V92H64V90H61ZM66 91H67V90H66ZM76 91H77V90H76ZM100 91H101V90H100ZM108 91H109V90H108ZM108 91H107V92H108ZM126 91H127V90H126ZM138 91H139V89H138ZM147 91H148V90H147ZM170 91H169V92H170ZM210 91H211V90H210ZM256 91H257V90H256ZM256 91H255V92H256ZM0 92H1V90H0ZM10 92H11V91H10ZM16 92H17V91H16ZM18 92H19V91H18ZM18 92H17V93H18ZM24 92H27V91H24ZM29 92H31V91H29ZM32 92H33V91H32ZM43 92H46V91L44 90ZM49 92H51V91L49 90ZM49 92H48V94H50ZM101 92H102V91H101ZM107 92H106V93H107ZM121 92H122V91H121ZM144 92H145V88H144ZM158 92H159V91H158ZM172 92H173V91H172ZM172 92H171V93H172ZM20 93H21V91H20ZM20 93H19V94H20ZM34 93H35V92H34ZM51 93H52V92H51ZM58 93H59V92H58ZM63 93H61V94L63 95ZM68 93H69V92H68ZM68 93H67V95H69ZM111 93H112V92H111ZM145 93H146V92H145ZM145 93H143V94H145ZM156 93H157V91H156ZM164 93H165V92H164ZM167 93H168V94H167ZM215 93H217V92H215ZM230 93H231V92H230ZM236 93H237V92H236ZM238 93H239V92H238ZM262 93H263V92H262ZM7 94H9V93L7 92ZM26 94H27V93H26ZM38 94H40V93H38ZM45 94H46V93H44V95H45ZM52 94H53V98L57 96V95L54 96V93H52ZM55 94H56V92H55ZM71 94H72V92H71ZM76 94H78V93H76ZM104 94H105V93H104ZM107 94H109V93H107ZM107 94H106V95H107ZM138 94H139V93H138ZM146 94H147V93H146ZM149 94H150V93H149ZM157 94H158V93H157ZM176 94H177V92H176ZM178 94H179V93H178ZM218 94H219V93H218ZM240 94H241V93H240ZM243 94H244V92H243ZM249 94H251V93H249ZM1 95H3V94L1 93ZM15 95H16V93H15ZM22 95H23V94H22ZM22 95H21V96H22ZM40 95H41V94H40ZM42 95H43V94H42ZM44 95H43V97H44ZM58 95L60 96V94H58ZM84 95H86V93H84ZM87 95H88V94H87ZM89 95H90V94H89ZM93 95H95V93H94ZM93 95H92V97H93ZM101 95H102V94H100V96H101ZM112 95H113V94H112ZM112 95H111V97H112ZM117 95H118V94L116 93V96H117ZM124 95H125V92H124ZM150 95H151V94H150ZM150 95L148 96V98L151 97ZM153 95H154V94H152V96H153ZM159 95H160V92H159ZM164 95H165V94H164ZM166 95H165V97H166ZM179 95H182V94H179ZM214 95H215V94H214ZM253 95H255V94H252V96H253ZM259 95L261 96L262 94H259ZM21 96H20V97H21ZM46 96H48V95H45V97H46ZM75 96H76V95H75ZM95 96H96V95H95ZM98 96H99V95H98ZM103 96H105V95H102V97H103ZM107 96H108V95H107ZM126 96H127V94H126ZM156 96H157V95H156ZM156 96H155V97H156ZM188 96H189V95H188ZM190 96H191V95H190ZM196 96H197V95H196ZM198 96H199V95H198ZM207 96H208V95H207ZM220 96H221V95H220ZM244 96H245V95H244ZM4 97H6V96H4ZM8 97H9V96H8ZM8 97H6V98L9 99ZM13 97H14V96H13ZM17 97H18V96H17ZM17 97H16V99H17ZM22 97H24V96H22ZM22 97H21V98H22ZM30 97H31V96H30ZM37 97H38V95H37ZM62 97H63V96H62ZM72 97H73V95L71 96V98H72ZM84 97H85V96H84ZM109 97H110V95H109ZM129 97H130V96H129ZM137 97H139V96H137V94H136V98H137ZM142 97H143V96H142ZM161 97H162V96H161ZM169 97H170V95H169ZM191 97H193V96H191ZM216 97H217V96H215V98H216ZM241 97H242V95H241ZM254 97H255V96H253V98H254ZM258 97H259V96H258ZM0 98H1V97H0ZM14 98H15V97H14ZM25 98H26V97H24V98H22V99H25ZM33 98H34V97H33ZM33 98H32V99H33ZM35 98H36V97H35ZM41 98H42V97H41ZM46 98H47V97H46ZM48 98L50 99V101L52 100V98H50V96H48ZM60 98H61V97H60ZM66 98H68V97H66ZM76 98H77V97H76ZM88 98H89V97H88ZM115 98H117V97H115ZM134 98H135V97H134ZM174 98H175V96H174ZM185 98H186V97H185ZM185 98H184V99H185ZM201 98H202V96H201ZM201 98H200V99H201ZM226 98H227V97H226ZM226 98H225V99H226ZM11 99L13 100V98H11ZM22 99H20V100H22ZM36 99H37V98H36ZM44 99H45V98H44ZM56 99H58V98L56 97ZM102 99H103V98H101V100H102ZM105 99H106V98H105ZM128 99H130V98H128ZM138 99H139V98H138ZM138 99H137V100H138ZM163 99H164V97H163ZM196 99H197V98H196ZM196 99H195V100H196ZM217 99H218V97L216 98V100H217ZM231 99H232V97H231ZM247 99H248V96H247ZM2 100H3V98H2ZM5 100H6V99H5ZM5 100H4V104H5V102H6ZM9 100H10V99H9ZM25 100H26V99H25ZM25 100H24V101H25ZM27 100H28V99H27ZM29 100H30V99H29ZM40 100H41V99H40ZM42 100H43V98H42ZM54 100H55V98H54ZM63 100H65V99H62V101H63ZM72 100H73V99H72ZM77 100L79 101V99H77ZM85 100H86V99H85ZM113 100H114V99H113ZM126 100H127V98H126ZM146 100H147V99H146ZM155 100H156V98H155ZM169 100H171V99H169ZM187 100H189V99L186 98V102H183V103H186V104H187ZM191 100H192V99H191ZM209 100L211 101V99H209ZM238 100H239V99H238ZM248 100H250V98H249ZM248 100H246V101H248ZM255 100H256V99H255ZM31 101H32V100H31ZM33 101L36 102L37 100L33 99ZM43 101H45V103H47L46 100H43ZM50 101H49V102H50ZM56 101H57V100H55V102H56ZM59 101H60V100H59ZM65 101H66V100H65ZM65 101H64V102H65ZM67 101H68V100H67ZM74 101H75V100H74ZM74 101H73V102H74ZM83 101H84V99H83ZM92 101H93V100H92ZM94 101H95V100H94ZM104 101H105V100H104ZM104 101H103V102H104ZM106 101H107V100H106ZM114 101H115V100H114ZM116 101H117V100H116ZM135 101H136V100H135ZM138 101H140V100H138ZM148 101H149V100H148ZM172 101H173V100H171V102H172ZM198 101H199V99H198ZM212 101H213V100H212ZM226 101H227V100H225V102H226ZM241 101H242V100H241ZM243 101H244V100H243ZM7 102H8V101H7ZM15 102H16V101H15ZM15 102H13V103H15ZM26 102H27V101H26ZM39 102H40V101H39ZM52 102H53V101H52ZM64 102H63V103H64ZM80 102H82V100H81ZM84 102H85V101H84ZM87 102H88V100H87ZM87 102H86V103H87ZM89 102H90V100H89ZM131 102H132V101H131ZM154 102H155V101H154ZM163 102H164V101H163ZM165 102H166V101H165ZM165 102H164V103H165ZM195 102H197V100H196ZM208 102H209V101H208ZM213 102H215V100H214ZM250 102H251V101H250ZM250 102H249V105H250ZM259 102H260V101H259ZM8 103H9V102H8ZM13 103H12V104H13ZM18 103H19V102H18ZM18 103H15V104H18ZM22 103H24V102H22ZM57 103H58V101H57ZM77 103H78V102H76L75 104H77ZM117 103H118V102H116L115 105H117ZM129 103H130V102H129ZM164 103H163L162 107H164ZM183 103H182V104H183ZM192 103H193V102H192ZM217 103H218V102H217ZM233 103H235V102L233 101ZM241 103H242V102H241ZM241 103L238 104V105H242ZM251 103H252V102H251ZM2 104H3V103H2ZM9 104H10V103H9ZM9 104L7 105L8 107H9ZM20 104H21V103H20ZM30 104H33V102H31ZM34 104L36 105V103H34ZM34 104H33V105H34ZM42 104H43V102H42ZM42 104H41V105H42ZM53 104H54V103H53ZM53 104L51 103V106H54ZM60 104H62V103L59 102V105H60ZM69 104H71V103H68V105H69ZM83 104H84V103H83ZM87 104H88V103H87ZM99 104H100V103H99ZM101 104H102V101H101ZM105 104H106V103H105ZM131 104H132V103H131ZM142 104H143V103H142ZM168 104H170V103H168ZM174 104L176 105L175 101H174ZM186 104H185V105H186ZM188 104L190 105V103H188ZM211 104H212V103H211ZM246 104H247V103H246ZM253 104H254V103H253ZM253 104H251V106H252ZM5 105H6V104H5ZM10 105H11V104H10ZM33 105H32V106H33ZM35 105H34V106H35ZM38 105H39V104H38ZM44 105L47 106L46 104H44ZM68 105H67V106H68ZM72 105L75 106L74 104H72ZM111 105H112V104H111ZM115 105H114V106H115ZM120 105H121V104H120ZM175 105H174V106H175ZM226 105H227V104H226ZM7 106H6V107H7ZM15 106H17V105H15ZM34 106H33V107H34ZM49 106H50V103H49ZM64 106H66V105L64 104ZM67 106H66V108H67ZM76 106H77V105H76ZM96 106H97V105H96ZM96 106H95V108H96ZM99 106H100V105H99ZM99 106H98V107H99ZM114 106H113V107H114ZM117 106H119V105H117ZM126 106H127V105H126ZM129 106H130V105H129ZM140 106H141V105H140ZM140 106H139V107H140ZM167 106H169V105H167ZM176 106H177V105H176ZM182 106H184V105H182ZM198 106H199V105H198ZM216 106H217V105H216ZM224 106H225V105H224ZM235 106L237 107V105H235ZM242 106L244 107V103H243ZM11 107H12V106H11ZM13 107H14V106H13ZM17 107H18V106H17ZM17 107H16V109H17ZM20 107H21V106H20ZM22 107H23V106H22ZM36 107H38V106H36ZM39 107H40V106H39ZM55 107H59V106H56V104H55V106H54V107H51L50 109L52 110V108H55ZM68 107H69V106H68ZM90 107H93V109H94V106L91 105ZM98 107H97V108H98ZM121 107H122V105H121ZM162 107H161V105H160L161 110H162V109H165V108H162ZM207 107H208V104H207ZM226 107H228V106H226ZM239 107H240V106H239ZM239 107H238V109H239ZM254 107H255V106H254ZM0 108H1V107H0ZM3 108H4V107L1 108V113H2V111H5V112H6V110H7L8 113H9L8 108H7V109H3ZM40 108H44V107H40ZM63 108H64V107H63ZM84 108H85V107H84ZM84 108H83V109H84ZM118 108H120V107H118ZM122 108H123V107H122ZM148 108H150V107H148ZM168 108H169V107H168ZM211 108H212V107H211ZM245 108H246V107H245ZM251 108H252V107H251ZM29 109H30V108H29ZM48 109H49V108H48ZM50 109H49L48 111H51ZM59 109H61V105H60ZM64 109H65V108H64ZM69 109H71V108H69ZM85 109H86V108H85ZM85 109H84V111H85ZM99 109H100V108H99ZM101 109H102V106H101ZM112 109H113V108H112ZM112 109H110V110L112 111ZM116 109H117V108H116ZM137 109H138V108H137ZM151 109H152V108H151ZM156 109H157L156 112H158V111L160 110V109H158L157 107H156ZM171 109H172V108H171ZM190 109H191V108H190ZM213 109H214V108H213ZM222 109H223V108H222ZM231 109H232V108H231ZM242 109H244V108H242ZM248 109H249V108H248ZM255 109H256V108H255ZM263 109H264V108H263ZM10 110H11V109H10ZM12 110H14V109L12 108ZM24 110H25V107H24ZM27 110H28V109H27ZM42 110H43V109H42ZM42 110H41V113H43ZM74 110H75V109H74ZM110 110H109V111H110ZM165 110H166V109H165ZM205 110H206V108H205ZM226 110H227V109H226ZM228 110H229V108H228ZM257 110H258V109H257ZM19 111H20V109H19ZM22 111H23V110H22ZM30 111H31V109H30ZM48 111H47V112H48ZM54 111H58V110L56 109V110H54ZM59 111H60V110H59ZM66 111H67V110H66ZM72 111H73V110H72ZM75 111H76V110H75ZM93 111H94V110H93ZM95 111H96V110H95ZM99 111H100V110H98V112L96 111L97 113H95V116L99 113ZM101 111H102V110H101ZM103 111H104V110H103ZM106 111H108V110H106ZM131 111H133V112L135 113L134 110H131ZM140 111H141V110H140ZM140 111H139V113H140ZM179 111H181V110H179ZM179 111H178V113H180V115H181V112H179ZM182 111H183V110H182ZM201 111H202V110H201ZM210 111H211V110H210ZM215 111H216V110H215ZM223 111H225V110L223 109ZM236 111H238V110L236 109ZM239 111H240V110H239ZM241 111H242V110H241ZM11 112H12V111H10V113H11ZM13 112H14V111H13ZM17 112H18V111H17ZM17 112H16V113H17ZM20 112H21V111H20ZM20 112H19V114H21ZM28 112H29V111H28ZM78 112H79V111H78ZM88 112H89V110H88ZM90 112H91V110H90ZM114 112H115V111H114ZM114 112H113V113H114ZM160 112H161V111H160ZM160 112H159V113H160ZM162 112H164V111H162ZM162 112H161V113H162ZM165 112H166V111H165ZM165 112H164V113H165ZM173 112H174V110H173ZM173 112H172V113H173ZM203 112H204V110H203ZM220 112H221V109H220ZM228 112H229V111H228ZM3 113H4V112H3ZM30 113H31V112H30ZM30 113H29V114H30ZM33 113H34V112H33ZM35 113H36V112H35ZM41 113L38 114V115H41ZM51 113H53V111H52ZM86 113H87V112H86ZM107 113H108V112H107ZM121 113H122V114H121V117H122V115H123L124 113H123V112H121ZM126 113H128V112H126ZM131 113H132V112H131ZM149 113H150V112H149ZM183 113H184V112H183ZM230 113H231V111H230ZM242 113H243V112H242ZM12 114H13V113H12ZM12 114H11V115H12ZM14 114H15V113H14ZM14 114H13V115H14ZM19 114H18V116H19ZM27 114H28V113H27ZM31 114H32V113H31ZM31 114H30V115H31ZM55 114H56V113H55ZM58 114H59V112H57V115H58ZM68 114H69V110H68ZM72 114H73V113H72ZM87 114H88V116H89V113H87ZM90 114H92V112H91ZM132 114H133V113H132ZM132 114H131V116H132ZM136 114H138V113H136ZM152 114H153V113H152ZM152 114H151V115H152ZM154 114H155V113H154ZM154 114H153V115H154ZM162 114H163V113H162ZM188 114H189V113H188ZM204 114H205V112H204ZM211 114H212V112H211ZM225 114H226V113H225ZM227 114H228V113H227ZM238 114L242 115L240 112H239ZM5 115H7V113H6ZM9 115H10V114H9ZM16 115H17V114H16ZM23 115H24V111H23ZM43 115H44V114H43ZM43 115H41V117H42ZM45 115H46V113H45ZM48 115H50V114H48ZM51 115H52V114H51ZM59 115H60V114H59ZM59 115H58V116H59ZM64 115H66V114H64ZM76 115H77V114H76ZM85 115H86V114H85ZM98 115H99V114H98ZM100 115H101V113H100ZM103 115H104V112H103ZM108 115H109V114H108ZM108 115H105V116L107 117ZM118 115H119V114H118ZM126 115L128 116V115H130V114L128 113V114H126ZM156 115H158V114L156 113ZM168 115H169V114H168ZM172 115H175V112H174V114H172ZM177 115H178V114H177ZM189 115H190V114H189ZM189 115H187V117H188ZM191 115H192V114H191ZM195 115H196V113H195ZM229 115H230V114H229ZM245 115H246V114H245ZM28 116H29V115H28ZM28 116H26V117H28ZM33 116H34V115H33ZM33 116H32V118L35 119L36 116H34V117H33ZM55 116H56V115H55ZM55 116H54V117H55ZM71 116H72V115H71ZM83 116H84V114H83ZM90 116H91V115H90ZM90 116H89V117H90ZM101 116H102V115H101ZM115 116H116V115H115ZM127 116H126V117H127ZM133 116H134V115H133ZM146 116H149V115H146ZM185 116H186V114H185ZM226 116L228 117V115H226ZM226 116H225V118H226ZM232 116H233V114H231V117H232ZM257 116H258V114H257ZM262 116H263V115H262ZM0 117L3 118V115L0 116ZM11 117H13V116H11ZM22 117H23V116H22ZM30 117H31V116H30ZM37 117H39V116H37ZM46 117H47V116H46ZM52 117H53V116H52ZM60 117H61V116H60ZM63 117H64V116H63ZM80 117H82V115H81ZM92 117H94V116H92ZM102 117H103V116H102ZM116 117H117V116H116ZM118 117H119V116H118ZM126 117H125V116L123 117V119H125V121H126ZM139 117H140V120H142V119H141L142 116L139 115ZM149 117H151V116H149ZM162 117H163V116H162ZM175 117H176V116H175ZM177 117H178V118H181L182 115H181V117H179V116H177ZM198 117H199V116H198ZM245 117H246V116H245ZM247 117H248V116H247ZM250 117H251V116H250ZM2 118H0V119L2 120ZM7 118H8V117H7ZM9 118H10V116H9ZM14 118H15V117H14ZM17 118H18V117H17ZM19 118H20V116H19ZM19 118H18V119H19ZM43 118H44V116H43ZM43 118H42V119H43ZM65 118L67 119V117H65ZM65 118H63V119H65ZM73 118H74V116H73ZM75 118H76V117H75ZM82 118H83V117H82ZM99 118H100V116H99ZM99 118L97 119L98 121H99ZM151 118L153 119L154 116L151 117ZM159 118H160V117H159ZM191 118H193V117L191 116ZM215 118H216V117H215ZM215 118H214V119H215ZM233 118H234V117H233ZM262 118H263V117H262ZM5 119H6V116H5ZM18 119H17L16 121H18ZM38 119H39V118H38ZM47 119H48V118H47ZM53 119H54V118H53ZM55 119H57V116H56ZM60 119H61V118H60ZM71 119H72V117H71ZM90 119H91V117H90ZM94 119H96V117H95ZM129 119H131V118H129ZM170 119L173 120V118H170ZM193 119H194V118H193ZM195 119H196V118H195ZM195 119H194V120H195ZM206 119H207V118H206ZM228 119H229V117H228ZM240 119H241V118H240ZM244 119H245V118H244ZM244 119H243V120H244ZM257 119H258V118H257ZM25 120H26V118H25ZM27 120H28V118H27ZM39 120H40V119H39ZM43 120H44V119H43ZM67 120H68V119H67ZM77 120H78V117H77ZM84 120L86 121V118H85ZM87 120H88V117H87ZM92 120H93V119H91V122H92ZM97 120H95L96 123H97ZM102 120H103V118H102ZM106 120H107V118H106ZM160 120H161V118H160ZM165 120H166V119H165ZM179 120H180V119H179ZM182 120H183V118H182ZM194 120H193V121H194ZM196 120H197V119H196ZM207 120H208V119H207ZM209 120H210V118H209ZM224 120H225V119H224ZM230 120H231V119H230ZM234 120H235V119H234ZM246 120H247V119H246ZM253 120H254V119H253ZM5 121H6V120H5ZM5 121H4V122H5ZM20 121L22 122L21 118L19 119V122H20ZM23 121H24V120H23ZM36 121H37V119H36ZM36 121L33 120V122H36ZM49 121H50V119H49ZM53 121H54V120H53ZM69 121H70V120H69ZM80 121H82V120H79V122H80ZM100 121H101V119H100ZM120 121H121V120H120ZM127 121H128V120H127ZM135 121H136V120H135ZM149 121H150V120H148V122H149ZM151 121L153 122V120H151ZM166 121L168 122V120H166ZM186 121H187V120H186ZM204 121H205V120H204ZM219 121H220V120L217 121L218 124H219ZM228 121H229V120H228ZM232 121H233V120H232ZM250 121H251V120H250ZM261 121H262V120H261ZM10 122H11V121H10ZM12 122H13V121H12ZM24 122H25V121H24ZM26 122H27V121H26ZM45 122L47 123V121H43V123H45ZM75 122H76V121H75ZM75 122H74V123H75ZM107 122H108V121H107ZM107 122H105V123H107ZM172 122H173V121H172ZM172 122H171V123H172ZM187 122H188V121H187ZM196 122H197V121H196ZM221 122H222V121H221ZM235 122H237V121H235ZM247 122H248V120H247ZM247 122H246V123H247ZM255 122H257V120H256ZM259 122H260V121H259ZM5 123H6V122H5ZM5 123L3 124V126L5 125ZM7 123H8V122H7ZM36 123H37V122H36ZM39 123H40V121H39ZM43 123H42L41 125H44ZM53 123H54V122H53ZM62 123H63V122H62ZM64 123H65V120H64ZM108 123H109V122H108ZM112 123H113V121H112ZM119 123L121 124V122H119ZM150 123H151V122H150ZM161 123H162V122H161ZM165 123H166V122H165ZM214 123H215V122H214ZM214 123H212V124H214ZM244 123H245V122H244ZM244 123H243V124H244ZM257 123H258V122H257ZM261 123H263V122H261ZM16 124H17V123H16ZM28 124H29V123H28ZM32 124H33V123H32ZM48 124H49V123H48ZM77 124H78V123H77ZM83 124H84V122H83ZM87 124H88V123H87ZM135 124H138V123H135ZM135 124H134V126H136ZM139 124H140V123H139ZM144 124H146V122H144ZM148 124H149V123H148ZM148 124H147V125H148ZM166 124H167V123H166ZM173 124H174V122H173ZM194 124H195V122H194ZM209 124H210V123H209ZM218 124H217V126H219ZM227 124H229V123H227ZM241 124H242V123H241ZM0 125H2V124H0ZM6 125H8V124H6ZM24 125L28 128V125H26V123H25ZM53 125H54V124H53ZM65 125H66V124H65ZM69 125H71V124H69ZM72 125H73V124H72ZM75 125H76V124H75ZM92 125H93V127L95 126L94 124H92ZM99 125H100V124H99ZM101 125H102V124H101ZM106 125H107V124H106ZM123 125H124V124H123ZM155 125H156V124H155ZM159 125H160V124H159ZM168 125H169V124H168ZM202 125H203V124H202ZM230 125H231V124H230ZM256 125H257V124H256ZM13 126H14V125H13ZM20 126H21V125H20ZM20 126H19V127H20ZM22 126H23V125H22ZM22 126H21V127H22ZM29 126H31V125H29ZM32 126H35V125L33 124ZM73 126H74V125H73ZM73 126L71 127V131L75 129V128L72 129ZM107 126H109V124H108ZM110 126H111V125H110ZM121 126H122V125H121ZM121 126H119V127L121 128ZM128 126H129V125H128ZM134 126H133V127H134ZM137 126H139V125H137ZM141 126L143 127L144 125L142 124ZM166 126H167V125H166ZM15 127H18V125L15 126ZM46 127H47V126H46ZM57 127H58V126H57ZM59 127H60V125H59ZM62 127H63V126H62ZM79 127H80V125H79ZM93 127L90 126V128H93ZM95 127H96V126H95ZM131 127H132V125H131ZM133 127H132V128H133ZM153 127L155 128V126H153ZM183 127H184V126H183ZM186 127H187V126H186ZM190 127H191V126H190ZM204 127H205V126H203V128H204ZM206 127H207V126H206ZM206 127H205V128H206ZM209 127H210V126H209ZM242 127H243V126H242ZM257 127H259V126L257 125ZM0 128H2V127H0ZM4 128H8V127L5 126ZM4 128H3V129H4ZM11 128H12V127H11ZM11 128H8V129L11 130ZM22 128H23V127H22ZM24 128H25V127H24ZM41 128H43V127L41 126ZM41 128H39V129H41ZM44 128H45V125H44ZM48 128H49V127H48ZM60 128H61V127H60ZM60 128H59V129H60ZM68 128H69V127H68ZM76 128H77V127H76ZM82 128H83V127H82ZM86 128H88V127H86ZM97 128H98V126H97ZM100 128H101V127H100ZM100 128H99V129H100ZM102 128H103V127H102ZM110 128H112V126H111ZM120 128H119V130H120ZM136 128H137V127H136ZM138 128H139V127H138ZM144 128H147V127L145 126ZM144 128H143V129H144ZM184 128H185V127H184ZM192 128H193V127H192ZM198 128H199V126H198ZM207 128H208V127H207ZM207 128H206V129H207ZM223 128H224V127H223ZM223 128L221 127V130H222ZM229 128H230V126H229ZM229 128H228V129H229ZM232 128H234V127H232ZM246 128H247V127H246ZM8 129H7V130H8ZM18 129H19V131H20V128H18ZM18 129H17V130H18ZM28 129H29V128H28ZM35 129H36V128H34V130H35ZM39 129H38V130H39ZM50 129H51V130H50ZM53 129H55V128H53ZM53 129H52V128H49L50 131H53ZM65 129H66V126H65ZM78 129H79V128H78ZM84 129H85V128H84ZM88 129H89V128H88ZM127 129H128V128H127ZM162 129H163V126H162ZM206 129H205V130H206ZM225 129H226V128H225ZM225 129H224V131H225ZM235 129H236V128H235ZM240 129H241V127H240ZM5 130H6V129H5ZM22 130H24V129H22ZM29 130H30V129H29ZM36 130H37V129H36ZM42 130H43V129H42ZM60 130H61V129H60ZM67 130L70 131L69 129H66V131H67ZM75 130H76V129H75ZM82 130H83V129H82ZM90 130L92 131V129H90ZM94 130H95V129H94ZM94 130H93V131H94ZM109 130H110V129H109ZM124 130H125V126H124ZM136 130H137V129H136ZM136 130H134V131H136ZM140 130H141V129H140ZM148 130H149V129H148ZM148 130H147V131H148ZM202 130H203V129H202ZM1 131H4V130H1ZM8 131H9V130H8ZM12 131H13V130H12ZM15 131H16V130H15ZM40 131H41V130H40ZM40 131H39V132H40ZM58 131H59V130H58ZM61 131L63 132V130H61ZM68 131H67V132H68ZM71 131H70V134H71ZM77 131H78V130H77ZM96 131H97V130H96ZM96 131H95V133H96ZM99 131H100V130H99ZM111 131H112V129H111ZM128 131H129V130H128ZM158 131H159V129H158ZM165 131H166V127H165ZM181 131H182V130H181ZM186 131H187V133H188L189 130H185L184 133H186ZM191 131H192V130H191ZM241 131H243V129H241ZM246 131H247V130H246ZM25 132H26V129H25ZM25 132L23 131L22 133L24 134ZM28 132H29V131H28ZM31 132H32V131H31ZM35 132L38 133V131H35ZM42 132L45 134L44 131H42ZM47 132H48V130H47ZM47 132H46V136L49 137V135H47ZM116 132H117V131H116ZM125 132H126V130H125ZM154 132H155V131H154ZM154 132H153V133H154ZM161 132H162V131H161ZM197 132H199V131H197ZM238 132H239V131H238ZM4 133H5V132H4ZM4 133L2 132V134H4ZM20 133H21V132H20ZM51 133H52V132H51ZM63 133H65V132H63ZM77 133H78V132H77ZM82 133H83V132H82ZM97 133H98V132H97ZM112 133H113V131H112ZM141 133H142V132H141ZM145 133L148 134V132H145ZM156 133H157V132H156ZM159 133H160V132H159ZM173 133H174V132H173ZM176 133H178V131H177ZM179 133H180V131H179ZM182 133H183V132H182ZM187 133H186V134H187ZM194 133H196V131H195ZM219 133H220V132H218V134H219ZM239 133H241V132H239ZM12 134H13V133H12ZM34 134H35V133H34ZM34 134L32 133V135H34ZM40 134H41V133H40ZM74 134H75V132H74ZM91 134L93 135L94 133H91ZM101 134H102V133H101ZM119 134L121 135V133H119ZM126 134H127V133H126ZM164 134H165V133H164ZM164 134H162L163 136H162V135H161V136L164 137ZM197 134H198V133H197ZM232 134H233V132H232ZM241 134H242V133H241ZM5 135H6V134H5ZM7 135H8V134H7ZM7 135H6V137H7ZM24 135H25V134H24ZM36 135H37V134H36ZM51 135H52V134H51ZM51 135H50V136H51ZM58 135H59V134H58ZM65 135H67V134L65 133ZM80 135H81V134H80ZM82 135H83V134H82ZM84 135H85V134H84ZM89 135H90V134H89ZM92 135H90V136H92ZM107 135H108V134H107ZM124 135H125V134H124ZM124 135H123V136H124ZM151 135H152V134H150V136H151ZM158 135H159V134H158ZM182 135H183V134H182ZM193 135H194V134H193ZM208 135H209V134H208ZM208 135H207V136H208ZM215 135H216V134H215ZM258 135H259V134H258ZM11 136H12V135H11ZM14 136H16V138H17V135H14ZM14 136H13V137H14ZM28 136H29V135H28ZM37 136H38V135H37ZM37 136H36V137H37ZM43 136H44V135H43ZM52 136H53V135H52ZM69 136H70V135H69ZM78 136H79V135H78ZM86 136H88V135H86ZM115 136H116V133H115ZM144 136H145V135H144ZM150 136H149V137H150ZM152 136H153V135H152ZM176 136L178 137V135H176ZM191 136H192V135H191ZM198 136H199V135H198ZM227 136H228V135H227ZM253 136L255 137V134H254ZM259 136H260V135H259ZM262 136H263V134L261 135V137H262ZM3 137L5 138L4 135H3ZM8 137H9V136H8ZM8 137H7V138H8ZM23 137H24V136H23ZM48 137H47V138H48ZM62 137H63L62 139H64V136H62ZM67 137H68V136H67ZM84 137H85V136H84ZM94 137H95V135H94ZM104 137H105V135H103V140H102V141H104ZM111 137H112V136H110V138H111ZM136 137H137V136H136ZM155 137H156V135H155ZM182 137H183V136H182ZM192 137H193V136H192ZM195 137H196V136H195ZM239 137H240V136H239ZM257 137H258V136H256V139H257ZM7 138H6V140H7ZM9 138L11 139L12 137H9ZM9 138H8V139H9ZM25 138H27V136H26ZM33 138H34V137H33ZM37 138H38V137H37ZM44 138H46V137H44ZM49 138H50V137H49ZM52 138H53V137H52ZM72 138L75 139V137H73V134H72ZM90 138H91V137H90ZM112 138H113V137H112ZM116 138H117V140H118V136H117ZM119 138H120V136H119ZM122 138H123V137H122ZM124 138H125V137H124ZM127 138H128V137H127ZM140 138H141V137H140ZM142 138H143V137H142ZM147 138H148V137H147ZM147 138H146V139H147ZM158 138H159V137H158ZM173 138H174V137H173ZM184 138H185V137H184ZM233 138L236 139V137H234V136H233ZM240 138L243 139V136H241ZM244 138H245V137H244ZM252 138H253V137H252ZM259 138H260V137H259ZM259 138H258V139H259ZM10 139H9V140H10ZM12 139H14V138H12ZM20 139H21V137H20ZM22 139H23V138H22ZM22 139H21V140H22ZM29 139H30V138H29ZM41 139H43V137H42ZM59 139L61 140V138H59ZM80 139H81V138H80ZM80 139H78V140L81 141ZM92 139H93V138H92ZM105 139L107 140V138H105ZM132 139H133V138H132ZM135 139H136V138H135ZM135 139H134V140H135ZM137 139H139V138H137ZM137 139H136V140H137ZM156 139H157V137L155 138V141H156ZM182 139H183V138H182ZM182 139H181L180 141H182ZM3 140H5V139H3ZM3 140H2V141H3ZM6 140H5V141H6ZM15 140H16V139H15ZM25 140H26V139H25ZM30 140L32 141V139H30ZM30 140H29V142H30ZM35 140H36V139H35ZM48 140H49V139H48ZM50 140H51V138H50ZM70 140H71V139H70ZM86 140H87V139H86ZM90 140H91V139H90ZM90 140H88V141H90ZM96 140H98V136H97ZM109 140H110V139H109ZM123 140H125V139H123ZM148 140H150V139H148ZM151 140H152V138H151ZM160 140L162 141L161 138H160ZM163 140H164V139H163ZM172 140H173V139H172ZM198 140L200 141L199 138H198ZM205 140H206V139H205ZM210 140H211V138H210ZM227 140H228V139H227ZM231 140H232V139H231ZM19 141H20V140H19ZM33 141H34V140H33ZM66 141H68V139H67ZM84 141H85V140H84ZM92 141H93V140H92ZM119 141H120V140H119ZM128 141H130V140H128ZM128 141H127V142H128ZM166 141H167V140H166ZM234 141H235V140H234ZM234 141L232 140V143H233ZM256 141H259V140H256ZM256 141H255V142H256ZM7 142H8V141H7ZM35 142H36V141H35ZM47 142H48V141H47ZM49 142H50V141H49ZM56 142L58 143V141H56ZM61 142H62V141H60L59 143L61 144ZM63 142H64V141H63ZM86 142H87V141H86ZM86 142H84V143H83V142H80V144L83 143V145L86 146V145H85ZM108 142H109V141H108ZM112 142H113V141H112ZM117 142H118V141H117ZM124 142H125V141H124ZM144 142H146V141H144ZM144 142H142V143H144ZM150 142H152V141H150ZM158 142H159V140H158ZM168 142H169V141H168ZM178 142H179V141H178ZM208 142H209V141H208ZM212 142H213V141H212ZM238 142H239V141H238ZM260 142H262V141H260ZM9 143H10V142H9ZM20 143H22V141H21ZM25 143H26V142H25ZM38 143H39V142H38V140H37V144H38ZM40 143H41V141H40ZM59 143H58V144H59ZM64 143H65V142H64ZM66 143H67V142H66ZM87 143H88V142H87ZM87 143H86V144H87ZM93 143H94V142H93ZM109 143H110V142H109ZM120 143H122V142L120 141L119 144H120ZM125 143H126V142H125ZM125 143H122V144H125ZM131 143H132V142H131ZM153 143H154V142H153ZM153 143H152V144H153ZM172 143H173V141H172ZM179 143H180V142H179ZM186 143H187V142H186ZM199 143H200V142H199ZM204 143H205V142H204ZM256 143H257V142H256ZM256 143H255V144H256ZM262 143H263V142H262ZM12 144H13V142H12ZM14 144H17V143H14ZM30 144L33 145L32 143H30ZM48 144H49V143H48ZM54 144H55V142H54ZM60 144H59V146H60ZM78 144H79V142H78ZM78 144H77V145H78ZM117 144H118V143H117ZM117 144L115 143L116 146L114 145V147H116V148L118 149ZM119 144H118V145H119ZM150 144H151V143H150ZM159 144H160V142H159ZM195 144H197V143H195ZM207 144H208V143H207ZM213 144H214V143H213ZM213 144H212V145H213ZM225 144H226V143H225ZM263 144H264V143H263ZM4 145H6V144H4ZM28 145H29V143L27 144V146H28ZM34 145H35V144H34ZM62 145H63V143H62ZM62 145H61V147H63ZM83 145H82V146H83ZM89 145H90V143H89ZM99 145H100V147H101V143H99ZM109 145H110V144H109ZM120 145H121V144H120ZM120 145H119V146H120ZM125 145H126V144H125ZM125 145H123V146H125ZM143 145L145 146V144H142L141 146H143ZM153 145H154V144H153ZM205 145H206V144H205ZM223 145H224V143H223ZM223 145H222V146H223ZM259 145H260V144L258 143V146H259ZM1 146H2V144H1ZM7 146H9V145L7 144V145H6V148H7ZM12 146H13V145H12ZM18 146H20V147L23 146V147H24V144L19 145V143H18ZM27 146H26V148L28 149ZM40 146H41V144H40ZM44 146H45V145H44ZM49 146H50V145H49ZM51 146H53V145H51ZM59 146H58V148H59ZM82 146L79 145L78 148H79V147H82ZM87 146H88V145H87ZM103 146H104V145H103ZM123 146H122V147H123ZM126 146H127V145H126ZM144 146H143V147H144ZM156 146H157V145H156ZM161 146H162V145H161ZM164 146H165V145H163V147H164ZM170 146H171V145H170ZM177 146H178V145H177ZM187 146H188V145H187ZM206 146H207V145H206ZM258 146L255 145V147H258ZM260 146H261V145H260ZM42 147H43V146H42ZM96 147H98V144H97L94 148H96ZM104 147H105V146H104ZM106 147H107V144H106ZM114 147H112V148H114ZM154 147H155V146H154ZM154 147H153V148H154ZM183 147H184V146H183ZM188 147H189V146H188ZM190 147H191V146H190ZM190 147H189V148H190ZM196 147H197V146H193L192 148L195 149ZM199 147H200V146H199ZM213 147H214V146H213ZM215 147H216V146H215ZM224 147H226V146H224ZM0 148H1V147H0ZM4 148H5V147H4ZM9 148H10V146H9ZM13 148H14V147H13ZM46 148H47V147H46ZM51 148H52V147H51ZM51 148H50V149H51ZM55 148H56V146H55ZM55 148H53V149H55ZM63 148H64V147H63ZM88 148H90V146H88ZM107 148H108V147H107ZM107 148H106V149H107ZM131 148H132V147H131ZM137 148H138V147H137ZM145 148H146V147H145ZM153 148H152V149H153ZM159 148L161 149V147H159ZM185 148H186V147H185ZM189 148H188V150H189ZM217 148H218V147H217ZM222 148H223V147H221V149H222ZM24 149H25V147H24L22 150H24ZM32 149H34V148H32ZM50 149L47 150V151H50ZM60 149H61V148H60ZM67 149H68V148H67ZM67 149H66V150H67ZM76 149H77V148H76ZM76 149H74V151H75ZM83 149H84V148H83ZM98 149H99V147H98ZM124 149H126V148H124ZM138 149H139V148H138ZM214 149H215V148H214ZM238 149H239V148H238ZM238 149H237V150H238ZM251 149H252V148H251ZM262 149H263V148H262ZM6 150L8 151V148H7ZM25 150H26V149H25ZM42 150H43V149H42ZM51 150H52V149H51ZM102 150H103V148H102ZM102 150H101V153H102ZM104 150H105V149H104ZM136 150H137V149H136ZM142 150H143V149H142ZM166 150H167V149H166ZM168 150H170V149H168ZM171 150H172V149H171ZM190 150H191V149H190ZM216 150H217V149H216ZM229 150H230V149H229ZM234 150H235V149H234ZM237 150H236V151H237ZM254 150H255V148H254ZM254 150H253V152H254ZM0 151H1V150H0ZM14 151H15V150H14ZM28 151H29V150H28ZM28 151H27V152H28ZM38 151H39V150H38ZM43 151H45V148H44ZM57 151H59V149H58ZM60 151H61V150H60ZM77 151H78V150H77ZM82 151H84V150H82ZM82 151H81V152H82ZM89 151H90V150H89ZM105 151H106V150H105ZM114 151H115V150H114ZM114 151H113V152H114ZM129 151H130V150H129ZM133 151H134V149H133ZM138 151H139V150H138ZM143 151H144V150H143ZM175 151H176V150H175ZM175 151H174V152H175ZM195 151H196V150H195ZM221 151H222V150H221ZM223 151H225V150H223ZM223 151H222V152H223ZM245 151H246V150H245ZM249 151H250V147H249ZM255 151H256V150H255ZM1 152H2V151H1ZM9 152H11V150H10ZM20 152H21V151L19 150L18 153H20ZM35 152H36V151H35ZM41 152H42V151H41ZM63 152H64V150L61 151V153H63ZM85 152H86V151H85ZM85 152H84V153H85ZM98 152H99V151H98ZM111 152H112V151H111ZM115 152H116V151H115ZM150 152H151V151H150ZM153 152H154V151H153ZM162 152H163V151H162ZM162 152H161V153H162ZM170 152H171V151H170ZM189 152H190V151H189ZM196 152H197V151H196ZM218 152H219V150H218ZM218 152H217V153H218ZM222 152H219V153H222ZM246 152H248V151H246ZM250 152H251V151H250ZM250 152H249V153H250ZM2 153L4 154L5 152H2ZM16 153H17V152H16ZM29 153H30V152H29ZM29 153H28V154H29ZM38 153H39V152H38ZM44 153H45V152H43V154H44ZM51 153H52V152H51ZM54 153L57 154L55 151H54ZM58 153H59V152H58ZM61 153H60V154H61ZM67 153L69 154V151H68ZM74 153H75V152H74ZM74 153H73V154H74ZM125 153H126V152H125ZM125 153H124V154H125ZM135 153H138V152L135 151ZM140 153H141V152H140ZM156 153H157V150H156ZM156 153H155V156H156ZM177 153H178V152H175V154H177ZM219 153H218V154H219ZM226 153H227V152H226ZM237 153H238V152H237ZM240 153H244V152H240ZM6 154H7V153H6ZM12 154H13V151H12ZM12 154H11V155H12ZM20 154H21V153H20ZM20 154H19L18 156L23 155V153H22L21 155H20ZM25 154H26V153H24V155H25ZM34 154H35V153H34ZM43 154H41V155H43ZM46 154H47V152H46ZM52 154H53V153H52ZM64 154H65V153H64ZM71 154H72V153H71ZM71 154H70L69 156H71ZM77 154H78V153H77ZM77 154H76V155H77ZM79 154H81V153H79ZM82 154H83V153H82ZM85 154L87 155V153H85ZM90 154H91V153H90ZM94 154H95V153H94ZM102 154L104 155V153H102ZM113 154H114V153H113ZM132 154H133V153H132ZM141 154H142V153H141ZM149 154H150V153H149ZM152 154H153V153H152ZM152 154H151V155H152ZM168 154H169V152H167V155H168ZM171 154H172V153H171ZM185 154H186V153H185ZM197 154H198V153H197ZM222 154H223V153H222ZM231 154H232V152H231ZM36 155H37V153H36ZM61 155H62V154H61ZM114 155H115V154H114ZM172 155H173V154H172ZM183 155H184V154H183ZM187 155H188V154H187ZM204 155H205V154H204ZM225 155H227V154H225ZM237 155H238V157H239V154H237ZM241 155H243V154H241ZM258 155H259V154H258ZM2 156H4V155H2ZM9 156H10V153H9ZM28 156L31 157L30 154H29ZM43 156H44V155H43ZM48 156H49V155H48ZM53 156H54V154H53ZM63 156H65V155H63ZM66 156H68V155L66 154ZM78 156H79V155H78ZM95 156H96V154H95ZM95 156L93 155L94 158H95ZM97 156H98V155H97ZM99 156H101V155H99ZM142 156H143V154H142ZM147 156H148V153H147ZM159 156L163 157V156L160 155V154H159ZM176 156H177V155H176ZM190 156H191V155H190ZM235 156H236V155H235ZM252 156H253V155H252ZM6 157H7V156H6ZM21 157H22V156H21ZM35 157H36V156H35ZM51 157H52V156H51ZM57 157H58V156H56V158H57ZM73 157H74V155H73ZM79 157H80V156H79ZM79 157H78V158H79ZM113 157H114V156H112V158H113ZM128 157H129V156H128ZM133 157H134V155H133ZM150 157L152 158V156H150ZM203 157H204V156H203ZM221 157H222V156H221ZM236 157H237V156H236ZM248 157H249V156H248ZM0 158H1V157H0ZM4 158H5V157H4ZM16 158H17V157H16ZM22 158H23V157H22ZM26 158H27V157H26ZM33 158H34V157H33ZM36 158H38V157H36ZM39 158H40V156H39ZM54 158H55V157H54ZM56 158H55V159H56ZM58 158H59V157H58ZM82 158H83V156H82ZM89 158H90V157H89ZM99 158H100V157H99ZM101 158H102V157H101ZM110 158H111V155H110ZM122 158H124V157H122ZM125 158H126V157H125ZM125 158H124V159H125ZM130 158H131V157H130ZM147 158H148V157H147ZM151 158H149V159H151ZM169 158H170V160H171V157H169ZM173 158H174V156H173ZM184 158H185V157H184ZM186 158H187V157H186ZM204 158H205V157H204ZM211 158H212V157H211ZM1 159H2V158H1ZM5 159H6V158H5ZM10 159H11V158H10ZM17 159H18V158H17ZM41 159H42V158H41ZM51 159H52V158H51ZM62 159H63V157H62ZM73 159H74V158H73ZM73 159H72V161H73ZM75 159H76V158H75ZM86 159H87V156H86ZM86 159H85V160H86ZM131 159H132V158H131ZM136 159H137V158H136ZM156 159H158V155H157V158H156ZM166 159H167V158H166ZM188 159H189V158H188ZM212 159H213V158H212ZM212 159H211V161H212ZM221 159L224 160V157H223V158H220V161H221ZM235 159H237V158H235ZM235 159H233V162H232V163H235V162H236V161L234 162ZM242 159H243V157H242ZM261 159H262V158H261ZM3 160H4V159H3ZM18 160H19V159H18ZM18 160H17V161H18ZM34 160H35V159H34ZM34 160L32 159V160L30 161V163H32ZM38 160L40 161V162H38V164L40 165L41 160H40V159H38ZM43 160H44V159H43ZM58 160H61V158L58 159ZM97 160H98V159H97ZM106 160H107V159H106ZM118 160H121V159L118 158ZM125 160H126V159H125ZM127 160H128V159H127ZM142 160H143V157H142ZM168 160H169V159H168ZM175 160H176V158H175ZM182 160H183V159H182ZM184 160H185V159H184ZM215 160L217 161V158H216ZM238 160H239V159H238ZM5 161H6V160H5ZM7 161L9 162L8 159H7ZM7 161H6V163H7ZM26 161H29V160H26ZM54 161H55V160H54ZM54 161H53V162H54ZM91 161L93 162V160H92V156H91ZM95 161H96V158H95ZM109 161H110V162H106V161H105V163H106V164H109V163H110L109 165H111L112 162H111L110 159H109ZM128 161H129V160H128ZM135 161H136V160H135ZM135 161H134L133 163H135ZM152 161H153V159H152ZM155 161H156V160H155ZM161 161H162V160H161ZM163 161H164V159H163ZM171 161H172V160H171ZM189 161H190V160H189ZM191 161H193V159H192ZM196 161H197V160L195 159V162H196ZM198 161H199V160H198ZM230 161H232V160H230ZM239 161H240V160H239ZM249 161H250V160H249ZM252 161H253V159H252ZM0 162H1V161H0ZM11 162H12V159H11ZM14 162H15V161H13L12 163L14 164ZM42 162L44 163V161H42ZM49 162H50V160H49ZM49 162H48V163H49ZM55 162H56V163H53V164H57V160H56ZM73 162H74V161H73ZM75 162H76V160H75ZM89 162H90V161H89ZM98 162H99V161H98ZM115 162H117V160L114 161V165L116 166L117 164H115ZM149 162H150V161H149ZM156 162H157V161H156ZM176 162H177V161H176ZM185 162H186V161H185ZM185 162H184V163H185ZM209 162H210V161H209ZM228 162H229V161H228ZM1 163H2V162H1ZM1 163H0V165H1ZM3 163H4V162H3ZM6 163H5V164H6ZM43 163H42V164H43ZM48 163H46V165H47ZM70 163H72V162L70 161ZM87 163H88V162H87ZM90 163H91V162H90ZM118 163L120 164V161H118ZM136 163H137V162H136ZM140 163H141V161H140ZM172 163H173V162H172ZM181 163H182V162H181ZM181 163H180V164H181ZM189 163H190V162H189ZM189 163H188V164H189ZM196 163L199 164L198 162H196ZM212 163H213V162H212ZM245 163H246V162H244V164H245ZM258 163H259V161H258ZM7 164H8V163H7ZM10 164H11V163H10ZM15 164H17V162H16ZM15 164H14V166H15ZM25 164H26V163H25ZM44 164H45V163H44ZM49 164H51V163H49ZM76 164H77V163H76ZM76 164H74V165L76 166ZM95 164H96V166H99V164L97 165V162H95ZM106 164H105V165H106ZM121 164H122V163H121ZM124 164H125V163H124ZM126 164H127V163H126ZM129 164H130V163H129ZM129 164H127V165H129ZM182 164H183V163H182ZM182 164H181V165H182ZM207 164H208V162H207ZM213 164H216V163H213ZM217 164H218V163H217ZM11 165H12V164H11ZM23 165H24V163H23ZM23 165H22V166H23ZM34 165H35V164H34ZM34 165H32V166H34ZM39 165H37V168H38ZM85 165H86V163H85ZM85 165H83V166H85ZM87 165H88V164H87ZM105 165H103V166H105ZM109 165H108V166H109ZM127 165H126V166H127ZM145 165L148 166V164H145ZM154 165H155V162H154ZM229 165H231V167H232V164L229 163ZM237 165H238V163H237ZM237 165H236V167H238ZM246 165H248V163L245 164V167H247ZM2 166H3V164H2ZM29 166H30V165L28 164V167H29ZM32 166H30V167H32ZM47 166H48V165H47ZM53 166H54V165H53ZM64 166H67V165H64ZM79 166H80V164L78 165V167H79ZM81 166H82V164H81ZM93 166H94V165H93ZM96 166H95V167H96ZM100 166H101V165H100ZM100 166H99V168H100ZM108 166H107V167H108ZM112 166H113V165H112ZM126 166H125V168H127ZM136 166H137V165H136ZM152 166H153V165H152ZM207 166H208V165H207ZM212 166H213V165H212ZM225 166H226V165H225ZM249 166H250V165H249ZM7 167H9V164H8ZM7 167H6V168H7ZM49 167H50V166H49ZM58 167H59V166H58V164H57V168H58ZM72 167H73V165H72ZM85 167H86V166H85ZM95 167H94V168H95ZM109 167H110V166H109ZM118 167H119V165H118ZM121 167H122V166H121ZM131 167H132V166H131ZM140 167H141V166H140ZM153 167H154V166H153ZM156 167H157V166H156ZM158 167H159V166H158ZM166 167H167V166H166ZM173 167H174V166H173ZM197 167H198V166H197ZM197 167H196V168H197ZM226 167H227V166H226ZM228 167H229V166H228ZM0 168H1V166H0ZM12 168H14V167H12ZM19 168H20V167H19ZM24 168H25V166H24ZM24 168L22 167L23 170H24ZM39 168H40V167H39ZM53 168H54V167H53ZM96 168H97V167H96ZM103 168H104V167H103ZM105 168H106V166H105ZM105 168H104V169H105ZM122 168H124V167H122ZM125 168H124V169H125ZM129 168H130V167H129ZM167 168H168V167H167ZM170 168H171V167H170ZM175 168H176V167H175ZM175 168H174V170H175V172H177ZM198 168H199V167H198ZM204 168H205V167H204ZM213 168H214V167H213ZM242 168H243V166H242ZM249 168H250V167H249ZM14 169H15V168H14ZM30 169H31V168H30ZM44 169H45V168H44ZM44 169H43V170H44ZM46 169H47V168H46ZM54 169H56V168H54ZM59 169H60V167L58 168V170H59ZM61 169H62V167H61ZM68 169H69V171H70V170H72L73 168H71V167L69 168V167H68ZM68 169H67V171H68ZM75 169H76V168H75ZM83 169H84V168H83ZM91 169H92V168H91ZM97 169H98V168H97ZM110 169H111V168H110ZM132 169H133V168H132ZM134 169H136V168H134ZM149 169H151V168H149ZM154 169H157V168H154ZM209 169H210V168H209ZM214 169H215V168H214ZM227 169H228V168H227ZM1 170H2V169H1ZM3 170H5V169L3 168ZM28 170H29V169H27V171H28ZM31 170H32V169H31ZM35 170H36V169H35ZM43 170H42V171H43ZM73 170H74V169H73ZM78 170H81V169H78ZM108 170H109V169H108ZM108 170H107V171H108ZM129 170H130V169H129ZM137 170H138V169H137ZM137 170H136V171H137ZM143 170H144V168H143ZM151 170H152V169H151ZM184 170H185V169H184ZM205 170H206V169H205ZM232 170H233V169H232ZM239 170H240V168H239ZM246 170H247V169H246ZM9 171H10V169H9ZM48 171H49V170H48ZM50 171H51V170H50ZM52 171H53V170H52ZM52 171H51V172H52ZM54 171H56V170H54ZM67 171H66V173H67ZM74 171H75V170H74ZM83 171H85V170H83ZM83 171H81V172H83ZM94 171H95V170H94ZM104 171H105V170H104ZM112 171H114V169H112ZM115 171H116V170H115ZM124 171H125V170H124ZM130 171H131V170H130ZM138 171H139V170H138ZM171 171H172V170H170V172H171ZM193 171L197 172L198 169H197V171H196V170H193ZM215 171H216V170H215ZM221 171H222V170H221ZM224 171H225V170H224ZM229 171H230V169H229ZM229 171H227V173H228ZM234 171H235V170H234ZM242 171H245V170L243 169ZM242 171H241V173H242ZM249 171H250V170H248L247 172H249ZM254 171H255V169H254ZM2 172H4V171H2ZM7 172H8V170H6V171L4 172V173H6V176H8V175H7ZM25 172H26V171H25ZM28 172H29V171H28ZM30 172H31V171H30ZM33 172H34V170H32V173H33ZM35 172H36V171H35ZM40 172H41V171L39 170V174H40ZM46 172H47V171H46ZM46 172H44V173H46ZM57 172H58V171H56V173H57ZM59 172H60V171H59ZM59 172H58V174H56V176H57V175L60 176V175H59ZM61 172H62V171H61ZM64 172H65V170H64ZM72 172H73V171H72ZM85 172H86V171H85ZM125 172H126V171H125ZM133 172H135V171H133ZM146 172H147V171H146ZM158 172H159V169H158ZM180 172H181V170H180ZM245 172H246V171H245ZM42 173H43V172H42ZM52 173H54V172H52ZM68 173L70 174V172H68ZM75 173H76V172H75ZM75 173H73V174H75ZM78 173H79V172H78ZM83 173H84V172H83ZM107 173L109 174L110 172L108 171ZM118 173H120V172H118ZM130 173H131V172H130ZM148 173L150 174V172H148ZM171 173H172V172H171ZM171 173H170V174H171ZM220 173H222V172H220ZM239 173H240V172H239ZM239 173H238V174H239ZM250 173H251V172H250ZM2 174H3V173H2ZM11 174H12V172H11ZM29 174H30V173H29ZM39 174H38V175H39ZM50 174H51V173H50ZM50 174H49V175H50ZM54 174H55V173H54ZM61 174H62V173H61ZM73 174H72V175H73ZM80 174H81V173H80ZM87 174H89V172H87ZM103 174H104V173H103ZM110 174H111V173H110ZM121 174H122V171H121ZM152 174H153V173H152ZM174 174H175V173H174ZM183 174H184V173H183ZM185 174H186V173H185ZM187 174H189V173H187ZM193 174H194V173H193ZM203 174H204V173H203ZM208 174H209V173H208ZM228 174H229V173H228ZM228 174H227V175H228ZM231 174H232V173H231ZM234 174H235V173H233V175H234ZM3 175H4V174H3ZM20 175H21V174H20ZM20 175H19V176H20ZM35 175L37 176L36 173H35ZM35 175H33V176H35ZM116 175H117V174H116ZM138 175H139V174H138ZM140 175H142V173H141ZM154 175H155V174H154ZM158 175H159V174H158ZM158 175H157V177L159 178ZM219 175H221V174H219ZM245 175H247V174H245ZM1 176H2V175H1ZM4 176H5V175H4ZM6 176H5V177H6ZM17 176H18V174H17ZM19 176H18V177H19ZM23 176H24V175H23ZM26 176H27V175H26ZM28 176H30V175H28ZM39 176L42 177L41 175H39ZM43 176H44V174H43ZM46 176H47V177H50V176H48V175H46ZM63 176L65 177V173L63 174ZM63 176H62L61 178H63ZM66 176H67V175H66ZM75 176H76V175H75ZM84 176H86V175L84 174ZM84 176H83V178H84ZM87 176H88V175H87ZM89 176H90V175H89ZM101 176H102V174H101ZM103 176H105V175H103ZM130 176H131V175H130ZM132 176L135 177L134 175H132ZM132 176H131V177H132ZM142 176H143V175H142ZM146 176H149V175L146 174ZM146 176H145V178H146ZM152 176H153V175H152ZM182 176H183V175H182ZM182 176H181L180 178H183ZM185 176H186V175H185ZM221 176H222V175H221ZM239 176H240V175H239ZM248 176H249V175H248ZM5 177H4L3 179H5ZM12 177H13V174H12ZM12 177H9V178L12 179ZM20 177H22V176H20ZM20 177H19V179H20ZM68 177H69V176H68ZM72 177H73V176H72ZM91 177H93V175H92ZM98 177L100 178V176H97V178H98ZM120 177H121V176H120ZM128 177H129V175H128ZM128 177H127V178H128ZM139 177H140V176H139ZM155 177H156V176H155ZM204 177H206V176H204ZM222 177H223V176H222ZM222 177H221V178H222ZM230 177H231V176H230ZM230 177H229V178H230ZM6 178L8 179V177H6ZM25 178H26V177H25ZM25 178H24V179H25ZM33 178H34V177H33ZM42 178L44 179V177H42ZM51 178H52V177H51ZM51 178H50V179H51ZM55 178H56V177H55ZM55 178H54V179H55ZM58 178H60V177H58ZM61 178H60V181H61ZM66 178H67V177H66ZM66 178H65V179H66ZM70 178H71V177H70ZM77 178H78V176H77ZM79 178H80V177H79ZM81 178H82V176H81ZM81 178H80V179H81ZM83 178H82V179H83ZM85 178H86V177H85ZM88 178H89V177H88ZM93 178H94V177H93ZM93 178H92V179H93ZM105 178H106V177H105ZM168 178H169V177H168ZM189 178H190V176L188 177V179H189ZM227 178H228V177H227ZM240 178H242V177H240ZM0 179H1V177H0ZM3 179H2V180H3ZM7 179H5V181H6ZM11 179H8V181L11 180ZM19 179H18V180H19ZM27 179H28V177H27ZM36 179H37V178H36ZM46 179H47V178H46ZM52 179H53V178H52ZM71 179H73V178H71ZM82 179H81V180H82ZM89 179H90V178H89ZM92 179H90V182H91ZM143 179H144V178H143ZM184 179H186V178H184ZM198 179H199V178H198ZM217 179H218V178H217ZM234 179H235V177H234ZM237 179H238V177H237ZM242 179H243V178H242ZM14 180H16V177H15ZM31 180L33 181V179H31ZM31 180H30V181H31ZM67 180H68V179H67ZM101 180H102V179H101ZM104 180H105V179H104ZM117 180H118V179H117ZM119 180H120V179H119ZM131 180H132V179H131ZM133 180H134V179H133ZM137 180H140V179H137ZM137 180H136V183H137ZM181 180H182V179H181ZM213 180H214V179H213ZM219 180H220V179H219ZM221 180H222V179H221ZM225 180H227V179H225ZM228 180H229V179H228ZM243 180H244V179H243ZM243 180H242V181H243ZM16 181H17V180H16ZM16 181H15V183H16ZM20 181H21V180H20ZM23 181H24V180H23ZM35 181H36V180H35ZM35 181H33V183H34V184H35V183L37 184V182H35ZM39 181H40V180L38 179V182H39ZM52 181H53V180H52ZM52 181H51V182H52ZM57 181H58V180H57ZM60 181H58V182H60ZM65 181H66V180H65ZM68 181H69V180H68ZM98 181H99V180H98ZM98 181H97V182H98ZM124 181H125V180H124ZM124 181H123V183H128V182H124ZM155 181H156V179L154 178L153 183H154ZM161 181H162V180H161ZM166 181H168L167 178H166ZM200 181H201V179H200ZM216 181H217V180H216ZM229 181H230V180H229ZM238 181H239V180H238ZM3 182H4V181H3ZM3 182H1V183H3ZM43 182H44V181H43ZM43 182H40V183H43ZM49 182H50V181H48V183H49ZM55 182H56V180H55ZM74 182H75V181H74ZM74 182H73V183H74ZM79 182H80V184H79ZM79 182H78V184L81 185L82 182H81V181H79ZM92 182H93V180H92ZM92 182H91V183H92ZM97 182H95V183L98 184ZM101 182H102V181H101ZM101 182H100V183H101ZM104 182L106 183V180H105ZM116 182H117V181H116ZM116 182H115V183H116ZM120 182H121V180H120ZM132 182H133V181H132ZM132 182H130V183H132ZM156 182H157V181H156ZM194 182H195V181H194ZM197 182H198V181H197ZM208 182H209V181H208ZM227 182H228V181H227ZM236 182H237V180H236ZM240 182H241V180H240ZM245 182H246V181H245ZM9 183L11 184V182H9ZM17 183H18V182H17ZM52 183H53V182H52ZM61 183H63V180H62ZM61 183H59V184L61 185ZM64 183H65V182H64ZM66 183H68V182L66 181ZM69 183H70V182H69ZM75 183H76V182H75ZM88 183H89V182H88ZM95 183H94V184H95ZM138 183H139V182H138ZM165 183H166V182H165ZM169 183H170V182H169ZM195 183H196V182H195ZM205 183H206V182H205ZM219 183H220V182H219ZM221 183H222V182H221ZM7 184H8V183H6V186H7ZM18 184H19V183H18ZM21 184H22V183H21ZM21 184H20V185H21ZM24 184H25V181H24ZM26 184H27V183H26ZM31 184H32V183H31ZM34 184H33V185H34ZM49 184H50V183H49ZM59 184H58V185H59ZM102 184H103V182H102ZM159 184H160V186H161V184L163 185L162 182L159 183ZM180 184H181V182H180ZM0 185H1V184H0ZM4 185H5V184H4ZM22 185H23V184H22ZM29 185H30V184H29ZM43 185L46 186L47 183H45V184H43ZM43 185H42V186H43ZM62 185H63V184H62ZM69 185H70V184H69ZM76 185H77V183H76ZM104 185H105V184H104ZM106 185H107V184H106ZM120 185L122 186V183H121ZM132 185H133V184H132ZM139 185H140V184H139ZM146 185H148V184H146ZM154 185H155V184H154ZM181 185H183V184H181ZM200 185H201V184H199V186H200ZM208 185H209V184H208ZM208 185L206 184V186H208ZM220 185H221V184H220ZM220 185H219V186H220ZM233 185H234V182H233ZM6 186H5V187H6ZM53 186H54V185H53ZM88 186H89V185H88ZM93 186H94V185H93ZM93 186H92V188H93ZM100 186H101V185H100ZM107 186H108V185H107ZM110 186L112 187V185H110ZM118 186H119V185H118ZM124 186H125V184H124ZM129 186H131V185H129ZM160 186H159V187H160ZM183 186H184V185H183ZM190 186H191V185H190ZM193 186H194V185H193ZM197 186H198V183H197ZM248 186H249V184H248ZM1 187H2V186H1ZM1 187H0V188H1ZM46 187H48V186H46ZM64 187H65V186L63 185V187H61V188H64ZM73 187L75 188V186H73ZM76 187H77V186H76ZM79 187H80V186H79ZM127 187H128V186H126V187H124V188H127ZM146 187H147V186H146ZM146 187H145V188H146ZM153 187H154V186H153ZM156 187H157V185H156ZM159 187H158V188H159ZM194 187H195V186H194ZM194 187H193V189H194ZM208 187L210 188V186H208ZM208 187H206V188H208ZM220 187H221V186H220ZM224 187H225V186H224ZM234 187H235V185H234ZM237 187H238V186H237ZM3 188H4V186H3ZM10 188H11V187H10ZM16 188H17V187H16ZM19 188H21V187H19ZM26 188H27V186H26ZM30 188H31V187H30ZM34 188H35V187H34ZM41 188H42V187H41ZM43 188L46 189L45 187H43ZM56 188H57V187H56ZM66 188H68V184H67V187H66ZM86 188H87V187H86ZM98 188H99V187L97 186V189H98ZM101 188H103V187H101ZM129 188H130V187H129ZM131 188H133V186H132ZM136 188L138 189V186H136ZM142 188H143V187H142ZM142 188L139 187V189H140L139 191H140V192H141V190H144V188H143V189H142ZM154 188H155V187H154ZM154 188H153V189H154ZM172 188H173V187H172ZM181 188H183V187H181ZM200 188H201V187H200ZM209 188H208V189H209ZM213 188H214V186H213ZM216 188H217V187H216ZM14 189H15V188H14ZM35 189H36V188H35ZM47 189H48V188H47ZM49 189H50V188H49ZM57 189L59 190V188H57ZM64 189H65V188H64ZM69 189H72V187L69 188ZM89 189H90V188H89ZM108 189H109V187H108ZM108 189H107V191H106L107 193H108ZM113 189H114V188H113ZM164 189H165V187H164ZM166 189H167V186H166ZM193 189H191V190H193ZM195 189H196V187H195ZM208 189H206V190L204 189V190H205V191H208ZM218 189H219V187H218ZM222 189H224V188H221V190H222ZM236 189H239V187L236 188ZM236 189L234 188L235 192H236ZM3 190H7V188H6V189L4 188ZM9 190H10V189H9ZM15 190H16V189H15ZM17 190H18V188H17ZM17 190H16V191H17ZM20 190H21V189H20ZM20 190H18V192H19ZM25 190H26V189H25ZM29 190H30V189H29ZM76 190H77V189H76ZM78 190H79V189H78ZM91 190H92V189H91ZM95 190H96V188H95ZM95 190H94V191H95ZM100 190H101V189H100ZM110 190H111V189H110ZM116 190H117V189H116ZM118 190H119V189H118ZM122 190H123V189H122V187H121V189L119 190V192H120V191L122 192ZM128 190H129V189H127V193L129 192ZM131 190H132V189H131ZM134 190H135V187H134ZM147 190H148V187H147ZM180 190H181V189H180ZM200 190H201V189H200ZM225 190H226V189H225ZM7 191H8V190H7ZM27 191H28V190H27ZM27 191H26L25 193H27ZM37 191L39 192V190H37ZM42 191H44V190H42ZM49 191H50V190H49ZM49 191H48V192H49ZM54 191H56V189H55ZM61 191H62V189H61ZM63 191H65V190H63ZM63 191H62V192H63ZM66 191H67V190H66ZM72 191H73V190H72ZM72 191H71V192H72ZM80 191H81V189H80ZM86 191H87V190H86ZM113 191H114V190H113ZM123 191L125 192V189H124ZM171 191H174V190H171ZM231 191H232V190H231ZM5 192H6V191H5ZM33 192H34V190H33ZM40 192H41V191H40ZM40 192H39V193H40ZM56 192H57V191H56ZM87 192H88V191H87ZM98 192H99V191H98ZM98 192H95V193L98 194ZM103 192H105V191H103ZM140 192H139V194H140ZM147 192H148V191H147ZM147 192H146V193H147ZM151 192H152V190H151ZM153 192H154V190H153ZM164 192H165V191H164ZM174 192H176V190H175ZM178 192H179V191H178ZM182 192H183V190H182ZM185 192H186V191H185ZM187 192H189V191H187ZM191 192H192V191H191ZM191 192H190V194H191ZM209 192H211V191H209ZM214 192H215V191H214ZM218 192H220V191H218ZM224 192H225V191H224ZM239 192H240V191H239ZM19 193H20V192H19ZM22 193H24V192H22ZM22 193H21L20 196H22ZM35 193H36V192H35ZM39 193H38V195H39ZM45 193H46V192H45ZM50 193H51V191L49 192V194H50ZM68 193H69V192H68ZM79 193H80V192H79ZM93 193H94V192H93ZM155 193H156V192H155ZM172 193H173V192H172ZM180 193H181V192H180ZM180 193H179V195H180ZM206 193H207V192H206ZM206 193H205V194H206ZM227 193H228V192H227ZM227 193H226V195L228 196ZM232 193H233V192H232ZM3 194H4V193H3ZM6 194H7V193H6ZM27 194H28V196H31L29 193H27ZM40 194H42V193H40ZM58 194H59V193H58ZM58 194H54V195H58ZM62 194H63V193H62ZM69 194H70V193H69ZM76 194H77V192H76ZM114 194H115V193H113V195H114ZM118 194H119V193H118ZM120 194H121V193H120ZM141 194L144 195V191H143V193H141ZM141 194H140V196H141ZM152 194H153V193H152ZM157 194H158V193H157ZM187 194H188V193H187ZM198 194H199V193H198ZM201 194H203V192H202ZM205 194H204V195H205ZM0 195H1V194H0ZM4 195H5V194H4ZM17 195H18V193H17ZM25 195H26V194H25ZM34 195H35V194H34ZM52 195H53V194H51V196H52ZM54 195H53V196H54ZM72 195H73V193H72ZM92 195H93V194H92ZM99 195H100V194H99ZM116 195H117V193H116ZM128 195H129V193H128ZM147 195H148V194H147ZM147 195H146V197H147ZM173 195H174V194H173ZM177 195H178V194H177ZM199 195H200V194H199ZM217 195H218V194H217ZM217 195H216V196H217ZM231 195H232V194L230 193V195H229L230 198H231ZM236 195H237V194H236ZM238 195H239L240 197H242V195H240V193H238ZM5 196H7V195H5ZM13 196H14V195H13ZM20 196H19V197H20ZM23 196H24V194H23ZM35 196H36V195H35ZM63 196H64V194H63ZM63 196L59 197V199L61 198V200H62ZM68 196H69V195H68ZM78 196H80V195H78ZM94 196H95V195H94ZM138 196H139V195H138ZM149 196H150V194H149ZM149 196H148V197H149ZM156 196H157V195H156ZM175 196H176V194H175ZM205 196H206V195H205ZM210 196H211V195H210ZM234 196H235V194H234ZM1 197H2V196H1ZM1 197H0V198H1ZM9 197H10V196H9ZM14 197H15V196H14ZM16 197H17V196H16ZM54 197H55V196H54ZM70 197H71V196H70ZM70 197H69V198H70ZM73 197H75V196H73ZM85 197H86V196H85ZM85 197H84V198H85ZM87 197H88V196H87ZM87 197H86V198H87ZM102 197H103V195H102ZM102 197H101V198H102ZM105 197H107V196H105ZM105 197H104V198H105ZM112 197H113V196H112ZM133 197H134V196H132V198H133ZM150 197H153V195H151ZM183 197H185V196H183ZM188 197H190V196H188ZM202 197H203V196H202ZM235 197L237 198L238 196H235ZM240 197H239V198H240ZM20 198H21V197H20ZM37 198H38V197H36L35 200H37ZM47 198H50V196H49V197L47 196ZM64 198H65V197H64ZM64 198H63V200H64ZM69 198H68V199H69ZM76 198H77V197H76ZM78 198H79V197H78ZM81 198H82V197H81ZM81 198H80V199H81ZM84 198H83V199H84ZM90 198H91V197H90ZM134 198H135V197H134ZM140 198H141V197H139V199H140ZM142 198H144V197H142ZM153 198H154V197H153ZM172 198H173V197H172ZM172 198H170L169 201H171ZM4 199H5V198H4ZM4 199H3V200H4ZM7 199H9L8 196H7ZM16 199H17V198H16ZM16 199H14V200L16 201ZM29 199H30V198H29ZM41 199H42V198H41ZM52 199H53V198H52ZM55 199H57V198H55ZM66 199H67V196H66ZM66 199H65V201H66ZM68 199H67V200H68ZM71 199H72V197H71ZM108 199H109V198H108ZM127 199H130V198H127ZM149 199H150V198H149ZM174 199H175V198H174ZM174 199H173V200H174ZM184 199H185V198H184ZM189 199L193 200L192 197L189 198ZM198 199H199V198H198ZM200 199H201V198H200ZM200 199H199V200H200ZM203 199H204V197L202 198V200H203ZM208 199H209V198H208ZM214 199H216V198L214 197ZM223 199L225 200V197H224ZM3 200H2V201H3ZM21 200H22V199H21ZM38 200H39V199H38ZM49 200H50V199H49ZM61 200H58V199H57V202H59V201H61ZM63 200H62V201H63ZM74 200H76V199H73V201H74ZM88 200H89V199H88ZM103 200H104V199H103ZM103 200H102V201H103ZM111 200H112V199H111ZM135 200H137V197L135 198ZM145 200H146V198H144V200H142V201H145ZM147 200H148V199H147ZM163 200H164V198H163ZM173 200H172V202H173ZM187 200H188V199H187ZM187 200H186V201H187ZM191 200H190V201H191ZM205 200H206V199H205ZM224 200H223V204H224ZM229 200H230V199H229ZM235 200H238V199H235ZM235 200H233V201H235ZM0 201H1V200H0ZM8 201H9V200H8ZM50 201H51V200H50ZM54 201H55V200H54ZM84 201H85V200H84ZM125 201H127V200H125ZM132 201H133V199H132ZM138 201L141 202V200H138ZM149 201H150V200H149ZM239 201L241 202V200H239ZM239 201H238V202H239ZM6 202H7V201L5 200V203H6ZM17 202H18V199H17ZM22 202H23V200H22ZM26 202H27V200H26ZM29 202H30V201L28 200V203H29ZM38 202H39V201H38ZM38 202H36L37 205H40V204H42V203H45L46 201H45V202H42V203H41V201H40V202H39L40 204H38ZM57 202H56V204H57ZM67 202L69 203V201H67ZM76 202H77V201H76ZM78 202H80V201H78ZM78 202H77V203H78ZM86 202H87V201H86ZM127 202H128V201H127ZM130 202H131V200H130ZM133 202H134V201H133ZM133 202H132V203H133ZM152 202H153V201H152ZM166 202H168V201H166ZM174 202H175V201H174ZM197 202H198V201H197ZM201 202H202V201H200V203H201ZM203 202H205V201H203ZM203 202H202V203H203ZM206 202H208V201H206ZM210 202H211V201H210ZM210 202H209V203H210ZM221 202H222V201H221ZM225 202H226V201H225ZM231 202H232V201H231ZM240 202H239V203H240ZM1 203H2V202H1ZM15 203H16V202H15ZM18 203H19V202H18ZM31 203H32V202H31ZM36 203H35V204H36ZM72 203H73V202H72ZM81 203H82V202H81ZM83 203H84V202H83ZM114 203H115V202H114ZM116 203H117V202H116ZM116 203H115V204H116ZM134 203H135V202H134ZM134 203H133V205H134ZM141 203H142V202H141ZM141 203H140V204H141ZM226 203H227V202H226ZM242 203H243V200H242ZM242 203H241V204H242ZM13 204H14V203H13ZM23 204H24V203H23ZM33 204H34V203H33ZM35 204H34V205H35ZM53 204H54V203H53ZM98 204H99V200H98ZM130 204H131V203H130ZM148 204H149V203H148ZM181 204H182V203H181ZM212 204H213V203H212ZM212 204H211V208H212ZM216 204H217V203H216ZM233 204H234V203H233ZM237 204H238V203H237ZM4 205H5V204H4ZM4 205H3V206H4ZM9 205H11V204H9ZM14 205H15V204H14ZM20 205H21V204H20ZM30 205H31V204H30ZM44 205H45V204H44ZM69 205H70V203H69ZM69 205H68V206H69ZM71 205H72V204H71ZM73 205H74V204H73ZM76 205H77V204H76ZM78 205H80V204H78ZM82 205H83V204H82ZM90 205H91V204H90ZM141 205H143V204H141ZM145 205H146V204H145ZM167 205H168V204H167ZM169 205H170V204H169ZM169 205H168V206H169ZM173 205H174V204H173ZM198 205L200 206V204H198ZM201 205H203V204H201ZM229 205H230V204L228 203V207H229ZM235 205H236V203H235ZM3 206H0V208H1V207L3 208ZM31 206H32V205H31ZM31 206H28L29 209H31V208H30ZM35 206H36V205H35ZM35 206H33V208H34ZM41 206H43V205H41ZM48 206H49V202H48ZM63 206H64V205H63ZM66 206H67V205H66ZM66 206H65V208H66ZM68 206H67V207H68ZM84 206H85V205H84ZM97 206H98V205H97ZM104 206H105V205H104ZM108 206H109V205H108ZM128 206H129V205H128ZM143 206H144V205H143ZM164 206H165V205H164ZM180 206H181V205H180ZM199 206H198V207H199ZM205 206H206V205H205ZM233 206H234V205H233ZM7 207H8V206H7ZM7 207H6V209L8 210L9 208H7ZM11 207H12V205H11ZM11 207H10V209H11ZM16 207H17V206H16ZM18 207H19V204H18ZM18 207H17V208H18ZM36 207H37V206H36ZM36 207H35V208H36ZM70 207L72 208V206H70ZM78 207H79V206H77V207H75V208H78ZM82 207H83V206H82ZM124 207H126V206H124ZM130 207H131V206H130ZM156 207H157V206H156ZM159 207H160V206H159ZM172 207H173V206H172ZM192 207H193V206H192ZM222 207L224 208V206H222ZM226 207H227V206H226ZM230 207H231V205H230ZM235 207H236V206H234V208H235ZM237 207H238V206H237ZM237 207H236L235 209H237ZM241 207H242V206H240V208H241ZM23 208H25V210H26L27 207L23 206ZM23 208L21 207V209H23ZM33 208H32V210H33ZM38 208H39V207H38ZM48 208H49V207H48ZM51 208H52V207H51ZM51 208H50V209H51ZM55 208H56V207H55ZM58 208H59V207H58ZM89 208H90V207H89ZM91 208H92V207H91ZM93 208H94V207H93ZM98 208H99V207H98ZM98 208H97V209H98ZM101 208H103V207L101 206ZM101 208H99V209H101ZM121 208H122V207H121ZM133 208H134V207H133ZM138 208H139V206H138ZM138 208H137V209H138ZM184 208H185V206H184ZM205 208H206V207H205ZM214 208H215V207H214ZM220 208H221V207H220ZM14 209H16V208H13L12 210L14 211ZM56 209H57V208H56ZM68 209H69V208H68ZM78 209H79V208H78ZM81 209H82V208H81ZM86 209H87V213H88V211H89V210H88V206H87ZM105 209H106V208H105ZM109 209H110V206H109ZM118 209H119V208H118ZM129 209H130V208H129ZM140 209H142L141 206H140ZM144 209H145V208H144ZM156 209H157V208H156ZM163 209H164V208H163ZM169 209H170V208H169ZM187 209H188V208H187ZM196 209H197V208H196ZM198 209H199V208H198ZM226 209H228V208H226ZM2 210H3V209H2ZM47 210H49V209H47ZM76 210H77V209H76ZM76 210H75V211H76ZM82 210H83V209H82ZM107 210H108V209H107ZM107 210H105V211H107ZM120 210H121V209H120ZM125 210H126V209H125ZM135 210H136V209H134V211H135ZM164 210H165V209H164ZM180 210H181V208H180ZM232 210H233V209H232ZM3 211H4V210H3ZM3 211H2V212H3ZM13 211H12V212H13ZM19 211H20V210H19ZM23 211H24V210H23ZM36 211H37V209H36ZM40 211H41V208H40ZM58 211H59V210H57V212H58ZM71 211H72V210H71ZM78 211H79V210H78ZM96 211H98V210H96ZM111 211H112V206H111ZM128 211H129V210H128ZM159 211H160V210H159ZM161 211H162V210H161ZM185 211H187V210H185ZM188 211L190 212V210H188ZM192 211H193V209H192ZM197 211H198V210H197ZM201 211H203V210H201ZM218 211H219V209H218ZM226 211H227V210H226ZM238 211H239V210H238ZM240 211H241V210H240ZM2 212H1V213H2ZM20 212H21V211H20ZM25 212H26V213L28 212V215H29V214L31 215V212H32V211H25ZM29 212H30V213H29ZM46 212H47V211H46ZM46 212H44V213L47 214L48 216H49V214L52 213L51 210H50L51 213H49V212L46 213ZM55 212H56V210H55ZM57 212H56V213H57ZM67 212H68V211H67ZM91 212H92V209H91ZM93 212H94V211H93ZM98 212H99V211H98ZM98 212H97V213H98ZM102 212H103V211H102ZM120 212H121V211H120ZM141 212H142V211H141ZM144 212H145V211H144ZM150 212H151V211H150ZM154 212H155V210H154ZM215 212H217V211H215ZM234 212H235V211H234ZM18 213H19V212H18ZM18 213H17V214H18ZM21 213H22V212H21ZM26 213H25V214H26ZM33 213H34V212H33ZM33 213H32V214H33ZM44 213H43V214H44ZM48 213H49V214H48ZM56 213H55V214H56ZM62 213H63V214H61V215L64 216V220H65V219L67 220V218H68L69 216H68L67 218H65L64 212H62ZM65 213H66V212H65ZM80 213H81V211H80ZM80 213H78V214H80ZM85 213H86V212H85ZM85 213H84V215H87V214H85ZM111 213H112V212H111ZM111 213H110V214H111ZM115 213H116V212H115ZM117 213H118V212H117ZM117 213H116V215H117ZM129 213H130V212H129ZM193 213H196V212H193ZM228 213H230V212H228ZM232 213H233V212H232ZM235 213H236V212H235ZM238 213H239V212H238ZM5 214H6V213H5ZM12 214H13V213H12ZM40 214H41V212H40ZM52 214H53V213H52ZM68 214H70V213H68ZM73 214H74V213H73ZM73 214H71L70 216H73ZM94 214H95V213H94ZM101 214H102V213H101ZM101 214H100V215H101ZM126 214H127V213H126ZM133 214L135 215V213H133ZM139 214H140V213H139ZM142 214H143V213H142ZM152 214H153V213H152ZM175 214H176V213H175ZM187 214H188V213H187ZM210 214H211V213H210ZM226 214H227V213H226ZM241 214L243 215V213H241ZM241 214H239V215H241ZM9 215H10V214H9ZM18 215H19V214H18ZM21 215H22V214H21ZM33 215H35V214H33ZM33 215H32V217H34ZM41 215H42V214H41ZM47 215L44 216V217H47ZM98 215H99V214H98ZM111 215H112V214H111ZM140 215H141V214H140ZM144 215H145V214H144ZM154 215H155V214H154ZM162 215H163V214H162ZM169 215H170V212H169ZM188 215H189V214H188ZM188 215H187V216H188ZM190 215H191V213H190ZM193 215H195V214H193ZM196 215H197V214H196ZM227 215L229 216V214H227ZM234 215H236V214H234ZM239 215H238V217H239ZM0 216H1V215H0ZM6 216H8V215L6 214ZM37 216H39V214H37ZM51 216H52V215H51ZM56 216H57V214H56ZM63 216H62V218H63ZM75 216H76V213H75ZM95 216H96V215H95ZM95 216H94V217H95ZM152 216H153V215H152ZM160 216H161V215L158 216L159 219L161 218ZM163 216H164V215H163ZM167 216H168V215H167ZM173 216L176 217L174 214H173ZM180 216H181V215H180ZM230 216H231V215H230ZM9 217H10V216H9ZM19 217H20V216H19ZM29 217H30V216H29ZM35 217H36V216H35ZM54 217H55V216H54ZM54 217H53V219H54ZM58 217H59V216H58ZM83 217H84V216H83ZM98 217H99V216H98ZM101 217H102V215H101ZM101 217H100V218H101ZM119 217H121L120 214H119ZM127 217H128V215H127ZM154 217H155V216H154ZM174 217H173V222H174ZM199 217H201V216L199 215ZM199 217H198V218H199ZM202 217H203V216H202ZM216 217H218V216H216ZM225 217H226V216H225ZM238 217H237L236 219H238ZM243 217H244V216H243ZM0 218H2V217H0ZM6 218H7V217H6ZM6 218H5V220H6ZM11 218H12V217H11ZM11 218H10V219H11ZM13 218H15V216H13ZM13 218H12V219H13ZM20 218L22 219V216H21ZM49 218H50V217H49ZM49 218H48V219H49ZM69 218H70V217H69ZM76 218H77V217H76ZM78 218H79V216H78ZM81 218H82V217H81ZM86 218H87V217H84L83 220H86ZM88 218H89V217H88ZM88 218H87V219H88ZM90 218H91V217H90ZM90 218H89V219H90ZM100 218H99V219H100ZM109 218H110V217H109ZM117 218H118V217H117ZM121 218H122V217H121ZM124 218H125V217H123L122 219H124ZM128 218L130 219L131 217H128ZM141 218H142V217H141ZM156 218H157V215H156ZM181 218H183V217H181ZM184 218H185V217H184ZM219 218H220V217H219ZM221 218H223V217H221ZM231 218H232V217H231ZM12 219H11V221H12ZM23 219H24V218H23ZM28 219H29V218H28ZM56 219H57V217H56ZM89 219H88V221H89ZM112 219H113V218L111 217V220H112ZM115 219H116V218H115ZM125 219H126V218H125ZM154 219H155V218H154ZM161 219H162V218H161ZM161 219H160V221H161ZM164 219H165V218H164ZM192 219H193V217H192ZM195 219H196V217H195ZM195 219H193V220H195ZM223 219H224V218H223ZM1 220H2V219H1ZM5 220H4V221H5ZM17 220H18V218L15 220V222H16ZM26 220H27V219H26ZM41 220H44V219H41ZM59 220H61V218H60ZM64 220H63V221H64ZM69 220H70V219H69ZM80 220H81V219L79 218V221H77V220H75V221L79 223ZM90 220H91V219H90ZM92 220L95 221V220L93 219V215H92ZM109 220H110V219H109ZM117 220H118V219H117ZM119 220H120V219H119ZM133 220H134V219H133ZM151 220H152V219H151ZM186 220H187V219H186ZM186 220H185V221H186ZM196 220H197V219H196ZM196 220H195V221H196ZM200 220H201V218H200ZM208 220H209V219H208ZM221 220H222V219H221ZM228 220H230L229 217H228ZM231 220H233V219H231ZM231 220H230V221H231ZM239 220H240V218H239ZM239 220H238V221H239ZM4 221H3V222H4ZM24 221H25V220H24ZM30 221H31V220H30ZM32 221H33V219H32ZM36 221L38 222V219H37ZM36 221H34V222L36 223ZM47 221H48V220H47ZM52 221H53V220H52ZM61 221H62V220H61ZM61 221H60V224H61ZM63 221H62V223L65 222V221H64V222H63ZM105 221H106V219L104 220V222H105ZM123 221H124V220H123ZM126 221H127V220H126ZM129 221H130V220H129ZM131 221H132V220H131ZM142 221H143V219H142ZM142 221H141V223H142ZM175 221H176V220H175ZM195 221H194V222H195ZM198 221H199V220H198ZM212 221L215 222L214 218H213ZM236 221H237V220H236ZM238 221H237V222H238ZM25 222H26V221H25ZM34 222H33V223H34ZM41 222H43V221H41ZM41 222H40L39 225H41ZM53 222H54V221H53ZM67 222H68V221H67ZM67 222H66V223H67ZM82 222H84V221H82ZM89 222H90V221H89ZM91 222H92V221H91ZM98 222H100V221H98ZM116 222H117V221H116ZM116 222H114V223L116 224ZM133 222H134V221H133ZM204 222H205V220H204ZM210 222H211V221H210ZM210 222H209V223H210ZM218 222H219V220L217 221V223H218ZM239 222H241V221H239ZM7 223H9V222L7 221ZM21 223H23V222L20 221L19 224H21ZM43 223H45V222H43ZM49 223H50V222H49ZM57 223H58V222H57ZM57 223H55V224H57ZM66 223H65V224H66ZM68 223H69V222H68ZM102 223H103V221L101 220V224H102ZM120 223H121V222H119V224H120ZM155 223L157 224V226L160 224V223L158 224L156 221H155ZM167 223H169L168 220H167L166 224H167ZM187 223H188V222H187ZM187 223H186V226H188ZM190 223H191V222H190V219H189V225H191ZM207 223H208V222H207ZM221 223H223V222H221ZM229 223H230V222H229ZM235 223H236V222H235ZM242 223H243V220H242ZM5 224H6V223H5ZM27 224H28V222H27ZM29 224H30V223H29ZM37 224H38V223H37ZM37 224H36V226H37ZM47 224H48V223H47ZM83 224L86 226L85 223H81V225H78V226H82V227H83ZM88 224H89V223L87 222V225H88ZM93 224H95V222H94V223L92 222V225H93ZM99 224H100V223H99ZM109 224H110V222H109ZM119 224H118V225H119ZM122 224H123V223H122ZM126 224H127V223H126ZM128 224H129V222H128ZM135 224H136V222H135ZM143 224H144V222H143ZM149 224H150V223H149ZM181 224H182V223H181ZM184 224H185V223H183V225H184ZM205 224H206V223H205ZM214 224H215V223H214ZM219 224H220V223H219ZM240 224H241V223H240ZM243 224H244V223H243ZM16 225H17V223H16ZM21 225H22V224H21ZM31 225H32V223H31ZM31 225H30V226H31ZM51 225H52V224H51ZM57 225H59V224H57ZM63 225H64V224H63ZM73 225H74V224H73ZM76 225H77V224H76ZM96 225H97V224H96ZM112 225H113V224H112ZM130 225H132V224L130 223ZM139 225H140V224H139ZM141 225H142V224H141ZM154 225H155V224H154ZM211 225H213V223H212ZM215 225H216V224H215ZM215 225H214V227H215ZM227 225H228V223H227ZM230 225H231V224H230ZM232 225H233V224H232ZM235 225H236V224H234V226H235ZM12 226H13V225H11V227H12ZM23 226H24V225H23ZM43 226H44V225H43ZM43 226H42V227H43ZM108 226H109V225H108ZM110 226H111V224H110ZM113 226H114V225H113ZM121 226H122V225H121ZM157 226H155V227L157 228ZM163 226H164V225H163ZM177 226H178V224H176V227H177ZM198 226H199V225H198ZM209 226H210V225H209ZM237 226H238V225H237ZM243 226H244V225H243ZM15 227H16V226H15ZM26 227H28V226H26ZM33 227H34V225H33ZM37 227H39V226H37ZM37 227H35V228H37ZM40 227H41V226H40ZM40 227H39V228H40ZM45 227H47L46 224H45ZM51 227H52V226H51ZM51 227L49 226L48 228L50 229ZM53 227L55 228V226H53ZM76 227H77V226H76ZM96 227H97V226H96ZM98 227H99V226H98ZM105 227H107V226H105ZM105 227H104V228H105ZM111 227H112V226H111ZM115 227H116V226H115ZM127 227H128V226H127ZM132 227H133V225H132ZM139 227H140V226H139ZM139 227H137V229H138ZM141 227H142V226H141ZM150 227H151V226H150ZM169 227H172V226H169ZM180 227H181V226H180ZM220 227H222V225H221ZM225 227H226V225H225ZM228 227H229V226H228ZM232 227H233V226H232ZM241 227H242V226H241ZM21 228H22V227H21ZM39 228H38V229H39ZM63 228H64V227H63ZM65 228H66V227H65ZM68 228H69V227H68ZM73 228H74V227H73ZM88 228H89V227H88ZM88 228H87V229H88ZM92 228H93V227H92ZM99 228H100V227H99ZM112 228H114V227H112ZM117 228H118V227H117ZM119 228H120V226H119ZM128 228H129V227H128ZM161 228H162V227H161ZM183 228H184V227H182V229H183ZM201 228H202V226H201ZM209 228H210V227H209ZM215 228H216V227H215ZM217 228L219 229L218 226H217ZM217 228H216V229H217ZM230 228H231V227H230ZM235 228H236V227H235ZM242 228H243V227H242ZM242 228H241V229H242ZM0 229H1V228H0ZM15 229H16V228H15ZM22 229H23V228H22ZM27 229H28V228H27ZM30 229L32 230V226H31ZM49 229H47V230H49ZM56 229H60V225H59V227L57 226ZM77 229H78V227H77ZM83 229H84V228H83ZM85 229H86V227H85ZM102 229H103V228H102ZM102 229H101V230H102ZM132 229H133V231H134L135 227H133ZM148 229H149V226H148ZM204 229H206V228H204ZM207 229H208V226H207ZM211 229H213V227H212ZM220 229H221V228H220ZM220 229H219V230H220ZM223 229L226 230V228H224V227H223ZM238 229H239V228H238ZM241 229H240V230H241ZM3 230H5V229H3ZM6 230H7V229H6ZM8 230H10V227L8 228ZM17 230H20V228L18 229V226H17ZM23 230H25V228H24ZM23 230H21V231L23 232ZM34 230H35V229H34ZM41 230H42V229H41ZM43 230H44V229H43ZM66 230H68V229H66ZM92 230H93V229H92ZM105 230H106V229H105ZM127 230H128V229H126V231H127ZM130 230H131V228H130ZM151 230H152V229H151ZM200 230H201V229H200ZM208 230L210 231V229H208ZM213 230H214V232H215V229H213ZM213 230H211V231H213ZM228 230H229V228H228ZM234 230L236 231V229H234ZM234 230H233V231H234ZM245 230H246V229H245ZM10 231H11L10 233L13 234L12 230H10ZM15 231H16V230H15ZM35 231H36V230H35ZM45 231H46V229H45ZM51 231L53 232V230H51ZM51 231H49V232L51 233ZM71 231H72V230H71ZM74 231H75V230H74ZM76 231H77V230H76ZM76 231H75V232H76ZM79 231H80V229H79ZM90 231H91V230H90ZM114 231H115V230H114ZM116 231H117V230H116ZM139 231H140V230H139ZM143 231H144V229H143ZM156 231H157V230H156ZM156 231H155V232H156ZM159 231H160V229L158 230V232H159ZM167 231H168V230H167ZM209 231H208V232H209ZM211 231H210V233H211ZM22 232H19V234H21ZM24 232H26V230H25ZM33 232H34V231H33ZM37 232H38V231H37ZM39 232H40V229H39ZM54 232H55V231H54ZM59 232H60V231H59ZM64 232H65V231H64ZM86 232H87V231H86ZM92 232H93V231H92ZM97 232H99V231H97ZM108 232H109V231H108ZM179 232H180V231H179ZM192 232H193V230H192ZM202 232H203V230H202ZM205 232H206V231H205ZM217 232H218V231H217ZM219 232H220V231H219ZM222 232H223V231H222ZM224 232H225V231H224ZM228 232H229V231H228ZM240 232H241V234H242V231H240ZM245 232H246V231H245ZM40 233H42V232H40ZM47 233H48V231H47ZM47 233H46V234H47ZM66 233H67V231H66ZM72 233H73V232H72ZM80 233H81V232H80ZM118 233H119V232H118ZM118 233H117V238H118ZM122 233H123V232H122ZM131 233H132V232H130L129 234H131ZM138 233H139V232H138ZM146 233H147V231H146ZM190 233H191V232H190ZM195 233H196V232H195ZM198 233H199V232H198ZM200 233H201V231H200ZM206 233H207V232H206ZM229 233H230V232H229ZM234 233H235V232H234ZM237 233H238V232H237ZM2 234H3V233H2ZM26 234H27V232H26ZM29 234H30V233H29ZM48 234H49V233H48ZM56 234H57V233H56ZM69 234H70V233H69ZM75 234H76V233H75ZM88 234H89V235H92V234H90V233H88ZM93 234H94V233H93ZM100 234H101V231H100ZM102 234H103V233H102ZM105 234H106V232H105ZM107 234H108V233H107ZM115 234H116V232H115ZM134 234H135V233H134ZM136 234H137V233H136ZM208 234H209V233H208ZM208 234H207V237L209 238V235H208ZM215 234H216V233H215ZM227 234H228V233H227ZM239 234H240V233H239ZM246 234H247V233H246ZM23 235H25V234H23ZM23 235H22V237H21V236L19 237V240H20V238H23ZM30 235H31V234H30ZM53 235H54V234H53ZM53 235H52V236H53ZM57 235H58V234H57ZM59 235H60V234H59ZM66 235H67V234H66ZM78 235H80V234H78ZM82 235H83V233H82ZM84 235H85V234H84ZM86 235H87V234H86ZM108 235H109V234H108ZM112 235H113V234H112ZM131 235H132V234H131ZM138 235H139V234H138ZM147 235H148V234H147ZM189 235H191V234H189ZM189 235H188V236H189ZM197 235H198V234H197ZM203 235H204V234H203ZM211 235H214V233L211 234ZM220 235H222V234H220ZM244 235H245V234H244ZM244 235H243V238H244ZM2 236H3V235H2ZM42 236H43V234H42ZM44 236L47 237L48 235H44ZM52 236H50V237H52ZM55 236H56V235H55ZM69 236H70V235H69ZM92 236H93V235H92ZM95 236H96V234H95ZM113 236H114V235H113ZM119 236H121V235H119ZM134 236H136V235H134ZM145 236H146V235H145ZM145 236H143V237L141 236V237H142V238H146ZM201 236H202V234L200 235V237H201ZM217 236H219V235H217ZM217 236H216V237H217ZM222 236H223V235H222ZM235 236H236V235H235ZM240 236H241V235H240ZM12 237H13V236H12ZM14 237H15V234H14ZM46 237H44V238H46ZM50 237H49V238H50ZM53 237H54V236H53ZM70 237H71V236H70ZM73 237H75V236H73ZM77 237H78V236H77ZM82 237H83V236H82ZM89 237H90V236H89ZM89 237H87V239H88ZM101 237H102V236H100V238H101ZM103 237H104V235H103ZM103 237H102V238H103ZM123 237H125V236H123ZM127 237H128V236H127ZM137 237H138V236H137ZM193 237H195V236H193ZM198 237H199V235H198ZM198 237H197V238H198ZM203 237H204V236H203ZM213 237H215V235H214ZM227 237H228V236H227ZM229 237H230V236H229ZM233 237H234V236H233ZM238 237H239V235H238L236 238H238ZM245 237H246V236H245ZM8 238L10 239L11 236L9 235ZM49 238H48V239H49ZM59 238H60V237H59ZM66 238H67V237H66ZM66 238H65V239H66ZM79 238H80V236H79ZM84 238H86V237H84ZM97 238H98V237L96 236L95 239H97ZM109 238L111 239V237H109ZM114 238H116V237H114ZM163 238H165V237H163ZM163 238H162V239H163ZM201 238H202V237H201ZM208 238H207V239H208ZM222 238H223V237H222ZM231 238H232V236L230 237V240H231ZM14 239H15V238H14ZM14 239H13V240H14ZM24 239H25V238H24ZM24 239H22V240H24ZM53 239H54V238H53ZM53 239H52V240H53ZM56 239H58V238H56ZM56 239H54V240H56ZM63 239H64V238H63ZM67 239H68V238H67ZM72 239H73V238H72ZM81 239H82V238H81ZM81 239H79V240H81ZM87 239H86V242L88 241ZM89 239H90V238H89ZM107 239H108V237L106 238V240H107ZM119 239H120V238H119ZM133 239H135V238L133 237ZM148 239H149V238H148ZM151 239H152V238H151ZM169 239H170V238H169ZM192 239H194V238H192ZM195 239H196V237H195ZM202 239H203V238H202ZM204 239H205V237H204ZM214 239H217V238H214ZM214 239H213V240H214ZM225 239H226V237H225ZM234 239H235V238H234ZM0 240L3 241V240H5V239L3 238V240H2V239H0ZM6 240H7V239H6ZM25 240H26V239H25ZM43 240H44V239H43ZM50 240H51V238H50ZM58 240L60 241L61 239H58ZM70 240H71V239H70ZM74 240H75V239H74ZM102 240L104 241L105 239H102ZM102 240L100 239V241H102ZM117 240H118V239H117ZM121 240H122V239H121ZM123 240H125V239L123 238ZM128 240L130 241V238H129ZM131 240H132V239H131ZM145 240H146V239H145ZM152 240H154V236H153V239H152ZM179 240H180V239H179ZM179 240H178V243L180 242ZM210 240H211V239H210ZM221 240H222V239H221ZM228 240H229V239H228ZM235 240H236V239H235ZM237 240H238V239H237ZM237 240H236V241H237ZM240 240H241V239H240ZM7 241H9V240H7ZM11 241H12V239H11ZM11 241H10V242H11ZM14 241H16V239H15ZM67 241H68V240H67ZM67 241H66V243H67ZM81 241H82V240H81ZM111 241H112V240H111ZM136 241H137V240H136ZM143 241H144V240H143ZM155 241H156V239H155ZM155 241H154V242H155ZM195 241H196V240H195ZM206 241H208V243H209V240H206ZM211 241H212V240H211ZM225 241H226V240H225ZM238 241H239V240H238ZM16 242H17V241H16ZM23 242H24V241H23ZM38 242H40V240H38ZM41 242H42V241H41ZM41 242H40V243H41ZM52 242H54V241H52ZM60 242H61V241H60ZM60 242H59V243H60ZM62 242H63V241H62ZM89 242H92V241H88V243H89ZM113 242H114V241H113ZM116 242H117V241H116ZM119 242H120V241H119ZM149 242H151V240H150ZM154 242H152V245H153ZM188 242H189V241H188ZM197 242L201 243V241H199V239H198ZM213 242H214V241H213ZM217 242L219 243V241H217ZM230 242H231V241H230ZM230 242H229V243H230ZM241 242H242V241H241ZM24 243H25V242H24ZM27 243H28V242H27ZM32 243H34V242H32ZM32 243H31L30 245H32ZM63 243H64V242H63ZM69 243H70V241L68 242V244H69ZM74 243H75V242H74ZM79 243H80V242H79ZM101 243H102V242H101ZM106 243H107V242H106ZM108 243H109V242H108ZM110 243H111V242H110ZM114 243H115V242H114ZM134 243H135V242H134ZM138 243H139V242H138ZM155 243H156V242H155ZM178 243H177V246H178ZM181 243H182V242H181ZM181 243H180V244H181ZM190 243H192V242H190ZM194 243H195V242H194ZM199 243H198V244H199ZM205 243H206V242H205ZM214 243H215V242H214ZM220 243H221V242H220ZM220 243H219V245H220ZM235 243H236V242H235ZM237 243H238V242H237ZM237 243H236V244H237ZM239 243H240V242H239ZM4 244H5V242H4ZM11 244H12V243H11ZM15 244H16V243H15ZM15 244H14V246H16ZM47 244H48V243H47ZM52 244H54V243H52ZM68 244L66 245L67 247H68ZM83 244H84V242H83ZM86 244H87V243H85L84 247H86ZM95 244H96V243L94 242V245H95ZM131 244H132V243H131ZM141 244H142V243H141ZM160 244H162V243H160ZM163 244H164V243H163ZM163 244H162V245H163ZM168 244H169V243H168ZM171 244H173V243H171ZM180 244H179V245H180ZM182 244L184 245V243H182ZM182 244H181V247L183 246ZM192 244H193V243H192ZM195 244L198 246L197 243H195ZM195 244H194V246H195ZM211 244H212V242H210V245H211ZM231 244H232V243H231ZM1 245H2V248H3V243H2ZM1 245H0V246H1ZM36 245H37V244H36ZM42 245H44V243H42ZM45 245H46V244H45ZM70 245L72 246V243H70ZM74 245H75V244H74ZM76 245H78V244H76ZM87 245H88V244H87ZM102 245L104 246V244H102ZM111 245L114 246V244H112V243H111ZM111 245H110V246H111ZM115 245H116V243H115ZM126 245H128L127 242H126ZM129 245H130V244H129ZM129 245H128V246H129ZM134 245H135V244H134ZM156 245H157V244H156ZM175 245H176V244H175ZM185 245H186V244H185ZM202 245H203V244H202ZM202 245H201V246H202ZM213 245H214V244H212V246H213ZM215 245H217V244L215 243ZM226 245H227V244H226ZM228 245H229V244H228ZM233 245H234V244H233ZM238 245H239V244H238ZM8 246H10V245L8 244ZM25 246H26V245H25ZM25 246H23V248H24ZM32 246L34 247V245H32ZM46 246H47V245H46ZM66 246H65V247H66ZM82 246H83V245H82ZM90 246H91V245H90ZM97 246H98V245H97ZM105 246H106V245H105ZM105 246H104V247H105ZM110 246H108V247H110ZM124 246H125V245H124ZM158 246H160V245H158ZM158 246H156V247L158 248ZM164 246H165V245H164ZM173 246H174V244H173ZM190 246H191V245H189V248H190ZM194 246H191V249H192V247L195 248ZM221 246H222V245H221ZM221 246H220V247H221ZM231 246H232V245H231ZM231 246H230V247H231ZM239 246H240V245H239ZM11 247L13 248L12 245H11ZM18 247H20V246H18ZM26 247H27V246H26ZM26 247H25V250H24V251H26ZM29 247H30V246H29ZM38 247H40V245H39ZM47 247H48V246H47ZM61 247H62V246H61ZM65 247H64V248H65ZM73 247H74V246H73ZM80 247H81V246H80ZM91 247H92V246H91ZM91 247H88V248H91ZM94 247H95V246H94ZM94 247H93V248H94ZM133 247H134V246H133V244H132V248H133ZM135 247H136V245H135ZM142 247H144V245H142ZM154 247H155V245H154ZM154 247H152V248H154ZM170 247H171V245H170ZM208 247H210V246L207 245V247H206L205 249L207 250ZM213 247H214V246H213ZM216 247H217V246H216ZM224 247H225V245H224ZM232 247H233V246H232ZM20 248H21V247H20ZM31 248H32V247H31ZM34 248H35V247H34ZM53 248H54V247H53ZM81 248H82V247H81ZM93 248H92V249H93ZM95 248H96V247H95ZM101 248H102V247H101ZM121 248H123V246H122ZM132 248H131V249H132ZM157 248H156V249H157ZM160 248H161V247H160ZM168 248H169V247H168ZM179 248H180V246L178 247V250H179L178 252H180V250L182 251L183 248H182V249H181V248L179 249ZM187 248H188V247H185V249H187ZM196 248H198V247H196ZM200 248H201V247H200ZM203 248H204V245H203ZM228 248H229V246H228ZM234 248H235V247H234ZM236 248H237V247H236ZM6 249H7V246H6ZM6 249H5V250H6ZM13 249H14V248H13ZM40 249H41V248H40ZM43 249H44V246H43ZM50 249H51V246H50ZM75 249H76V247H75ZM98 249H99V246H98ZM102 249H103V248H102ZM102 249H100V251H101ZM112 249H113V248H112ZM131 249H130V250H131ZM150 249H151V248H150ZM170 249H171V248H170ZM209 249H210V248H209ZM216 249H220V248L218 247V248H216ZM221 249H224V248H221ZM232 249H233V248H231V251H233ZM2 250H3V249H2ZM2 250H1V251H2ZM11 250H12V249H11ZM19 250H20V249H19ZM38 250H39V249H38ZM51 250H52V249H51ZM51 250H50L49 254L51 253ZM57 250H58V249H57ZM61 250H62V249H61ZM66 250H68V248H67V249L65 248V251H66ZM81 250H82V249H81ZM81 250H79V251L81 252ZM87 250H88V249H87ZM89 250H90V249H89ZM93 250H94V249H93ZM95 250H96V249H95ZM104 250H105V251H103V252L106 253V249H105V248H104ZM140 250H141V248H139V251H140ZM142 250H143V249H142ZM142 250H141V251H142ZM171 250H172V249H171ZM189 250H190V249H189ZM199 250H200V249H199ZM211 250H212V249H211ZM213 250H214V249H213ZM213 250H212V251H213ZM228 250H229V249H228ZM1 251H0V252H1ZM3 251H4V250H3ZM13 251H17V250L14 249ZM22 251H23V250H22ZM45 251H46V250H45ZM45 251H44V252H45ZM59 251H60V250H59ZM72 251H73V250H72ZM74 251H75V250H74ZM76 251H77V249H76ZM83 251H84V249H83ZM85 251H86V250H85ZM110 251H111V250H110ZM110 251H109V252L107 251V252L110 253ZM115 251H117V249H116ZM125 251H126V250H125ZM127 251H128V249H127ZM131 251H132V250H131ZM141 251H140V252H141ZM204 251H205V250H204ZM208 251H210V250H208ZM208 251H207V254H208ZM212 251H211V252H212ZM225 251H226V250H225ZM231 251H230V252H231ZM235 251H236V250H235ZM238 251H240V250H238ZM10 252H11V251H10ZM62 252H63V251H62ZM91 252H92V251H91ZM96 252H97V251H96ZM101 252H102V251H101ZM103 252H102V253H103ZM111 252H112V251H111ZM117 252H118V251H117ZM128 252H129V251H128ZM128 252H127V253H128ZM137 252H138V251H137ZM137 252H136V254H137ZM154 252H155V251H153V253H154ZM191 252H192V251H191ZM197 252H198V251H197ZM197 252H195V253H196V256H197V254H198ZM200 252H202V250H201ZM214 252H215V251H214ZM217 252H218V251H217ZM222 252H223V251H222ZM226 252L228 253V251H226ZM240 252H241V251H240ZM1 253H2V252H1ZM4 253H5V252H4ZM6 253H7V254H5V255H9V254H10V253L8 254V252H6ZM15 253H16V252H15ZM15 253H14V254H15ZM17 253H18V252H17ZM17 253H16V254H17ZM23 253H24V252H23ZM33 253H35V252H33ZM33 253H32V255H33ZM41 253H42V252H41ZM53 253H54V252H53ZM63 253H64V252H63ZM63 253H60V254H62V258H63V260H64V258H66L67 256L64 257V256H65L64 254H66V252H65L64 254H63ZM69 253H70V251H69ZM77 253H78V252H77ZM77 253L75 254V252H74L75 255H77ZM81 253H83V252H81ZM86 253H87V252H86ZM120 253H121V252H120ZM127 253H124V255L126 254V256H127ZM130 253H131V252H130ZM130 253H129V254H130ZM133 253H134V252H133ZM163 253H164V252H163ZM168 253H169V252H168ZM182 253H183V251H182ZM184 253H185V252H184ZM188 253H189V252L187 251V255H189ZM192 253H193V252H192ZM11 254H12V252H11ZM19 254H20V253H19ZM26 254H27V252H25V256H24L23 254H22V255H23L24 257H26ZM39 254H40V252H39ZM51 254H52V253H51ZM55 254H56V253H55ZM55 254H54V255H55ZM71 254H73V253H71ZM98 254H100L99 251H98ZM98 254H97V255H98ZM129 254H128V257H129ZM131 254H132V253H131ZM138 254H139V252H138ZM140 254H143V253L141 252ZM140 254H139V255H140ZM161 254H162V253H161ZM164 254H165V253H164ZM211 254H212V253H210V254H208V255H209V256H212ZM225 254H226V253H225ZM2 255H3V256H2V258H3V257H4V254L2 253ZM22 255H21V256H22ZM32 255L29 254V256H31V258H32ZM43 255H44V254H43ZM68 255H70V254H68ZM78 255H80V254L78 253ZM84 255L86 256V254H84ZM94 255H96V254H94ZM104 255H105V254H104ZM108 255H109V254H107V256H108ZM110 255H111V254H110ZM110 255H109V257H110ZM112 255H113V254H112ZM144 255H146V254H144ZM150 255H151V254H150ZM174 255H176V254H174ZM180 255H181V254H180ZM201 255H202V254H201ZM205 255H206V254H205ZM215 255H216V254H215ZM226 255H227V254H226ZM229 255H230V254H229ZM233 255H234V254H233ZM236 255H237V254H236ZM236 255H235V257H236ZM240 255H241V253H240ZM13 256H14V255H12V257H13ZM15 256H16V255H15ZM18 256H19V258H21L20 255H18ZM29 256H28V257H29ZM33 256H34V255H33ZM92 256H93V255H92ZM102 256H103V255H102ZM118 256L121 257L122 255H121V256L118 255ZM133 256H134V255H133ZM136 256H137V255H136ZM155 256H156V253H155ZM158 256L160 257L161 255H158ZM169 256H171V253H170ZM169 256H168V257H169ZM199 256H200V255H199ZM203 256H204V254H203ZM206 256H207V255H206ZM209 256H208V257H209ZM222 256H223V255H222ZM222 256L219 254L218 257H222ZM231 256H232V255H231ZM10 257H11V256H10ZM10 257H8L9 260L11 259ZM16 257H17V256H16ZM49 257H50V259L52 260L51 256H49ZM49 257H48V259H49ZM56 257H57V255H56ZM56 257H55V258H56ZM58 257H59V256H58ZM70 257H71V256H70ZM72 257H73V255H72ZM74 257H75V256H74ZM83 257H84V256H83ZM87 257H88V256H87ZM87 257H86L85 259H87ZM89 257H90V256H89ZM96 257H97V256H96ZM175 257H178V258H179L180 256L177 255V256H175ZM181 257H182V256H181ZM181 257L179 258V259L181 260L180 263H181V264H182V263L184 264V263H185L184 261H185V260H188V258L186 259L185 254H184V257H185L184 259H185V260L182 262ZM197 257H198V256H197ZM200 257H201V256H200ZM218 257H217V258H218ZM226 257L228 258V256H226ZM229 257H230V256H229ZM8 258L5 257L6 260H8ZM19 258H18V259H19ZM22 258H23V257H22ZM22 258H21V259H22ZM31 258H30L31 261L34 260V259H31ZM55 258L53 257V259H55ZM60 258H61V256H60L58 259L60 260ZM97 258H98V257H97ZM116 258H117V257H116ZM121 258H122V257H121ZM125 258H126V257H125ZM150 258H151V257H150ZM172 258H174V256H173ZM198 258H199V257H198ZM204 258H206V257H204ZM212 258H213V256H212ZM212 258H211V259H212ZM232 258L235 259L234 257H232ZM232 258H231V259H232ZM237 258H238V257H237ZM24 259H26V258H24ZM35 259L38 260V258H35ZM39 259H40V258H39ZM42 259H43V258H42ZM46 259H47V258H46ZM50 259H49V260H50ZM66 259H67V258H66ZM66 259H65V260H66ZM68 259H69V258H68ZM77 259H78V257H77ZM101 259H102V257H101ZM109 259H115V258H114V256H113V258H109ZM153 259H154V258H153ZM175 259H176V258H175ZM193 259H194V257H193ZM211 259H210V260L207 259V260H208V263H211ZM214 259H215V258H214ZM229 259H230V258H229ZM233 259H232V260H233ZM239 259H240V257H239ZM12 260H13V259H12ZM12 260H10V261L12 262ZM14 260H15V259H14ZM26 260H28V259H26ZM51 260H50V261H51ZM61 260H62V259H61ZM63 260H62V261H63ZM72 260H73V259H72ZM75 260H76V259H74L73 261H75ZM78 260H79V259H78ZM78 260H77V262H78ZM87 260H88V259H87ZM89 260H90V259H89ZM106 260L108 261V259H106ZM117 260H119V258H118ZM120 260H122V259H120ZM129 260H130V259H129ZM147 260H148V258H147ZM156 260H157V259H156ZM156 260H155V261H156ZM168 260H169V258H168ZM168 260H167V261H168ZM191 260H192V258H191ZM194 260H196V259H194ZM194 260H193V261H194ZM197 260H198V259H197ZM200 260H203V261H204V259H201V258H200ZM215 260H216V259H215ZM215 260H214V261H215ZM221 260H222V258H221ZM226 260H227V259H226ZM235 260H236V259H235ZM22 261H23V260H21V262H22ZM34 261H35V260H34ZM34 261H33V263H34ZM50 261H48V263H49ZM56 261H58V260L56 259ZM67 261H68V260H67ZM84 261H85V260H84ZM84 261H83V262H84ZM91 261H92V260H91ZM94 261L97 262L96 260H94ZM94 261H93L92 263H94ZM115 261H116V260H115ZM124 261H125V260H124ZM131 261H132V260H131ZM143 261H144V260H143ZM148 261H149V260H148ZM172 261H173V259H172ZM174 261H175V260H174ZM209 261H210V262H209ZM212 261H213V260H212ZM218 261H219V259H218ZM228 261H230V260H228ZM1 262H3V259H2ZM44 262H45V261H44ZM59 262H60V261H59ZM59 262H58V263H59ZM64 262H65V261H64ZM70 262H71V260H70ZM118 262H119V261H118ZM135 262L138 263V261H135ZM156 262L159 263V262H161V260H160V261H156ZM187 262H188V261H187ZM190 262H191V261H189V263H190ZM201 262H202V261H201ZM216 262H217V261H216ZM235 262H236V261H235ZM238 262H239V261H238ZM4 263H5V262H4ZM15 263H16V262H15ZM15 263H14V264H15ZM54 263H55V262H54ZM62 263H63V262H62ZM75 263H76V262H75ZM75 263H74V264H75ZM78 263H79V262H78ZM85 263L88 264V262H85ZM102 263H103V262H102ZM106 263H107V262H106ZM106 263H105V264H106ZM113 263H114V262H113ZM113 263L111 262V264H113ZM137 263H136V264H137ZM146 263H147V261H146ZM148 263H150V264L152 263L151 259H150V262H148ZM164 263L167 264L165 261H164ZM164 263H163V264H164ZM178 263H179V262H178ZM178 263H177V264H178ZM194 263H195V262H194ZM194 263H193V264H194ZM197 263H198V262H197ZM202 263H204V262H202ZM205 263H206V262H205ZM212 263H213V262H212ZM231 263H232V262H231ZM0 264H2V263H0ZM5 264H6V263H5ZM16 264H17V263H16ZM21 264H22V263H21ZM23 264H24V261H23ZM26 264H29L28 261L26 262ZM30 264H31V263H30ZM37 264H38V263H37ZM41 264H42V263H41ZM44 264H45V263H44ZM46 264H47V263H46ZM67 264H68V262H67ZM79 264H80V263H79ZM83 264H84V263H83ZM89 264H91V262H90ZM118 264H119V263H118ZM127 264H128V260H127ZM144 264H145V263H144ZM153 264H154V263H153ZM161 264H162V263H161ZM171 264H173V263H171ZM190 264H191V263H190ZM214 264H215V262H214ZM223 264H224V263H223ZM227 264H229V263H227ZM232 264H234V262H233ZM235 264H237V263H235Z\"/></svg>",
	"mask_w": 264,
	"mask_h": 264
}]
</instances>
